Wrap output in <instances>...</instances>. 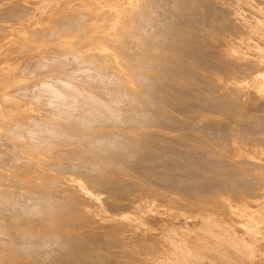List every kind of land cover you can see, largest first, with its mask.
Returning <instances> with one entry per match:
<instances>
[{
	"label": "rangeland",
	"instance_id": "obj_1",
	"mask_svg": "<svg viewBox=\"0 0 264 264\" xmlns=\"http://www.w3.org/2000/svg\"><path fill=\"white\" fill-rule=\"evenodd\" d=\"M88 1V2H87ZM108 2V4H107V6H106V8H102V2ZM166 1V2H165ZM174 1V2H173ZM176 1V2H175ZM178 1H180L179 3H178ZM136 0V6L133 8V9H131L130 11H128V12H122L121 14H120V20H121V24H120V26H121V28H122V31L121 32H117L116 31V29H114L113 27H111L107 32H108V34L110 35L109 36V38L110 39H112L113 41H111L110 42V45L108 46V52H109V54H110V56L107 58V59H105V60H101V61H97V60H95V59H93V58H91V54H92V52L93 51H96L97 52V54H102V47H100V45H99V42H100V38H99V35L97 34V33H93L94 31L93 30H91V28L94 26V23H98L99 24V26L100 27H103V25H105L106 23H107V20H105V18L107 19V15L108 14H110V13H112V14H115L116 13V7H117V5L119 4V3H121V4H123V1L122 0H86V3L84 4V3H82L80 0H64V4H65V7H66V12H59V13H57V14H55V13H48V14H39L37 17H36V20H38V21H40V22H42V23H39L38 25H37V27H36V29H34V31H31V32H29V31H22V35H24L25 37H30V38H32V39H34V40H38V41H40V42H43V43H49V44H52V46H45L44 48H45V51H44V48L43 49H41V50H37V48H35V47H33V45H31V46H27L26 47V45H23L24 43L19 39V38H17V37H15L14 38V40H15V42L11 45L12 47V51L11 52H14L12 55L13 56H15V55H17V54H22V55H24L25 56V59H23V61H21V65L23 64H25L24 65V67L23 66H18V67H16V68H14V67H12V68H10V67H7V66H3L2 64H1V62H0V76H8V78L9 79H12L13 80V82H14V84L12 85H6L4 88H3V94H2V96L0 97V118H5V116H8L9 118H10V124L8 125V126H3L2 128H3V131L1 132V134H0V156H1V158H0V161L1 160H5L4 161V163H3V161H1L0 163V197L2 198H4V201H5V203H2V206H1V201H0V206H1V208H0V214H2L1 215V217H0V264H51L53 261V263L54 264H64L65 263V260H66V258H65V260L63 261L62 259H60L61 258V256L62 255H64V256H66V257H68V261L66 260V264H75V263H72V261L74 262H76V264H91L93 261L95 262H93L92 264H105V263H108V264H260V263H263L264 264V134H263V131H264V0ZM184 3V2H186V3H182V2ZM194 2V4L192 5V7H194V6H196V8H194L195 9V11H194V9L192 8L191 9V5H190V3H188V2ZM199 1V2H198ZM201 1V2H200ZM205 1V2H204ZM206 1H207V3H209L210 4V7L211 6H216V7H211V8H213V9H211V8H209L208 7V9L209 10H207L206 8V6H209V4H207L206 5ZM215 2V4H214V2ZM221 3H220V2ZM93 2V3H92ZM172 4H171V3ZM216 2H218V3H216ZM262 2V3H261ZM0 12H2L3 13V15H5L6 14V9L9 7V6H11V7H9L10 9H8L9 11H11V8H16V9H12V11L11 12H9V13H7L6 15H5V17L2 15V13H0V19L3 17L4 19H2L0 22H1V24L3 23V24H9V23H16V22H20V21H22L23 19H24V13H25V9L27 8V6H28V3H27V0H0ZM16 3H18V4H16ZM79 3V4H78ZM212 3H213V5H212ZM220 3V4H219ZM223 3V4H222ZM13 4L14 5H17V6H13ZM19 4L22 6V7H24L23 8V12H22V8H21V6H19ZM87 4L90 6L89 8L87 7ZM139 4V5H138ZM163 4V5H162ZM168 4V5H167ZM170 4H171V6H172V9H170L171 7H170ZM182 4V5H181ZM203 4H205V5H203ZM24 5V6H23ZM145 5H146V7H148V8H146L145 7ZM154 7H153V6ZM156 5H158V6H156ZM161 5H162V8H160L161 7ZM188 5H190V6H188ZM204 7H206L205 9L203 8V6ZM221 5V8L219 7ZM223 5V6H222ZM25 6H26V8H25ZM94 8V10H92L93 8ZM138 6V7H137ZM149 6H151V9H150V7ZM167 8L168 7V10L165 8V7ZM176 6V7H175ZM217 6H218V8H217ZM226 6V7H225ZM7 7V8H6ZM6 8V9H5ZM139 8V9H138ZM163 8H165L166 10H163ZM175 8H177V9H175ZM224 8V9H223ZM20 9H21V12H20ZM141 9V10H140ZM147 9V10H146ZM151 10V12H150V10ZM154 9V10H153ZM163 10L162 11V17H160V19H158V18H156V17H153V18H151L154 14H152V12H156V10L157 11H159V10ZM179 9H181V11H183L184 12V10H185V12H184V14H183V12H181ZM199 9H200V11H199ZM216 10V12L214 13L213 12V10ZM218 9H219V11H220V9H222V10H224L223 12L222 11H220L221 13H222V15H220L219 14V12H217L218 11ZM229 9V10H228ZM18 10V11H17ZM87 10V11H86ZM144 10V11H143ZM179 10V11H178ZM193 10V11H192ZM207 10V11H206ZM210 10H212L211 12H212V14H211V12H210ZM4 11H5V13H4ZM83 11V12H82ZM85 11V12H84ZM91 11H93V12H91ZM107 11V12H106ZM149 11V12H148ZM170 14L171 13V11H172V13H171V15H169L167 12ZM176 13V11H178V13H176L175 14V16H174V19L176 20H174V19H171V18H173L172 16V14L174 13V12ZM196 11H198V13L200 12V14L198 15L197 14V12ZM206 11V12H205ZM96 12V13H95ZM163 12H164V14H168L169 15V17H165V16H168L167 14L166 15H164L163 14ZM166 12V13H165ZM187 12H189L188 14H187ZM191 12V13H190ZM194 12V13H193ZM228 12V13H227ZM13 13H14V15H13ZM20 13V14H19ZM80 13V14H79ZM83 13V14H82ZM88 13V14H87ZM136 13H138L137 15H136ZM147 13V14H146ZM150 13V14H149ZM181 13V14H180ZM214 13V14H213ZM10 14V15H9ZM17 14L19 15V17H17ZM77 14V15H76ZM82 14V15H81ZM146 14V15H145ZM182 16L183 15V17H181L180 15ZM196 14V15H195ZM217 14V15H216ZM219 14V15H218ZM228 14H229V16H228ZM254 14V15H253ZM1 15H2V17H1ZM7 15H9V17L7 16ZM12 15V17L14 18V20L13 19H11L10 18V16ZM80 17H79V16ZM106 15V16H105ZM134 15V16H133ZM144 15V16H143ZM150 15H152V16H150ZM194 15L195 16V18H194V16H193V18H192V16ZM202 16V18L201 17H199L200 19H203V21L201 20L200 21V19L198 18V16ZM206 15V16H205ZM78 16V17H77ZM92 16V17H91ZM136 16H137V18H136ZM139 16V17H138ZM140 16H142L141 18H140ZM176 16H177V18H176ZM180 16V18L178 19V17ZM197 16V17H196ZM222 16V17H221ZM15 17H17L18 19H15ZM40 17V18H39ZM77 17V18H76ZM83 19H82V18ZM99 17V18H98ZM206 19H205V18ZM208 17V18H207ZM216 17H218V19H224L223 21L221 20H218ZM220 17V18H219ZM230 17V18H229ZM8 18V19H7ZM78 18H79V20H78ZM86 18V19H85ZM89 18V19H88ZM96 18V19H95ZM131 18V19H130ZM146 20H144V19ZM167 18V19H166ZM187 18V19H186ZM192 18V19H191ZM196 18H198V20L200 21H198ZM233 18V19H232ZM6 19V20H5ZM148 19V20H147ZM165 19L167 20V22L165 23ZM181 19V20H180ZM207 19H208V21H210V20H212V21H210V22H207ZM228 19V20H227ZM64 23L65 21L64 20H67L66 21V23H64V25H63V23L61 22V21ZM69 20V21H68ZM78 20V21H77ZM81 20H83V21H81ZM129 20H131V21H129ZM138 20H143V21H139L138 22ZM158 20H160V21H158ZM162 20V21H161ZM172 20H174V22H171ZM190 22V20H191V22L190 23H188V21ZM193 20V21H192ZM197 20V21H196ZM206 20V21H205ZM217 22V23H215V21ZM226 20V21H225ZM232 20V21H231ZM70 21H72V23H70ZM76 21V22H75ZM149 21H151V22H148ZM155 23H159V25H157V24H155ZM170 21V22H169ZM180 21V22H179ZM184 21V22H183ZM207 22V25H211V24H213V23H215V24H221L222 25V23H220V22H223V25H222V27L225 29V31L223 32V30L224 29H221L222 27H221V25L218 27L217 25L216 26H214V24L213 25H211L212 27H214V29L211 27L210 28V26H209V28H207L208 26H203L204 25V23L203 22ZM220 21V22H219ZM61 22V23H60ZM67 22H69L68 23V25H67ZM77 22H80V23H77ZM145 22V23H144ZM199 22V23H198ZM230 22V23H229ZM58 23V24H57ZM133 23L135 24V25H137V26H135V25H133ZM138 23H140L139 25H141V26H139L138 25ZM202 23V24H201ZM208 23H210V24H208ZM233 25H232V24ZM60 24V25H59ZM79 24V25H78ZM148 24H150V25H148ZM153 24H155V25H153ZM186 24H188V27H187V25ZM195 24V25H194ZM206 24V23H205ZM235 24V25H234ZM78 25V26H77ZM119 25V24H118ZM129 25H132L131 27L129 26ZM143 25H144V27H143ZM151 25H153V28L151 27ZM158 26V28H159V30L157 29V26ZM160 25H162L163 27H161ZM164 25H168L169 27L171 26V31H169V33H166V31H165V35H164V33L163 34H160L161 32H163V28H164ZM192 25V28L190 27ZM228 25V27H224V26H227ZM146 26V27H145ZM156 26V27H155ZM175 26V27H174ZM177 26H179L180 28H182L183 30H179V29H176L175 30V28H179V27H177ZM235 26V27H234ZM133 27V28H132ZM140 27H141V29H145V30H142V31H140L141 29H140ZM161 27V28H160ZM173 27H174V29H173ZM189 28V29H187V28ZM221 27V28H220ZM231 27V28H230ZM69 28H70V30H69ZM136 28V29H135ZM147 28L149 29V28H152V30H147ZM216 28V29H215ZM218 28V29H217ZM227 28V29H226ZM235 28V29H234ZM186 29V30H185ZM212 29V30H211ZM229 29H231V30H229ZM138 30V31H137ZM157 30H158V32H157ZM160 30H161V32H160ZM178 30V31H177ZM189 30V31H188ZM214 30V31H213ZM216 30V31H215ZM217 30H218V32H217ZM226 30H228V31H226ZM236 32H235V31ZM145 31L147 32V33H145ZM155 31H156V34H155ZM191 31V32H190ZM220 31V32H219ZM232 31V32H231ZM237 31H238V33H237ZM84 32V33H83ZM149 32H151L150 34H149ZM154 32V33H153ZM160 32V33H159ZM171 32H174V33H171ZM176 32V33H175ZM215 32H217V33H215ZM235 32V33H234ZM42 33V34H41ZM47 35H46V34ZM101 33H103V31L101 32ZM100 33V34H101ZM138 33V34H137ZM159 35H161L160 36V38L162 39H159V37H156V36H159ZM188 33H190V34H192V35H190V34H188ZM195 33V34H194ZM235 35H234V34ZM6 33L5 32H2V31H0V35H1V37H0V39H2L3 37H4V35H5ZM128 35V36H125V35ZM132 34H134L135 35V37H134V39H133V36H131ZM141 34V35H140ZM149 34V35H148ZM155 34V35H154ZM180 34V35H179ZM38 35V36H37ZM39 35H41V36H39ZM81 35H83V36H81ZM136 35H137V38H136ZM166 36L165 38H164V36ZM197 37H196V36ZM199 35V36H198ZM35 36V37H34ZM140 36H143L142 38L140 37ZM174 36H176L177 38H175L176 39V41H175V39H174ZM189 36V37H188ZM190 36H193V37H190ZM128 37V38H127ZM145 37H148V38H145ZM153 37V38H152ZM170 39V40H167L168 38ZM46 38V39H45ZM91 38H93V40L96 42V46L95 47H92V45H90V44H88V40L89 39H91ZM130 38H131V41H130ZM139 38H141L140 40H139ZM164 38V39H163ZM178 38L180 39V40H178ZM182 38H184V39H182ZM201 38V39H200ZM236 38V39H235ZM152 39V40H151ZM196 40L195 42H198V43H194V41L192 42L191 40ZM208 39V40H207ZM133 40H135V41H133ZM137 40H138V42H137ZM149 40V43L151 44V42L153 41V44L154 45H158V46H160L161 45V48H163L162 50H163V52H166V54H167V59H170L171 61L172 60H174L173 62H174V64L172 63L171 65L173 66V67H175V70L174 71H176L177 72V70H176V68L178 67V66H181V70H183L185 67V70H183L181 73H184V75L183 74H181V77L179 76L180 75V72H178V73H176V72H172V73H176L177 74V76H178V78H177V76H176V74L174 75V77L173 78H175V76H176V78L175 79H177V80H179V78L181 79L182 77L183 78H185V79H181V80H179V82L178 83H180V82H182L184 85H186V84H188V83H192V82H189L190 80L192 81L193 79V84L194 83H196L197 82V80L195 81V79L197 78L198 79V81L199 82H197L196 84H194V85H197V86H199V85H201L202 86V84H203V86L207 83V85L208 86H210V88L213 90V89H215V93L214 92H211V91H209V88L207 89L208 90V92H210V93H208V95L210 96L212 93V95H211V97L213 96L214 97V94H215V97H216V95H217V98L220 100V98H219V93H221L222 95V97H221V100L223 99V102H224V104L226 105V106H224L225 107V109H224V107L223 108H221L220 110H218V111H205V112H201V114H200V111L198 112V110L196 111V109L194 108V110H192V109H190L189 108V110L187 109V106H186V104L190 101V97L189 98H186L187 97V94H186V92L184 93V92H181L180 90V92H181V94H180V92L178 91V89L177 90H175V89H173V90H175L176 92H174V93H176V94H174L173 92H171V90H169L170 91V93L171 94H173V96L174 95H181V96H183L182 98H180V99H177L176 98V96H174V98H175V100L177 99L178 100V102H176V101H174V103H176V104H172L171 103V107L170 106H168L167 105V103H165V106H162L163 104L162 103H164L163 101L162 102H160V101H158L157 99L156 100H154L153 99V101L155 102V103H157V101H158V103L160 102L161 103V106H162V108L161 109H164L165 107L166 108H168V109H170L171 108V110L174 108V109H177L178 108V110L177 111H179V112H176V113H174L177 117H179V119L180 120H183V118H185V121H187V123H185L186 124V126H185V124H183L185 121H183V123H181V124H183V125H180L179 123L177 124V123H173V125L175 124H177V126H181V127H175V126H172V127H174V128H172V129H163V128H160L159 130L161 131H158V133L160 132L161 133V135H160V133H159V135H160V137L161 138H165L166 136H174L176 139H167L168 141H164V140H166V139H160L159 138V135L156 137L155 135H153V134H158V133H153V134H151L152 136H154V137H156L157 138V140L158 139H160L159 141H157L156 140V138H154L153 137V140L152 141H149V140H144V142H143V139H139L138 141H140L139 143H141V142H143V143H141V144H139V143H137L136 145H137V147H138V145H140V147H136V145H134L133 146V143H135V141L133 142V141H131V142H128V141H126V140H123V138L121 139V140H123V141H125V144H124V142H120L119 140V138H115V139H113V140H111V139H109V140H106V141H108L109 142V144L112 146L113 144V148L114 149H112V151H114L113 153H115V152H124V149L123 148H119V147H131V145H132V147L134 148V151H133V148H129V150H131V152L130 153H134V152H136L135 150H138L139 148V150L141 151H143V152H145L146 153V151H144V150H148L147 152L148 153H155V152H157V153H161L162 154V152H163V154L161 155V156H159V154L157 155L158 157L156 158V156H155V158L158 160V158H160V157H162V158H160V159H165L164 157H168V155H169V157L171 158L172 156H174V155H176V156H174V157H176V158H174L177 162H169V161H174V159H171V160H169L168 162V164H170V163H174V166H173V164H171V165H168L167 166V168L169 169V167L170 166H172L173 168H176V170L175 169H173V170H175L176 171V174L175 175H178V176H175V177H177V179H178V181H181V182H178L180 185H178V183L177 184H175V185H170V186H165V185H163V182H165L164 180H165V175H168V169H166L165 167V169L163 168V166H162V168L160 167V169L159 168H157L156 166H152V168L153 167H156V168H154V171H152L153 169L152 168H148V169H143V170H145L144 172H142V171H140L139 172V170L140 169H142L141 167V160L138 162H135V163H133L134 161H130V158L129 159H127V156H126V152H129V151H126V152H124L123 154L122 153H120L121 155H122V157H121V155H119V153L117 154V153H115L114 155L116 156V158H118V157H120V161H121V159H124L125 161L126 160H128V162L127 163H125L124 162V160H122L123 162H120V161H118L119 160V158H118V160L117 161H115V163L114 162H111L110 163V161L104 156V154H102V149L104 150V151H106L105 149H107L108 150V148L110 147V148H112L109 144H107L108 142H104L103 140L101 141H99V139L102 137L101 135L103 134V132L105 131V132H107V134L108 133H110V132H113V131H116V132H120V133H124V132H127V131H129L130 129L129 128H121V127H113L112 125L113 124H115V121H118L117 123H119V122H121V119H122V121L125 119V117H123V116H125V114L124 113H126V115H129L130 113H134V112H136V111H140V112H143L144 111V113H145V110H146V112L147 113H151V114H153L154 113V111H155V109H156V105H153L152 106V104L151 105H149L150 106V108L149 109H151L152 110V112H151V110L149 111V109H148V107H143V103H142V106L141 107H139V101H136V100H140V99H142V94L144 93V94H146L147 95V93H149V92H151L152 90H154V92L152 91L151 93H156L157 94V92L159 93V94H157V96L155 95V98L156 97H158L159 96V98L158 99H160V92L159 91H161L160 90V87L161 86H159V87H157L156 85L154 86V85H148V87H147V84L145 85L144 83H142L141 84V82H139V80H138V76H140L141 75V73H143V74H146V75H148V74H150V77L151 78H153L157 83H155V84H158V85H160V83L159 82H164V81H166V79L163 81H158L157 79H156V76H155V74H153V73H163V72H165L162 68L160 69V67L158 66V65H151V61H153V60H155V58H157V56L158 55H156V54H154L153 53V50L155 51V50H158V51H162L161 49H159L160 47H158L157 48V46L155 47L154 46V49H151V48H148L147 46H149L150 44L147 42ZM178 40V41H177ZM187 40V41H186ZM205 40L207 41V42H205ZM168 41V42H167ZM214 41V42H213ZM1 42V41H0ZM134 42V43H133ZM144 43L143 45H142V43ZM145 42H147V43H145ZM156 42V43H155ZM161 44H160V43ZM212 42V44L211 45H209V43H211ZM220 42H222V43H220ZM15 43H17V44H15ZM160 45H159V44ZM163 43H165V44H167V46L168 45H170L171 46V44H172V46L174 45V46H178V47H182V46H187L188 45V43H190L188 46L191 48L192 47V45H193V49H194V51H191V53L192 52H195L196 51V53L199 51V53L200 52H202V53H204L205 51V53L202 55V53H200V55L202 56V57H200V58H202V59H196V61H195V58H198L197 56H196V54L194 53H192V56L193 55H195V56H193L194 57V61H193V58H191L192 56H190V57H184V56H178L177 54H176V56L172 53V51L170 52V46H166V48L165 47H162V44ZM175 43V44H174ZM177 43H178V45H177ZM204 43H205V46H203L204 45ZM20 44V45H19ZM140 44V45H139ZM149 44V45H148ZM165 44H164V46H165ZM180 44V45H179ZM218 44V45H217ZM14 45V46H13ZM58 45H61V46H63V47H59ZM197 47H196V46ZM216 45V46H215ZM15 46H17V47H15ZM22 46V47H21ZM120 46V47H119ZM16 49H15V48ZM48 47V48H47ZM136 47V48H135ZM201 47V48H200ZM22 48V49H21ZM132 48V49H131ZM138 48H140V49H138ZM145 48V49H144ZM166 50H165V49ZM206 48H207V50H209V52L210 51H212V52H207V50H206ZM244 48H245V50H244ZM28 49V50H27ZM51 49H54V50H51ZM56 49V50H55ZM125 49H127V52H124L125 51ZM134 49V50H133ZM168 49H169V51H168ZM50 50V51H49ZM60 50V51H59ZM129 50V51H128ZM137 50V51H136ZM149 50V51H148ZM165 50V51H164ZM203 50H205V51H203ZM213 50H218V54L215 52V51H213ZM50 52V54L48 53V55H46V53L47 52ZM118 51L119 52H121V53H119L118 54ZM134 51L135 52H140L139 54H137V53H134ZM247 51V52H246ZM46 52V53H45ZM126 54V56L124 55V53ZM129 52V53H128ZM130 52L132 53V56H129V54H130ZM38 53H40L41 55H42V53H44L42 56H44V57H42L40 54H38ZM53 53H54V55H53ZM66 53V54H65ZM118 55H117V54ZM128 53V54H127ZM208 53L211 55H208ZM213 53V54H212ZM216 55H215V54ZM60 55V56H58V55ZM68 54H69V56H68ZM71 54V55H70ZM124 56H123V55ZM133 54H134V58H133ZM154 54V55H153ZM11 55V56H12ZM40 56V59H45L44 61H43V63H47L46 61H49V60H51V56L52 57H54V59L53 60H59L60 58V60L59 61H63V63H64V61H65V59H69V62L67 61V62H65L63 65H65V64H67V65H70L69 67V69H67L68 68V66L67 65H65V66H67V70L65 69V68H63V67H65V66H63L62 64H60L59 66H61V69L63 68V70H61L60 69V67H58L57 68V70L55 69L56 68V66H55V70L54 71H52V70H50V72H54L55 73V71H56V73H55V76H61V71L64 73L65 72V70H66V73L68 74H65V75H67L68 77L67 78H65L66 76H61L62 78H59V79H63V82H65V81H67L68 82V80H73L72 78L73 77H75L76 79H74V81L75 80H77V81H75V83H79V80H80V83L82 82V84H83V81H84V84L86 83V85H84V87H88V86H90V87H88L87 89L86 88H83L82 86V84H80L81 85V87H82V89L84 90L85 89V91L87 92V90H89V91H92V92H89V94L86 96L85 95V93H83V97H88L89 95H90V99H92L91 98V96L93 97V95H94V98L92 99V101L91 102H88V99L85 97L84 99H87V101L86 100H83L82 99V97L80 96V93H82V91L80 92V85H79V89H78V91H77V86L78 85H76L75 83H74V81H73V83H72V85L70 86H68V83L66 84V83H64V87H65V89L68 91V89H69V87L71 88L72 87V89H69V93H70V90L72 91L71 93L72 94H69V96H70V98H67V96L66 97H62L63 98V100L62 99H59V94H61L62 93V91H64V93H68V92H65V89L63 90L62 89V85H60L59 87H58V95H57V89H56V87H54V89L56 90V92L54 93V95L53 96H55V94L58 96H56L57 98H56V100L58 99V101L57 102H59V101H61L60 103H57L56 101H55V97H54V99H51V100H54V101H52V103L54 102L55 104H56V106H54L53 107V109H54V111H55V109L57 110V109H59V107L58 106H61L62 105V103H64V99L65 98H67L66 99V101H68V103L69 102H74V100H75V102L79 99L78 98V96L80 97V101L81 102H79V100L76 102V103H78V104H76V103H70V106L72 105V107L71 108H73V106L76 104L77 106L76 107H78V108H76V107H74V108H76V110L78 109V111L77 112H82L83 110L85 111V109L86 108H89V109H86V111L85 112H82V113H80V115L81 116H79L78 115V113H76L79 117H80V121H78V122H81L82 120V122L81 123H84V118H81L82 117V115L86 118V120L87 119H89V118H87V117H89L90 116V113H91V111H92V115L90 116V118L91 117H95V116H99L100 115V117H101V115L104 117V119L102 118L101 120H102V123H104V124H98L96 127H93L94 129H96L95 131H94V129L93 128H90V127H88V125L87 126H85V125H83V127L81 128L80 127V125L79 124H77V123H74L73 125L71 124V123H73L75 120L72 118V116H74V114H72V116H71V118L70 117H68L69 115H71L70 113H71V110L72 111H74L73 109H69V107L70 106H68L69 104L65 101V103L64 104H66L68 107L66 108L65 107V105L63 106H61L60 107V111L58 110L57 112L55 111V113H57L58 115L60 114L61 116L63 115V114H61V113H64V112H66V110L67 109H69V110H67V112H70L69 113V115L68 114H66V116L65 115H63V116H65V118L66 117H68V119L69 120H74V121H69V120H67L66 121V119L65 118H61L60 116H58L57 114V120H58V122H56L55 121V117H56V115L53 117L52 116V114L54 113L53 111H51V112H49L48 111V114H49V116H47L48 114L46 113V111L47 110H49V109H52V108H50L51 107V101H49V97H53L52 95L50 96L49 94H47V93H45L46 95H45V97H47L48 96V99L47 98H44V99H46L45 101L42 99V101L41 102H45L46 104L45 105H43V109L41 110V106L42 105H40V103H39V98H38V96H35V98H34V94H33V92H35L36 91V89H34L33 87V85H36V83H34L36 80H32V79H30V80H32V81H30V82H28L29 80H26L25 78H27V77H29V78H35V74H31L30 76H29V73L30 72H32V73H34V72H36V71H38V68H39V66L37 67V65L39 64V61H40V59H39V61H37L36 59V56ZM86 55H88V56H86ZM128 55V56H127ZM131 55V54H130ZM139 56V55H141V56H139V57H137V56ZM197 55H198V53H197ZM217 55H219V57L217 58ZM223 57H222V56ZM37 56V57H38ZM46 56H48V57H46ZM61 56H63V57H61ZM65 56V57H64ZM73 56V57H72ZM77 56V57H76ZM147 58H146V57ZM150 56H152V57H150ZM154 56V57H153ZM206 56V57H205ZM1 57H3V56H0V60H1ZM36 59H35V58ZM49 57H50V59H49ZM67 57V58H66ZM90 57V58H89ZM123 59V61H120V60H122L121 58ZM137 57V58H136ZM141 57V58H140ZM144 59H143V58ZM178 59H177V58ZM207 57H209V58H207ZM210 57H211V59H210ZM214 57H216V59L214 58ZM221 57V58H220ZM230 59H229V58ZM33 58V59H32ZM64 58V59H63ZM73 58H78V59H76L77 61H78V63L80 62L79 60H81V62L82 63H84V61H85V65L88 67L89 65L91 66V64H92V67L91 68H93V69H87L85 66H83V64L80 66V64L81 63H79V66L77 65V61H76V64H74L75 62H73V64L78 68V69H76V67L74 68L73 67V65L72 64H70V63H72V61H70L71 59L72 60H74ZM135 60H137V61H139V64H142V63H144V64H142L141 65V68L139 67V64L136 62V61H134L133 59ZM154 58V59H153ZM165 58V57H164ZM191 58V59H190ZM205 58V59H204ZM32 59V60H31ZM89 59H91V60H89ZM129 59V60H128ZM130 59H131V61H130ZM141 61H140V60ZM146 59V60H145ZM182 59V60H181ZM204 59V60H203ZM207 59H208V62H207V65H209V63H210V61L212 62V67H211V63H210V65L208 66V67H205L204 69H203V65L205 64L206 65V61H207ZM209 59H210V61H209ZM213 59H215V60H217L219 63L217 64L216 62L217 61H215V60H213ZM220 59V60H219ZM221 59H222V61H221ZM25 60H26V63H25ZM36 60V61H35ZM83 60V61H82ZM143 60H145L144 62H143ZM151 60V61H150ZM201 61V62H203L204 63V61H205V63L202 65V67L201 66H198V65H201V62H198V61ZM203 60V61H202ZM231 60V61H230ZM237 60V61H236ZM239 60V61H238ZM27 61H30V62H27ZM75 61V60H74ZM91 63H89V62ZM126 63H125V62ZM150 63H149V62ZM178 61V62H177ZM187 61H189V62H187ZM215 61V62H214ZM226 62V63H223V62ZM243 63H241V62ZM247 63H246V62ZM248 61H249V63L251 64V66H250V64L248 63ZM252 61V62H251ZM35 62H37V63H35ZM42 62V61H41ZM122 62V63H121ZM132 63V64H129V66H128V63ZM29 63V64H28ZM62 63V62H61ZM69 63V64H68ZM89 63V64H88ZM121 63V64H120ZM146 63V64H145ZM175 63H177V64H175ZM182 63V64H181ZM198 63V64H197ZM221 63V64H220ZM228 63H231V64H228ZM32 64V65H31ZM93 64H94V66H93ZM148 64H150V66L151 67H153V71L152 70H150L151 69V67L150 66H148ZM223 64V65H222ZM241 66H240V65ZM246 66H245V65ZM7 65V64H6ZM40 65V64H39ZM72 65V66H71ZM111 65H113V66H111ZM128 66V67H130V68H126L125 66ZM134 66V67H132V66ZM138 65V66H137ZM176 65V66H175ZM193 65H196L195 66V68L197 69H195L194 68V66ZM204 65V66H205ZM206 65V66H207ZM225 65V66H224ZM250 66V70L248 69L249 67L248 66ZM254 65H256V66H254ZM26 66H29V67H27V68H25ZM85 67V69L87 70V72L88 71H94L95 72V74H94V72L92 73V75H91V73H88L90 76L88 77V76H84V74L86 73L87 74V72H86V70L83 68V67ZM89 66V67H90ZM108 66H110V67H113V68H108ZM147 66V67H146ZM172 66H170L171 68H170V72L172 71L171 69L173 68ZM187 66L189 67V68H191L192 70H193V72H197L196 73V75H195V73L193 74L192 73V70L190 69V71H188V68H187ZM198 66V67H197ZM213 66H214V68H213ZM236 66L239 68H236ZM244 66V67H243ZM252 66H254V67H252ZM32 67V68H31ZM54 67V66H53ZM52 66H51V68H49V69H52L53 68ZM75 69V71L76 72H74V73H72L73 71H74V69ZM82 67V68H81ZM88 67V68H89ZM142 67L144 68V69H142ZM155 67H158L159 69H160V71H159V69H156ZM223 67H225V72L227 73H225L223 70H224V68ZM246 70H244L243 68ZM257 67V68H256ZM260 67V68H259ZM31 68V69H30ZM81 68V70H79ZM96 68L98 69L99 68V72L97 71L96 72ZM102 68V71L100 70ZM104 68V69H103ZM117 68V69H116ZM139 68V69H138ZM145 68H148V71L147 70H145ZM183 68V69H182ZM198 68H200V69H198ZM220 68H222L221 70L222 71H220ZM257 70H256V69ZM27 69H30V70H27ZM49 69L47 70V72L48 73H50L49 72ZM65 69V70H64ZM73 69V70H72ZM85 70L84 72L82 71V70ZM158 71H156V70ZM174 69V68H173ZM177 69H179V67L177 68ZM187 69V70H186ZM208 69V70H207ZM218 69H219V71H218ZM229 69V70H228ZM232 69H233V71H232ZM17 70H19V71H17ZM21 70V71H20ZM58 70H60L58 73L60 74H58L57 73V71ZM69 70H70V72H69ZM129 70H131V72L129 71ZM135 70V71H134ZM139 71L140 70V72H136V71ZM151 72H150V71ZM162 70V71H161ZM195 70V71H194ZM145 71L147 72V73H145ZM156 71V72H155ZM168 71V70H167ZM167 71H166V74H167V76H168V73H167ZM178 71H180V69L178 70ZM186 71V72H185ZM200 71V72H199ZM239 71V72H238ZM243 71H244V73H243ZM19 72H23L24 73V75H23V73H19ZM82 72V73H81ZM106 72V73H105ZM112 72H117V73H119L120 74V80H118L119 78L117 77V75H114V77L115 78H117V79H115V80H117V81H120V83L118 82V84L116 83L117 81H114V78H111L112 76L111 75H113V73ZM217 72V73H216ZM223 72H224V74H223ZM249 72V73H248ZM28 73V75L26 76V74ZM70 73L71 74H73L72 76L70 75ZM84 73V74H83ZM96 73H97V75L99 74V75H101L102 74V76H100V79H99V76H98V79H94V77H96ZM101 73V74H100ZM111 73V74H110ZM134 73V74H133ZM139 73H140V75H139ZM152 73V74H151ZM171 73V74H172ZM189 73H190V75H189ZM199 73H201V74H199ZM15 74H16V76H15ZM51 74V73H50ZM75 74V75H74ZM77 74H80V75H82V77H85V79L84 78H82L81 76H79L78 75V78H77ZM87 74V75H88ZM93 74H94V77H93ZM105 74V79H104V77H103V75ZM133 74V75H132ZM136 74H137V76H136ZM165 74V75H166ZM179 74V75H178ZM185 74H188V75H186V77L188 78H186V77H184L185 76ZM199 74V75H198ZM226 74V75H225ZM235 74L236 75H238V76H235ZM240 74H241V76H240ZM63 75V74H62ZM69 75H70V77H69ZM106 75L107 76H111V77H107L106 78ZM131 75V76H130ZM154 75V76H153ZM202 75H203V77H202ZM206 76V78L208 77V78H210V80H209V82L211 83L212 82V80H213V82L211 83L212 85H214L213 87L211 86V84L208 82V78H207V82H206V78L204 79V77ZM223 75V76H222ZM228 75V76H227ZM231 77H230V76ZM243 75H246V76H243ZM93 78H92V77ZM134 76H136L137 77V79L134 77ZM173 76V75H172ZM195 76H197V77H194ZM200 76V77H199ZM224 76H226V77H224ZM66 79H64V78ZM79 77H80V79H79ZM133 77V78H132ZM202 77V78H201ZM239 77V78H238ZM57 78V77H56ZM71 78V79H70ZM89 78H90V80H89ZM92 78V79H91ZM97 78V77H96ZM101 78H102V80H101ZM108 78H109V80H110V78L116 83H114L113 81V83L115 84V85H117V86H114L113 85V83L111 82V84L107 81L108 80ZM124 78H125V80H124ZM136 80H135V79ZM190 78H193V79H190ZM223 78V79H222ZM227 78V79H226ZM79 79V80H78ZM81 79H83V80H81ZM89 81H88V80ZM107 79V80H106ZM174 79V80H175ZM205 80V82L204 83H202L203 81L202 80ZM217 79V80H216ZM24 80H26V81H24ZM92 80H93V83H92ZM98 80V81H97ZM105 80V81H104ZM135 80V81H134ZM138 80V81H137ZM186 80V81H185ZM189 80V81H188ZM237 80V81H236ZM91 81V82H90ZM109 83V85L107 84V82ZM195 81V82H194ZM201 81V82H200ZM62 82V83H63ZM104 84L105 83V86H106V89H108L107 87H110L109 88V90H114V91H117L116 89H118V87L120 86H122L121 84L123 83H126L127 84V86L125 87V85H123L122 87L124 88V89H122V87H121V89H118V94H119V92H120V94H119V96L118 97H120V98H124V95L125 94H127L128 92H127V90L129 91V95H131V94H133V95H135V93L137 94V95H135V96H130L131 97V99L134 101L135 99H134V97H136V100H135V102H137V103H135L134 105H135V107L133 108V110L135 109L136 111H131L130 109L129 110H126V109H122V108H120L121 110H125V112H120V110H118L119 111V113H115L114 115H113V113L114 112H118L117 111V109L116 110H114L113 108L112 109H110L109 107V104H108V106H107V103L105 102V100L106 99H104V98H106V97H100L99 96V92H102V91H100L101 89L103 90V91H109V90H106V89H104V85L102 86V84ZM122 82V83H121ZM140 84H139V83ZM175 82H176V80H175ZM184 82H186V84L184 83ZM34 83V84H33ZM70 83V82H69ZM137 83V84H136ZM168 83V82H167ZM166 82H165V84H167ZM200 83V84H199ZM202 83V84H201ZM210 85H209V84ZM217 84L218 83V85H217V87H216V85L215 84ZM101 84V85H100ZM107 84V85H106ZM164 84V83H163ZM162 83H161V85H163ZM199 84V85H198ZM221 84V85H220ZM31 85V87L33 88H31V90L29 89V86ZM68 86V89H67V87L66 86ZM74 85H76L75 87H74ZM141 86V88H136V87H140ZM180 85H182L181 83H180ZM184 85H182V86H184ZM18 86H19V88H18ZM25 86H27V87H25ZM145 86V87H144ZM208 86H204V87H208ZM223 86H225V87H223ZM61 87V90L59 89ZM73 87H74V89H73ZM91 87H93V89H91ZM101 87V88H100ZM128 87V88H127ZM143 87V88H142ZM196 87V86H195ZM219 87H221V88H219ZM223 87V88H222ZM232 87V88H231ZM25 88V89H24ZM26 88L27 89H29L28 90V94L27 95H29L30 96V93H31V96L33 95V97H31L30 96V100H29V98L28 99H26V100H24L23 99V97L24 98H27V95L24 93V96L23 97H21V95L23 94L22 92L20 93V97H19V92L22 90H26ZM99 88V89H98ZM111 88H113V89H111ZM147 88V89H146ZM233 89V90H230V89ZM18 89V90H17ZM53 89V90H54ZM81 89V90H82ZM91 89V90H90ZM130 89H131V92H134L135 91V93H131L130 92ZM140 89V90H139ZM221 89V90H220ZM32 90H34V91H32ZM75 90V91H74ZM99 90V91H98ZM126 90V92H124ZM137 90V91H136ZM142 90L144 91V92H142ZM172 90V91H173ZM217 90V91H216ZM220 90V91H219ZM227 90H228V92H227ZM235 90V91H234ZM18 91V92H17ZM23 91V92H24ZM32 91V92H31ZM60 91H61V93H60ZM94 91V92H93ZM121 91H123L124 92V94H123V92H121ZM147 91H149V92H147ZM157 91V92H156ZM177 91H178V94H177ZM219 91V92H218ZM224 91V92H223ZM226 91V92H225ZM238 91V92H237ZM15 92H16V94H15ZM26 93H27V91H25ZM30 92V93H29ZM75 92V93H74ZM77 92H79V93H77ZM74 93V94H73ZM76 93L78 94L77 96H76ZM92 93V94H91ZM96 94V98H95V94ZM140 93H142V94H140ZM184 93V94H183ZM226 93V94H225ZM239 93V94H238ZM43 94V93H42ZM123 94V97L122 96H120V95H122ZM127 94V96L125 95V98L124 99H126V98H128V95ZM162 94V93H161ZM186 94V95H185ZM219 94V95H218ZM224 94V95H223ZM231 94V95H230ZM234 94H236V95H234ZM247 95V97H246V95ZM253 94V95H252ZM255 94H257V95H255ZM36 95V94H35ZM71 95H73V97H74V95H75V97H77V98H74V100H72L73 98L71 97ZM85 95V96H84ZM140 95V96H139ZM227 95H229V96H227ZM240 95V96H239ZM242 95V96H241ZM250 95H251V97H250ZM261 95V96H260ZM28 96V97H29ZM68 96V97H69ZM138 96V97H137ZM179 96H177L178 98H179ZM225 96V97H224ZM254 96H255V98L256 97H258V98H254ZM260 96V97H259ZM40 97H42V96H40ZM144 97H146V96H144ZM185 97V98H184ZM224 97V98H223ZM236 97V98H235ZM34 99V101H35V99L36 98H38L37 100H38V104H37V100L34 102L32 99ZM61 98V97H60ZM72 98V99H71ZM183 98L185 99L184 100V102L185 103H183ZM217 98H215V99H217ZM235 98V99H234ZM69 99H71L70 101H69ZM82 99V100H81ZM217 99V100H218ZM225 99V100H224ZM230 99V101H228ZM238 99V100H237ZM247 99V100H246ZM250 99V100H249ZM27 100H29V102L27 101ZM31 100H32V104L30 103L31 102ZM49 102H48V101ZM101 100H103L104 101V103H106V104H104L103 103V101H101ZM189 100V101H188ZM192 100V99H191ZM231 100H233V101H236V103L235 102H231ZM241 100V101H240ZM253 100V101H252ZM259 100V101H258ZM47 101V102H46ZM82 101H86V103H94V104H91V106L92 105H94V108H93V110H92V107L89 105V104H86V105H82L84 102H82ZM94 101V102H93ZM127 101V100H126ZM182 101V102H181ZM188 101V102H187ZM237 101H238V103H237ZM243 101V102H242ZM246 101H247V103H246ZM252 101V102H251ZM256 101H258L257 102V104H256ZM44 102H43V104H44ZM128 102V101H127ZM187 102V103H186ZM222 102V103H223ZM230 104H229V103ZM241 102V103H240ZM250 102H251V104H250ZM253 102H255V103H253ZM34 103V104H33ZM36 103V104H35ZM47 103H51L50 104V106H49V109H45V111H43L44 110V108H48L47 107ZM81 103V104H80ZM97 103V104H96ZM102 103H103V105H104V107H103V105H102ZM181 103H182V105H185L184 106V108L183 107H181ZM232 103H234V105L232 104ZM239 103L241 104V105H239ZM58 104H61V105H58ZM137 104V105H136ZM141 104V103H140ZM245 104V105H244ZM250 106H249V105ZM253 104V105H252ZM37 105V106H36ZM39 105V106H38ZM82 105V106H81ZM89 105V106H88ZM167 105V106H166ZM173 105L174 106H176L177 108H175V107H173ZM178 105H179V107H180V110H179V107H178ZM242 105H244L245 107H246V109H244L245 107L243 106V107H241ZM255 105V106H254ZM27 106V107H26ZM46 106V107H45ZM103 107V108H100V107ZM105 106H107V107H105ZM229 106V107H228ZM231 106V107H230ZM233 106V107H232ZM237 106H238V108H237ZM251 106H254V109L255 110H253V108L251 107ZM41 110V111H43L42 112V114H41V112H39V110H38V108ZM65 108L66 110H61V109H63V108ZM81 107V110L82 111H79V108ZM85 107V109H82V108H84ZM155 107V108H154ZM164 107V108H163ZM186 107V108H185ZM227 107V108H226ZM248 107H249V109H248ZM257 107V108H256ZM23 108H31V109H35V108H37L36 110H34V111H32L29 115H23V113H22V109ZM105 108H108V109H105ZM140 108V109H139ZM143 110H142V109ZM145 108V109H144ZM153 108V109H152ZM158 108V107H157ZM160 108V107H159ZM181 108H183V110L184 109H186L185 111H183V110H181ZM234 108V109H233ZM241 108V109H240ZM261 108V109H260ZM52 109V110H53ZM91 109V111H88V110H90ZM94 109H96L97 111V113L96 112H94L95 110ZM232 109V110H231ZM236 109V110H235ZM240 110L239 112H241V113H238V110ZM242 109H243V111H242ZM263 109V110H262ZM76 110L74 111V112H76ZM104 110V112H103V114H102V111ZM106 110H108L110 113H108ZM113 110V111H112ZM154 110V111H153ZM192 110V111H191ZM61 111H64V112H61ZM129 111V112H128ZM131 111V112H130ZM173 111V110H172ZM171 111V112H172ZM184 113H183V112ZM188 111H190V112H188ZM255 111V112H254ZM39 112V113H38ZM66 112V113H67ZM89 112V113H88ZM105 112H107V113H105ZM113 112V113H112ZM183 114H182V113ZM192 112V113H191ZM196 112V113H195ZM227 112H228V114H227ZM249 112V113H248ZM54 113V114H55ZM73 113V112H72ZM85 113H87V114H89V116L87 115V116H85ZM97 115H96V114ZM100 113V114H99ZM146 113V114H147ZM219 113H221V114H219ZM231 113V114H230ZM234 113H238V115H235ZM242 113H244L243 115H242ZM249 115H248V114ZM263 113V114H262ZM44 114V115H43ZM45 114H47V115H45ZM111 115V117L113 118V117H115L116 119H117V114L118 115H120L121 114V118H119L120 116H118V119L117 120H115V118L114 119H109V117H110V115ZM233 114V115H232ZM241 114V115H240ZM260 114V115H259ZM31 115H33V117L31 116ZM35 115V116H34ZM76 115V116H77ZM108 115V116H107ZM147 115H149V114H147ZM235 115V116H234ZM46 116V117H45ZM52 116V117H51ZM77 116V117H78ZM25 118L26 119V121L28 120H33V119H35L36 121H38L39 119H42V120H40V121H42V122H40V121H38V122H40L41 124V128L39 127L40 125H39V123H37L35 120H31L32 121V123H35L36 122V124L38 125V127H36V126H31V125H33L32 123H31V121H29L28 123H25L26 121H25V119H22V118ZM27 117V118H26ZM28 117H30L29 119H28ZM44 117V118H43ZM58 117L59 118H61V119H58ZM106 117H108L107 119H106ZM110 117V118H111ZM123 117V118H122ZM127 117V116H126ZM182 117V118H181ZM195 117V119H193V118ZM262 117V118H261ZM37 118H39L38 120H37ZM96 118V117H95ZM94 118V119H95ZM63 119V120H62ZM64 119H65V122H67V123H69L68 125H66L67 123H63L64 122ZM76 119V118H75ZM193 119V120H192ZM214 121L215 122V126H217V125H219V126H217V127H214L213 125H211L212 124V121ZM214 119V120H213ZM233 119V120H232ZM238 119V120H237ZM5 120V119H4ZM46 120H48V121H46ZM60 120H61V122H60ZM77 120V119H76ZM90 120V119H89ZM106 120H109V122L108 121H106ZM112 120H115V121H112ZM196 120V121H195ZM204 120V121H203ZM257 120V123L255 122V121ZM49 121H52L51 122V124H50V122ZM69 121V122H68ZM88 121V120H87ZM87 121H85V123H87ZM194 121V122H193ZM199 121V122H198ZM206 121V122H205ZM207 121H210V122H208L209 124L207 125L206 123H207ZM216 121L218 122V124L216 123ZM219 121H220V123H219ZM222 121V122H221ZM47 122V124L49 123V125H47V126H51L52 124H54L55 122H56V124L57 123H59L60 125H62V126H60V125H54V126H56V127H54L55 129L57 128V127H61L62 129V131L63 132H65V131H67V132H65L66 134L64 135V136H62V137H64V138H62V137H60V139H62L61 141H62V143H61V141L58 143H56V144H54V143H52V144H48V146H47V150H46V148H42V149H40V151H38L39 149H34L31 145H32V143H30V142H28V141H26V142H24V141H22L21 140V138H20V140L21 141H19V134L18 135H15V136H17V137H15L14 136V134L15 133H18V131H19V133H22L21 135H24V133L26 132V131H24V129L25 130H27V128H28V126H29V124H30V126H29V128H35V129H44V128H46V126H42V125H44L45 123ZM54 122V123H53ZM76 122V121H75ZM97 122V121H96ZM114 122V123H113ZM192 122V123H191ZM201 122V123H200ZM202 122H204L205 124H206V126H208L207 128H204V130H203V127H206L205 126V124H202ZM213 122V123H214ZM225 122V123H224ZM262 123V124H260V123ZM20 125H19V124ZM26 125H25V124ZM44 123V124H43ZM61 123H63V124H61ZM105 123H110L111 124V126H108V124H107V128L104 126V125H106ZM197 123V124H196ZM223 123V124H222ZM238 123V124H237ZM242 123V124H241ZM15 124V125H14ZM16 124H17V126H18V128H17V126H16ZM25 125V126H22V125ZM27 124H28V126H27ZM75 124H77V128H76V125ZM172 124V123H171ZM204 125V126H199L198 127V125ZM221 124V125H220ZM232 126V128L229 126ZM232 124V125H231ZM256 124H258V126L256 125ZM260 124V125H259ZM46 125V124H45ZM63 125H64V127H63ZM74 125H75V127H74ZM210 125V126H209ZM227 125V126H226ZM254 125V126H253ZM255 125H256V127H255ZM10 126V127H9ZM15 126V127H14ZM23 128H22V127ZM70 126H71V128H70ZM85 126V127H84ZM102 126V127H101ZM161 126V125H160ZM163 126V125H162ZM161 126V127H162ZM186 128H184V127ZM193 128H192V127ZM224 126V128H222ZM225 126H226V129H225ZM243 126V127H242ZM261 126H262V128H261ZM24 127H27V128H24ZM43 127V128H42ZM60 127L58 128V129H60ZM67 127V130L66 129H63V128H66ZM72 127L74 128V129H72ZM90 128L89 130L91 131H89V130H86L85 128ZM194 127H196V128H194ZM202 127V128H201ZM215 130H217V131H214V129ZM227 127H229V128H227ZM245 127V128H244ZM12 128H13V130L14 131H16L15 129H17L18 131H16L15 133H14V131L12 130ZM84 128V129H83ZM102 128V129H101ZM106 128V129H105ZM110 128H111V130H110ZM176 128V129H175ZM231 128V129H230ZM236 128V129H235ZM244 128V129H243ZM252 128V129H251ZM22 129H23V131H22ZM100 129H101V131H100ZM109 130V132H108V130ZM129 129V130H128ZM147 129L148 128H143V130H145V131H147ZM188 129H190V130H188ZM196 130V131H194V130ZM205 129H207V130H205ZM219 129V130H218ZM220 129H222V130H220ZM255 130V131H249V132H251V134H249V133H247L246 131L247 130ZM258 129H260V130H258ZM21 130V131H20ZM75 130L76 131H84L85 130V133L82 131V132H75ZM100 131L99 133L101 134H98L100 137H98L97 136V132L98 131ZM136 131H139V130H142V128H137V129H135ZM134 130V131H135ZM209 130H211V131H209ZM225 130V131H224ZM231 130H233V131H231ZM239 132H238V131ZM69 131H71V133L69 132ZM131 131H133V130H131ZM200 131H202L203 133L205 132V134H203L202 132H200ZM207 131V132H206ZM220 131V132H219ZM222 131V132H221ZM231 131V132H230ZM257 131V132H256ZM13 132V133H12ZM87 132V133H86ZM104 132V133H105ZM162 132H164V133H162ZM188 134H191V136L190 135H188ZM197 132V133H196ZM214 132H216V133H214ZM224 132V133H223ZM235 132V133H234ZM240 132H243V133H240ZM255 132V133H254ZM11 133L13 134V136L11 135ZM69 133V134H68ZM78 133V134H77ZM83 133V134H82ZM209 133V135H207ZM211 133H212V135H211ZM219 133V134H218ZM226 133V134H225ZM237 133V134H236ZM245 133H246V135H248L249 134V136H245ZM253 133H254V135H253ZM257 133V134H256ZM73 134V135H72ZM194 134V135H193ZM196 134V135H195ZM198 134H199V136H198ZM216 134V135H215ZM229 134V135H228ZM234 136H233V135ZM241 134V135H240ZM67 135H69V137L71 138V140L69 141V139H66V138H69V137H67ZM77 135V136H76ZM83 135V137L82 138H80L81 136ZM105 135H106V133H105ZM105 135H103V136H105ZM162 135H166V136H162ZM204 135V136H203ZM206 135H207V137H206ZM215 135V136H214ZM222 135H224V136H222ZM236 135V136H235ZM244 135V137H242ZM257 135H258V137H257ZM80 136V137H79ZM98 137V138H96V137ZM217 136V137H216ZM229 136V137H228ZM233 136V137H232ZM240 136V137H239ZM262 136V137H261ZM15 137V138H14ZM72 137H74V138H72ZM75 137H77V138H75ZM89 137V138H88ZM195 137H196V139H195ZM200 137H203V138H200ZM210 137V138H209ZM240 138V140H239V138ZM246 137H247V139H246ZM85 138V139H84ZM91 138H93L92 140H90ZM104 138V137H103ZM191 138H192V140H191ZM226 138H228V139H226ZM242 138V139H241ZM247 140V141H249V142H247L245 139ZM251 138V139H250ZM2 139H4V140H2ZM14 139V140H13ZM73 139V140H72ZM96 139V140H95ZM118 139V140H117ZM125 139V138H124ZM202 139V140H201ZM211 139V141H209ZM236 139V140H235ZM246 141V143H243L244 142V140ZM83 140V141H82ZM89 140L90 141H92V143L93 142H95V144H92V145H94L93 147L91 146H87V145H89ZM127 140H129V139H127ZM130 140H131V138H130ZM132 140H136L137 141V139H132ZM142 140V141H141ZM154 140H156L157 141V143H156V141H154ZM169 140H173V141H169ZM178 140H182L183 142L181 143L180 141H177ZM238 140V141H237ZM251 140V141H250ZM253 140V141H252ZM259 140V141H258ZM3 141V142H2ZM14 141V143L12 144V142ZM88 141V142H87ZM113 141V143H111ZM117 141H119L120 143H123V144H120L119 142L117 143ZM147 141V142H146ZM163 143H162V142ZM201 141H203V142H201ZM256 141H258V142H256ZM10 142V143H9ZM16 142L17 143H20V145L21 144H23V147H20V146H18L17 144H16ZM98 142H99V144H98ZM103 142H104V144H103ZM128 142V143H127ZM156 144H155V143ZM174 142V143H173ZM185 142V143H184ZM187 142H189V143H187ZM228 142H231V143H228ZM250 142H251V144H250ZM260 142V143H259ZM29 145H28V144ZM79 143V144H78ZM86 143V144H85ZM101 143V144H100ZM115 143H117V145L115 144ZM129 144V145H127V144ZM132 143V144H131ZM178 143V144H177ZM181 143V144H180ZM189 144L188 146H187V144ZM193 143V144H192ZM209 143V144H208ZM217 143V144H216ZM58 144V145H57ZM62 144V145H61ZM97 144V145H96ZM107 144V145H106ZM148 144V145H147ZM161 144V145H160ZM168 144H171V145H168ZM186 144V145H185ZM247 144V145H246ZM254 144H256V145H254ZM259 144V145H258ZM17 145V147H15V146ZM51 145V146H50ZM80 145H81V148H80ZM83 145V146H82ZM86 145V148L84 147ZM96 145V146H95ZM101 145V147H99ZM141 145L143 146V147H141ZM145 145V146H144ZM166 145V146H165ZM176 145H177V147H176ZM181 145V146H180ZM190 145H192V146H190ZM219 145V146H218ZM223 145V146H222ZM238 145V146H237ZM22 146V145H21ZM24 146H26L27 148L25 149L24 148ZM107 146H109V147H107ZM117 147V149L115 148V147ZM147 146V147H146ZM164 146V147H163ZM170 148H169V147ZM186 148H185V147ZM195 146V147H194ZM77 149H79V150H77ZM106 147V148H105ZM124 147V148H125ZM160 147H161V149H160ZM168 149H167V148ZM184 147V148H183ZM187 147H188V149L190 148L191 150H188L187 151ZM191 147H193V149L194 150H192V148ZM196 147H198L197 149H196ZM234 147V148H233ZM19 148H21V149H23V150H21V149H19ZM31 148V149H30ZM49 148V149H48ZM70 149V151L68 150V149ZM71 148H72V151H71ZM74 148V149H73ZM105 148V149H104ZM109 148V149H110ZM118 148L119 149H121V151H119L118 150ZM137 148V149H136ZM151 148H152V151L150 152L149 151V149L151 150ZM164 148V149H163ZM166 148V149H165ZM175 148V149H174ZM233 148V149H232ZM236 148V149H235ZM3 149V150H2ZM9 149H11L12 151H13V153L11 152V151H9ZM63 149V150H62ZM65 149V150H64ZM81 149V150H80ZM83 149H85L84 151H83ZM123 149V150H122ZM153 149H154V151H153ZM155 149L157 150H163L162 152H159L158 150L157 151H155ZM179 149V150H178ZM246 149V150H245ZM248 149V150H247ZM26 150H29V151H26ZM46 150V151H45ZM68 152H67V151ZM77 152H76V151ZM91 150H92V152H91ZM115 150H117V151H115ZM165 150V151H164ZM166 150H168V151H166ZM170 150V151H169ZM172 150H174V151H172ZM178 150V151H177ZM211 150V151H210ZM212 150H214V152H212ZM217 150V151H216ZM26 151V152H25ZM54 151H56V153L54 152ZM57 151H60V152H57ZM82 151V152H81ZM98 151V152H97ZM100 151V152H99ZM112 151H111V149H110V152H111V154L110 153H108V154H110V155H113V153H112ZM191 151V152H190ZM193 151V152H192ZM200 151H204V152H200ZM219 151V152H218ZM234 151V152H233ZM251 153H250V152ZM70 152V153H69ZM74 152H76V153H74ZM86 152V153H85ZM93 152L95 153V154H93ZM97 152V153H96ZM174 152H176V153H174ZM180 152V153H179ZM186 152V153H185ZM189 152V153H188ZM207 152V153H206ZM230 152V153H229ZM261 152V153H260ZM19 155H18V154ZM23 153V154H22ZM91 153V154H90ZM104 153V152H103ZM147 153V154H148ZM177 153H178V155H177ZM183 153V154H182ZM200 153H202V154H200ZM256 153H259V154H256ZM2 154V155H1ZM36 154V155H35ZM48 155V158H46L47 157V155ZM74 154H76V155H74ZM187 155V156H185V155ZM189 154V155H188ZM191 154V155H190ZM196 154V155H195ZM207 156H206V155ZM7 156V157H3V156ZM11 155H13L14 157L16 156H22V157H18V158H15V159H13V157H8V156H11ZM60 155V156H59ZM61 155H63V156H61ZM65 155V156H64ZM96 155H98L97 157H99V158H97L96 157ZM128 155V154H127ZM130 155V154H129ZM166 155V156H165ZM171 155V156H170ZM183 155H184V157H183ZM197 155H200V157L198 156L197 157ZM203 155V156H202ZM209 155V156H208ZM232 157H231V156ZM57 156H59V157H57ZM67 156H69V157H67ZM71 156H73V157H71ZM106 156H108L107 154H106ZM123 156H126L125 158L123 157ZM182 158H181V157ZM194 156H195V158L197 157V160L199 159V160H203L204 159V161L206 162V159L208 158H211V157H213V158H211V159H209V161H208V159H207V162H206V164H204V161H202V164H201V168H203L204 169V167H205V169L203 170V171H201L202 172V175L200 174L201 172L199 171V170H201L200 169V167H199V163H201V161L198 163V164H195L194 165V163H197V161L196 162H193V164H190V162L188 161V164H187V161L186 160H192V159H189V157L190 158H193V160L195 159L194 158ZM204 156H205V158H204ZM220 156H221V158H220ZM229 156V157H228ZM235 156V158H233ZM4 159H3V158ZM25 157V158H24ZM61 157V158H60ZM83 157V158H82ZM85 157V158H84ZM87 157V158H86ZM101 157H104L103 159L101 158ZM168 157V158H169ZM187 157H188V159H187ZM225 159H224V158ZM231 157V158H230ZM6 158V159H5ZM11 159V161H10V159ZM21 158H23V159H21ZM26 158H28L30 161H32L31 163H29L28 161V159H26ZM79 158V159H78ZM81 158V159H80ZM89 158V159H88ZM91 158V159H90ZM151 158V156L149 157V159ZM178 158V159H177ZM201 158V159H200ZM216 159V160H213V159ZM237 158V159H236ZM13 159V160H12ZM17 159V160H16ZM26 159V160H25ZM45 159H47V161L45 160ZM98 159H101V160H98ZM142 159V161H143V157L141 158ZM146 159H147V157H146ZM153 159H154V156H153V158H152V161H153ZM180 159V161H178ZM182 159V160H181ZM186 159V160H185ZM218 159H220V161L218 160ZM248 160V163L246 162L247 160ZM18 160H20V161H18ZM22 160H23V162H22ZM27 161L25 164H24V162L25 161ZM77 162H76V161ZM148 160V159H147ZM146 160V161H147ZM166 160H168L167 158H166ZM165 160V161H166ZM196 160V159H195ZM194 160V161H195ZM211 160V161H210ZM218 160V161H217ZM225 160V161H224ZM231 161V162H229V161ZM239 160V161H238ZM242 160V161H241ZM246 160V161H245ZM33 161H34V163H33ZM69 161H71V162H69ZM75 161V162H74ZM86 161V162H85ZM131 162V165H130V162ZM144 161H145V159H144ZM151 161V160H150ZM150 161H147L148 163H150ZM152 161H151V163H152ZM159 161V160H158ZM215 161V162H214ZM249 161H250V163H249ZM251 161H254V163L251 165ZM70 164H69V163ZM80 162V163H79ZM85 162V163H84ZM106 162V163H105ZM116 162H119L118 164H116ZM212 162H214V164L212 163ZM218 162H219V164H218ZM229 162V163H228ZM233 162V163H232ZM247 164H246V163ZM263 162V163H262ZM12 163V165H10ZM16 163V164H15ZM71 163H72V165H71ZM77 163H79L78 164V166H77ZM85 165H84V164ZM89 163H90V165H89ZM109 163V164H108ZM121 163V164H120ZM123 163V164H122ZM141 163V164H140ZM148 163H146L145 162V164H148ZM151 163H150V165H151ZM153 163H155V159H154V161H153ZM177 163V164H176ZM183 163V164H182ZM211 164L212 163V165H209V164ZM224 163H225V165H224ZM258 163V164H257ZM55 164V165H54ZM61 164V166L62 167H64V165H67V166H65V168H62L61 166H59V165ZM96 164V165H95ZM98 164V165H97ZM127 165V167L125 168V166ZM128 164H129V166L130 167H128ZM136 164V165H135ZM138 164H140V166L138 165ZM143 164H144V162H143ZM233 164H235V165H233ZM255 164H257V165H255ZM260 164V165H259ZM10 165V166H9ZM13 165H15V166H13ZM22 165V166H21ZM70 165V166H69ZM76 166V169H77V171L78 172H76L75 173V171H76V169H75V166ZM93 165V166H92ZM136 167L135 169L134 168H131V167ZM180 165V166H179ZM209 166V168H208V166ZM224 165V166H223ZM226 165H228V166H226ZM250 165V166H249ZM259 165V166H258ZM3 166V167H2ZM11 166H13V167H11ZM20 166V167H19ZM24 166L26 167V168H24ZM55 166V167H54ZM68 166H69V168H68ZM79 166H81V167H79ZM102 166V167H101ZM103 166H104V168H103ZM119 166V167H118ZM199 168H198V167ZM206 166H207V168H206ZM220 166V167H219ZM222 166V167H221ZM228 168V172H227V168ZM229 166L231 167V168H229ZM248 166V167H247ZM260 166H261V168H260ZM31 167V168H30ZM34 167H35V169H34ZM52 167V168H51ZM53 167H54V169H53ZM61 169H63L65 172H61L62 170H59V168ZM67 167V168H66ZM94 167V168H93ZM96 167H98V168H96ZM101 167V170L99 169ZM123 169H122V168ZM137 167H139V168H137ZM172 167H170L171 169H172ZM178 167H179V169H178ZM186 167V168H185ZM212 167L214 168V171L212 170ZM221 169H219V168ZM225 167V168H224ZM250 167V168H249ZM252 167V168H251ZM255 167H257V168H255ZM7 168V169H6ZM37 168V169H36ZM82 168V169H81ZM90 170V173H91V175H90V177H89V175H87L86 174V172L85 171H88L89 172V170ZM105 168L106 169H108V170H106L105 171ZM110 168V169H109ZM112 168V169H111ZM130 168V169H129ZM185 168V169H184ZM192 168V169H191ZM196 168H198V171H196L197 169ZM255 170H254V169ZM20 169V170H19ZM56 169V170H55ZM65 169H67L68 170V172H66L67 170H65ZM70 169H71V171H72V169H74L73 170V173L70 171ZM85 169H87V170H85ZM100 171H99V170ZM139 169V170H138ZM151 169V170H150ZM161 169H163V170H161ZM183 169V170H182ZM188 169V170H187ZM223 169V170H222ZM225 169H226V171H225ZM231 171H230V170ZM235 169V170H234ZM251 169V170H250ZM12 170V171H11ZM81 170V171H80ZM82 170H84V171H82ZM92 170H94V171H92ZM104 170V171H103ZM114 172H113V171ZM116 170V171H115ZM136 170V171H135ZM138 170V171H137ZM150 170L151 172L149 173L148 171ZM179 170V171H178ZM245 170V171H244ZM254 170V171H253ZM261 170V171H260ZM80 171V172H79ZM166 171V172H165ZM242 171H244V173L242 172ZM85 172V173H84ZM101 172V173H100ZM136 172H138V173H136ZM146 172L148 173V174H146ZM152 172H153V174L155 173V175H153L152 174ZM159 172V173H158ZM165 172V173H164ZM191 172V173H190ZM200 172V173H199ZM207 172V173H206ZM213 172V173H212ZM219 172V173H218ZM224 173L223 175H222V173ZM227 172V173H226ZM230 172V173H229ZM234 172V173H233ZM253 172V173H252ZM260 172V173H259ZM263 172V173H262ZM46 175H45V174ZM75 173V174H74ZM78 173V174H77ZM86 174V175H84V174ZM97 173H99V174H97ZM104 173V174H103ZM156 173H157V175H156ZM167 173V174H166ZM170 173H172V172H169V174ZM172 173V174H173ZM192 173H193V175H192ZM204 173V174H203ZM247 175H246V174ZM262 173V174H261ZM44 174V175H43ZM48 174V175H47ZM80 174V175H79ZM94 174H95V177H94ZM101 174H102V176H101ZM111 174H113V176L111 175ZM139 174V175H138ZM160 174V175H159ZM162 174H163V177H161L162 176ZM165 174V175H164ZM188 174V175H187ZM190 174V175H189ZM197 174H198V176H197ZM219 174V175H218ZM241 176H240V175ZM245 174V175H244ZM260 174V175H259ZM93 175V176H92ZM96 175L98 176V177H96ZM106 175H108V176H106ZM144 175V176H143ZM153 175V176H152ZM199 175H201V176H199ZM231 175V176H230ZM235 175H239V177H235ZM250 175V176H249ZM39 176H40V178H39ZM79 176V177H78ZM83 176H85V177H83ZM105 176V177H104ZM147 176H148V179H147ZM160 176V177H159ZM181 176H182V179H181ZM189 176V177H188ZM220 176H222V177H220ZM224 176H225V178H224ZM229 176V177H228ZM246 176V177H245ZM262 176V177H261ZM22 177V178H21ZM51 177L53 178V180L52 181H50V179H51ZM66 177V178H65ZM150 177H152V178H150ZM184 177V178H183ZM209 177V178H208ZM217 177V178H216ZM235 177V178H234ZM256 177V178H255ZM3 178H4V180H3ZM10 178V179H9ZM59 178V179H58ZM108 178V179H107ZM114 181L115 180V178H116V182L114 181H112L111 179ZM119 178H120V180H119ZM145 178V179H144ZM150 178V179H149ZM157 178V179H156ZM160 178H161V180H160ZM188 178V179H187ZM194 178H195V180H194ZM202 178V179H201ZM207 179L206 181L204 180V179ZM216 178V179H215ZM223 178V179H222ZM244 178H245V180H247V181H245L244 180ZM2 179V180H1ZM6 179V180H5ZM7 179H8V181H7ZM17 179H19V180H16ZM56 179V180H55ZM61 179V180H60ZM63 179V180H62ZM75 179H76V181H79V180H81V182L79 181V183L81 184V186H83L84 187V189H86V191L88 192V194L92 197V199H91V201H87V200H85L83 197H81V196H79L78 197V202H80V203H72V202H67V200H69V198L70 199H72V197H75V196H72L73 194L70 192V193H68V192H66L64 189H62V185H64V184H70V183H68V182H73V181H75ZM102 179H104V180H102ZM164 179V180H163ZM192 179H193V181H192ZM197 179V180H196ZM209 179V180H208ZM231 179V180H230ZM233 179V180H232ZM256 179V180H255ZM262 179V180H261ZM12 180H14V181H16V182H19V184L18 183H16V182H14V184H12L13 182H11ZM28 180V182H26ZM46 180H49V181H46ZM55 180V181H54ZM69 180V181H68ZM72 180V181H71ZM97 180L100 182V181H104V183L107 185V181H108V183L109 184H112V182H113V184H112V186L111 185H109L108 184V186L110 187L109 189H108V186H106L105 184H103L104 185V188H105V186L107 187V189H103V187H101V186H97V184H94V182L96 183L97 182ZM106 180V181H105ZM121 182H119V181ZM128 181L127 183L128 184H126L124 181ZM149 180V181H148ZM155 180V181H154ZM156 180H157V182H156ZM163 180V182H161ZM211 180V181H210ZM218 180V181H217ZM221 180H223V181H221ZM229 180V181H228ZM5 183H8V182H11L10 184H12V185H8V187H6V186H4V182ZM54 181V182H53ZM150 181H152L151 183H150ZM177 181V180H176ZM220 181V182H219ZM235 181V182H234ZM22 182H24V185H23V187L24 186H26V189H24L23 187H22V185L20 184V183H22ZM132 184H131V183ZM136 182H137V184H138V186H137V184H136ZM158 182L161 184V185H163V186H161L160 184H158ZM182 182H183V184H182ZM189 182V183H188ZM194 182V183H193ZM209 182H210V184H211V182L213 183V184H211V186H210V184H209ZM219 182V183H218ZM245 182V183H244ZM247 182V183H246ZM258 182V183H257ZM263 182V183H262ZM44 183V184H43ZM53 183L55 184V185H53ZM87 183V184H86ZM114 183H116V184H114ZM117 183H118V185H117ZM120 183V184H119ZM123 183H125L124 185H121V184H123ZM140 183V184H139ZM156 183V184H155ZM196 183V184H195ZM208 183V184H207ZM221 183V184H220ZM223 183H225V184H223ZM237 183V184H236ZM3 184V185H2ZM27 184H29L30 185V187L27 185ZM43 184V185H42ZM56 184H57V186H56ZM143 184H144V186H143ZM158 184V185H157ZM165 184V183H164ZM185 184H186V186H185ZM192 184H194V185H192ZM227 184L228 185H230L231 186V188H230V186H227ZM250 184V185H249ZM254 184V185H253ZM259 184V185H258ZM6 185V184H5ZM14 185V187H13V189L16 187V189H17V191L20 189V187H21V191L19 190V192H16V190H12V191H14V193H10V189H12V188H10V187H12ZM33 185H35V187L32 186ZM40 185V186H39ZM53 187H52V186ZM102 185V186H103ZM134 185H135V187H134ZM160 185V187H158ZM213 185V186H212ZM219 185V186H218ZM225 185V186H224ZM235 185V186H234ZM241 185V186H240ZM2 186H3V188H2ZM29 188H28V187ZM87 186V187H86ZM94 186V187H93ZM132 186V187H131ZM171 186H172V188H171ZM183 186V187H182ZM199 186V187H198ZM216 186V187H215ZM224 186V187H223ZM4 187H6V189L8 190V188H10L9 189V191H7L6 189V191L7 192H9L10 193V195H9V193H7L5 190L3 191L2 189H4ZM37 187V188H36ZM61 187V188H60ZM95 187H98V188H95ZM100 187V188H99ZM112 187V188H111ZM117 189H116V188ZM123 187V188H122ZM126 187H128L127 189L129 190H127L126 189ZM131 187V188H130ZM134 187V188H133ZM140 187V188H139ZM162 187V188H161ZM166 187V188H165ZM184 187H186V188H184ZM190 187V188H189ZM195 187V188H194ZM201 187H202V189H201ZM205 187V188H204ZM210 187V188H209ZM215 187V188H214ZM227 187V188H226ZM229 187V188H228ZM235 187H238L237 189L235 188ZM242 187V188H241ZM244 187V188H243ZM249 187V188H248ZM27 188H28V190L29 191H27ZM30 188L32 189V191H30ZM34 188L36 189V190H34ZM38 188H42V189H44L43 191L42 190H40V189H38ZM125 188V189H124ZM130 188V189H129ZM133 188V189H132ZM147 188V189H146ZM170 188V189H169ZM194 188V189H193ZM214 188V189H213ZM217 188V189H216ZM225 188V189H224ZM247 188V189H246ZM37 189L39 190L38 192H37ZM56 189V190H55ZM58 189V190H57ZM113 189V190H112ZM114 189H116L115 191H114ZM134 189L137 191H134ZM137 189H139V190H137ZM171 189H173V190H171ZM174 189H175V191H174ZM178 189V190H177ZM188 189V190H187ZM189 189H190V191H191V193H190V191H189ZM230 189V190H229ZM245 189V190H244ZM52 190V192H45V191H51ZM61 190H63V193H60V192H62ZM107 190V191H106ZM111 190V191H110ZM130 190H133V191H130ZM143 190V191H142ZM146 190V191H145ZM206 190V191H205ZM208 190V191H207ZM215 190V191H214ZM244 190V191H243ZM22 191L24 192L23 194L24 195H27V196H24V195H21L20 193H22ZM34 191H36V192H34ZM43 192V193H41V192ZM54 191V192H53ZM60 191V192H59ZM105 191V192H104ZM174 191V192H173ZM185 191H187V192H185ZM199 191V193H197ZM224 191V192H223ZM3 192V193H2ZM28 192V193H27ZM29 192H30V194H29ZM32 192V193H31ZM110 192H112V193H110ZM119 192V193H118ZM122 192V193H121ZM124 192L126 193V192H128V193H126V195L124 194ZM130 192V193H129ZM133 194H132V193ZM146 192V193H145ZM148 192H150V193H148ZM196 192V193H195ZM204 192V193H203ZM205 192H208V193H205ZM214 194H213V193ZM255 192V193H254ZM4 193H5V195H4ZM25 193H27V194H25ZM34 193L35 194H37V193H39L38 195H40L38 198V200H39V202L38 201H36L37 200V198L35 197V195H34ZM52 193V194H51ZM120 193L121 194H124V195H120ZM137 193V194H136ZM144 193V194H143ZM194 193V194H193ZM246 193V194H245ZM32 194V195H31ZM41 194H43L42 196L44 197H42L41 198ZM56 194V195H55ZM117 194H118V196H117ZM128 194H130V196H128ZM190 194V195H189ZM191 194H193V195H191ZM197 194V195H196ZM207 194V195H206ZM211 194V195H210ZM257 194V195H256ZM29 195V196H28ZM31 195V196H30ZM34 195V196H33ZM45 195V196H44ZM52 195H54V196H52ZM58 195H59V198H58ZM149 195H151V196H149ZM156 195V196H155ZM198 195H200L199 196V198H201L200 200H199V198H198ZM248 195V196H247ZM251 195V196H250ZM37 196V195H36ZM55 196H57V198L55 197ZM65 196V197H64ZM71 196V197H70ZM116 196V197H115ZM146 196V197H145ZM158 196V197H157ZM197 196V197H196ZM257 196V197H256ZM11 197H13V201H11L12 202V204H13V202H16V203H14L13 204V206H12V208H11V210L12 211H10L9 210V207H11V205L10 204H7L6 205V203L8 202H10V201H8ZM26 197H30L29 199L31 200H26L27 198ZM34 199H32V198ZM50 197H51V199H50ZM60 197H61V199H60ZM102 197V198H101ZM121 197H122V199H121ZM243 197V198H242ZM0 198V200H3V199H1ZM8 198V199H7ZM26 200L27 202H28V204H30L29 206H28V204H26L27 206H25V207H28L27 209L25 208V209H23L21 206H22V204L20 203V201H22L23 202V200ZM46 198V199H45ZM47 198H49L50 199V201L52 200V198H53V200H54V204H52V203H50V201L48 202V200H47ZM63 198H65L66 199V201H65V199H63ZM104 198V199H103ZM167 198V199H166ZM206 198V199H205ZM7 199V200H6ZM15 199V200H14ZM16 199H18V202L21 204V205H19V207H18V205L17 204H19V203H17V200ZM21 199V200H20ZM41 199V200H40ZM82 199H84V200H82ZM95 199V200H94ZM131 199V200H130ZM11 200V199H10ZM20 200V201H19ZM24 200V202L26 203V201ZM34 202H33V201ZM53 200L51 201V202H53ZM107 200V201H106ZM173 200V201H172ZM175 200V201H174ZM42 201V202H41ZM61 203H60V202ZM72 201V200H71ZM94 201V202H93ZM106 201V202H105ZM3 202V201H2ZM10 202V203H11ZM30 202V203H29ZM32 202H33V204L36 202L37 204L38 203H40V206H39V204L37 205V204H32ZM44 202V203H43ZM47 204H46V203ZM63 202L65 203V204H63ZM105 202V203H104ZM45 204V205H43V204ZM60 203V204H59ZM67 203H68V205H67ZM72 203V204H71ZM111 203V204H110ZM116 203V204H115ZM50 204V205H49ZM58 204V205H57ZM62 204V205H61ZM73 205L74 207H72L71 205ZM104 204V205H103ZM110 204V205H109ZM114 204V205H113ZM119 204H120V206H119ZM121 204H122V206H121ZM249 204V205H248ZM6 205V207H8L7 208V210L5 209H3V208H6V207H3V206H5ZM9 205V206H8ZM36 205V206H35ZM42 205V206H41ZM49 205V206H48ZM57 205V206H56ZM69 207V209L68 208H66L67 206ZM116 205V206H115ZM14 206H15V208L18 210V212H17V210L14 208ZM23 206H24V204H23ZM33 206V207H32ZM48 206V207H47ZM58 206H62L61 208L59 207L58 208ZM81 206V207H80ZM108 206V207H107ZM112 206V207H111ZM117 206L119 207V208H117ZM123 206H124V208H123ZM30 207V208H29ZM31 207H32V209L34 210V212H35V214H34V212H33V210L31 209ZM36 207V208H35ZM42 209H40V208ZM43 207H45L44 209H43ZM57 207V208H56ZM72 207V208H71ZM75 207H76V209H75ZM77 207H79V208H81V209H79L78 208V210H77ZM84 207V208H83ZM126 207V208H125ZM23 210H25V211H23ZM62 208H64V209H62ZM115 208V209H114ZM15 209V212L17 213V214H15L14 213V210ZM19 209H20V212L22 213V214H24V215H20V213H19ZM31 209V210H30ZM39 209V210H38ZM52 209H55V210H52ZM60 209V210H59ZM66 209H68V211L66 210ZM83 209H85V210H83ZM28 210V211H27ZM53 212H51V211ZM63 210V211H62ZM111 210H113V211H111ZM194 210V211H193ZM8 211H10V212H8ZM47 211H48V213H47ZM51 213H50V212ZM60 211V212H59ZM67 211V212H66ZM71 211V212H70ZM76 211V212H75ZM78 211V212H77ZM85 211V212H84ZM3 212V213H2ZM6 212V214L7 215H5L4 213ZM13 212V213H12ZM33 213V215L31 214V213ZM44 212V213H43ZM55 212V213H54ZM58 212V213H57ZM68 212H70V213H68ZM11 214L10 216H8L9 214ZM18 213H19V215H18ZM26 213V214H25ZM30 213V214H29ZM38 213H39V215H38ZM48 214V215H46V214ZM60 213V214H59ZM28 214V215H27ZM38 216H37V215ZM42 216H41V215ZM58 214V215H57ZM120 214V215H119ZM18 215V216H17ZM26 215V216H25ZM29 215H32V216H29ZM55 215V216H54ZM60 215V216H59ZM3 216V217H2ZM31 217V218H30ZM33 217V218H32ZM72 217V218H71ZM45 218H47V219H45ZM49 218V219H48ZM12 219V220H11ZM58 219H60L61 221H62V223H64V224H62V225H60V226H58V225H56L55 223H54V221H56V220H58ZM72 219V222L70 221ZM78 220V222H77V220ZM84 219V220H83ZM46 220H48V222H46ZM66 220V222H63V221H65ZM83 220V221H82ZM87 220V221H86ZM14 221H16L15 223H14ZM39 221H45L46 223L45 224H43V225H40L39 224ZM49 221H52L50 224H49ZM67 221L68 222H70V224L69 223H67ZM82 221V222H81ZM15 224H13V223ZM77 222V223H76ZM11 224V225H10ZM22 225V226H21ZM70 225V226H69ZM14 226H15V228H14ZM106 226V227H105ZM112 226V227H111ZM3 229H2V228ZM4 227H5V229H4ZM10 227V228H9ZM24 227H25V229H24ZM28 227V228H27ZM69 227H70V229H69ZM80 227V228H79ZM7 228V229H6ZM98 229H99V231H98ZM117 229V230H116ZM39 230V231H38ZM32 231V232H31ZM83 231V232H82ZM84 231H85V233H84ZM86 231H87V233H86ZM93 231V232H92ZM95 231V232H94ZM31 232V233H30ZM71 232H73V234L74 235H72V233ZM79 232L81 233V234H79ZM91 234H90V233ZM104 232V233H103ZM20 234V235H17V234ZM24 233H29V234H31V237L32 238H30V239H27L28 237H26V239L24 240V238H21V236L22 237H24L25 235H24ZM41 233H43L44 235H42ZM62 233V234H61ZM71 233V234H70ZM83 233V234H82ZM96 233V234H95ZM99 233H101V234H99ZM2 234V235H1ZM22 234V235H21ZM35 234V235H34ZM37 234V235H36ZM64 234V235H63ZM85 234V235H84ZM87 234V235H86ZM97 235L96 237L94 236V235ZM106 234V235H105ZM6 235V236H5ZM13 235V236H12ZM34 235V236H33ZM58 235V236H57ZM65 235H66V237H65ZM70 235H72V236H70ZM78 237H77V236ZM81 235V236H80ZM89 235V236H88ZM104 237V238H102L101 239V237ZM118 235V236H117ZM18 236H20V237H18ZM40 236H43V237H40ZM54 236V237H53ZM60 236V237H59ZM69 236L72 238H69ZM78 239H76L75 237ZM85 236V237H84ZM95 238H94V237ZM106 236V237H105ZM110 236H117L116 238L115 237H113L114 239H117V240H113V238L112 237H110ZM7 237H8V241H11L12 240V242L10 243V242H8L7 241ZM14 239H13V238ZM16 237V238H15ZM34 237V238H33ZM56 237H57V240H56ZM88 237V238H87ZM89 237H90V239L91 240H89ZM109 237V238H108ZM134 237V238H133ZM10 238H12V239H10ZM17 238H19V239H17ZM38 238H40V239H38ZM47 238H48V240H47ZM58 238L59 239H64L63 240V245H61V244H56L57 245V247L60 245V246H64V248H66L67 249V247H68V249L69 248H71L72 249V247H73V249L71 250V249H69V250H71V251H73V250H75V253L77 254L78 252L80 253H82L81 255H79V253H78V255H76V254H73L72 255V253H74V252H72V253H68V252H70L68 249V252H65V251H63V252H65L64 254H62L63 252H60L61 254H59V249H60V251H61V248L59 247V248H56V247H54V246H56L55 245V243L58 241ZM66 238H67V240H68V243L70 244V245H66V243L64 244V242L65 241H67L66 240ZM69 238V239H68ZM73 238H74V240H73ZM84 238V239H83ZM86 238V239H85ZM96 239V240H94V241H92V239ZM99 238V239H98ZM146 238V239H145ZM1 239H2V241H1ZM23 239V240H22ZM45 239H46V241L47 242H45ZM53 239H55V241L53 240ZM71 239V240H70ZM75 239L77 240V242H78V244H77V242L75 243H73V241H75ZM84 241H87V242H84ZM104 239V240H103ZM108 239V240H107ZM120 239V240H119ZM148 239V240H147ZM14 240V241H13ZM15 240H17L16 242H15ZM19 240H21V241H19ZM42 242H41V241ZM49 240H51V241H49ZM70 240V241H69ZM102 240H103V242H102ZM119 240V241H118ZM23 241V242H22ZM28 241H29V243H28ZM47 243L48 245L46 246V245H44L45 243ZM99 241H101V242H99ZM107 241V242H106ZM112 241V243H110ZM116 242V243H114V242ZM132 241H134V242H132ZM7 242V243H6ZM22 242V243H21ZM24 242H25V244H24ZM52 242V243H51ZM55 242V243H54ZM81 242V243H80ZM82 242H84V243H82ZM91 242H94V243H92L91 244ZM97 242V243H96ZM120 242H122V243H120ZM40 243H41V245H40ZM44 243V244H43ZM54 243V244H53ZM67 243V244H68ZM99 243V244H98ZM39 244V245H38ZM73 244V245H72ZM77 244V245H76ZM85 244H87L86 246H84ZM93 244H94V246H93ZM101 244V245H100ZM113 244V245H112ZM115 244V245H114ZM120 244V245H119ZM122 244V245H121ZM128 244V245H127ZM131 246H130V245ZM16 245V247H14ZM38 245V246H37ZM43 245V246H42ZM49 245L51 246V248H48L49 247ZM54 245V246H53ZM89 245V246H88ZM96 245H98V246H96ZM109 245H111V246H109ZM125 245V246H124ZM34 246H37L36 248H34ZM46 246V247H45ZM52 246H53V248H55V249H58V250H55V249H53L52 248ZM70 246V247H69ZM77 247L76 249L74 248V247ZM79 246H81V247H79ZM90 246H92V247H90ZM103 246V247H102ZM106 247V249H105V247ZM113 246V247H112ZM17 247H18V249L19 250H17ZM40 247V248H39ZM85 249H84V248ZM88 247H89V249H88ZM132 247V248H131ZM5 248V249H4ZM10 248V249H9ZM39 248V250H37ZM42 248V249H41ZM45 248V250H43ZM64 248H63V250H64ZM80 248V249H79ZM81 248H82V250H83V252L82 251H80L81 250ZM87 248V249H86ZM15 249V250H14ZM22 249V250H21ZM26 249V250H25ZM27 249H29V251L27 250ZM31 249H32V251H31ZM41 249V250H40ZM46 249H48V250H46ZM91 249V250H90ZM125 249V250H124ZM21 250V251H20ZM25 252H24V251ZM37 250V252H35ZM43 250V251H42ZM51 250V251H50ZM56 251V253H55V251ZM76 250H79L78 252L76 251ZM84 250H86V251H84ZM89 250V251H88ZM18 251V252H17ZM46 251V252H45ZM51 253H50V252ZM52 251H54V253H52ZM93 251V252H92ZM98 254H96L95 252ZM108 251V252H107ZM125 251H126V253H125ZM43 253L44 255H40V254H38V253ZM45 252V253H44ZM48 252V253H47ZM87 252V253H86ZM88 252H90V253H88ZM100 252V253H99ZM110 252V253H109ZM114 252V253H113ZM118 252V253H117ZM123 254H122V253ZM22 253V254H21ZM24 253V254H23ZM36 253V254H35ZM50 253V254H49ZM67 253V255H65ZM94 253H95V255H94ZM116 253V254H115ZM129 253V254H128ZM14 254V255H13ZM35 256H34V255ZM49 254V255H48ZM54 254H56V255H54ZM58 254V255H57ZM87 254H89V255H87ZM90 254H92V255H90ZM101 254H102V257H101ZM112 254H113V256H112ZM123 255V257H122V255ZM21 255V256H20ZM52 255H54V257L56 258H54ZM61 255V256H60ZM84 255V256H83ZM85 255H87V256H85ZM106 255V256H105ZM109 255V256H108ZM116 255V256H115ZM119 255V256H118ZM37 256V257H36ZM39 256V257H38ZM58 256V257H57ZM60 256V257H59ZM76 256V257H75ZM82 258H81V257ZM95 256V257H94ZM100 256V257H99ZM108 256V257H107ZM121 256V257H120ZM125 256V257H124ZM36 257V258H35ZM46 257H48V259L46 258ZM50 257H52V258H50ZM74 258V260H73V258ZM87 257L89 258V257H91V259L89 258V259H87ZM99 257V258H98ZM105 257V258H104ZM115 257H117V258H115ZM128 258V260H127V258ZM62 258H64V257H62ZM70 258H72V259H70ZM78 258V259H77ZM85 258H86V260H85ZM94 258H98L99 260L97 261V259H95L94 260ZM100 258H103V259H100ZM107 258V259H106ZM115 258V259H114ZM120 258L122 259V260H120ZM135 258V259H134ZM6 259V260H5ZM45 259V260H44ZM53 259H55V260H53ZM80 259H82V261L80 260ZM124 259V260H123ZM137 259V260H136ZM35 260V261H34ZM43 260V261H42ZM71 260V261H70ZM77 260V261H76ZM79 260V261H78ZM106 260H108L107 262H106ZM112 260V261H111ZM134 262H133V261ZM32 261V262H31ZM85 261H86V263H85ZM97 261V262H96ZM100 261H104V263H102V262H100ZM123 261V262H122ZM14 262V263H13ZM34 262V263H33ZM37 262V263H36ZM49 262H51V263H49ZM55 262H57V263H55ZM80 262V263H79ZM87 262H90V263H87ZM110 262H112V263H110ZM113 262H115V263H113ZM128 262V263H127ZM147 262V263H146Z\"/></svg>",
	"mask_w": 264,
	"mask_h": 264
},
{
	"label": "bare ground",
	"instance_id": "obj_2",
	"mask_svg": "<svg viewBox=\"0 0 264 264\" xmlns=\"http://www.w3.org/2000/svg\"><path fill=\"white\" fill-rule=\"evenodd\" d=\"M80 1H81L82 3H84V4L86 3V0H80ZM122 1H123V4L119 3V4L117 5V7H116V13H115V14L110 13V14L107 15V19L105 18V20H107V23H106L105 25H103V27H100L98 23H94V26L91 28V30L94 31L93 33H97V34L99 35V38L101 39L100 42H99V45H100V47H102V54H97L96 51H93L92 54H91V58H93V59H95V60H97V61L105 60V59H107V58L110 56V54H109V52H108V46L110 45V42L113 41V40H112L113 38H112V39L109 38L110 35L108 34L107 31H108L111 27H113L114 29H116L117 32H121V31H122V28H121V26H120V24H121L120 14H121L122 12H128V11H130L131 9H133V8L136 6V3H137L136 0H122ZM149 1H150V0H149ZM177 1H178V0H177ZM207 1H208V0H207ZM207 1H206V5L209 4V3H207ZM209 1H210V0H209ZM211 1H212V0H211ZM214 1H215V0H214ZM214 1H213V2H214ZM259 1H260V0H259ZM63 2H64V0H27L28 6H27V8H26V6H25V8H26V9H25L26 11H25V13H24V16H25V17H24V19H23L22 21H20V22H16V23H15V22H14V23H9V24H7V23H6V24H3V23L1 24V22H0V31L6 33V34L4 35V37H3L2 39H0V41H1V42H0V56H3V57H1L0 62H1V64H2L3 66H7V67H10V68H12V67L16 68V67L20 66V65H21V61H23V59H25V56L22 55V54H17V55H15V56L12 55L14 52H11V51L13 50V49L11 48V47H12L11 45L15 42V40H14L15 37L19 38V39L24 43L23 45H26V47H27V46H31V45H33V47L37 48L38 51L41 50V49H43L45 46H52V44H49V43H43V42H40V41H38V40H34V39L30 38V37H25L24 35H22V31H29V30H30L29 32L34 31V29H36L37 25H38L39 23H42V22L36 20V17H37L41 12H42L41 14H48V13H49V14H50V13H52V14H53V13L57 14V13H59V12H61V11H62V12H66V7H65V4H64ZM87 2H88V1H87ZM165 2H166V1H165ZM173 2H174V1H173ZM175 2H176V1H175ZM179 2H180V1H178V3H179ZM181 2H182V1H181ZM198 2H199V1H198ZM200 2H201V1H200ZM204 2H205V1H204ZM219 2H220V1H219ZM92 3H93V2H92ZM170 3H171V2H170ZM182 3H183V2H182ZM184 3H186V2H184ZM184 3H183V4H184ZM188 3H190V5H191V9H192V8H193V9L196 8V6L192 7V5L194 4V2H191V1H190V2H188ZM192 3H193V4H192ZM216 3H218V2H216ZM220 3H221V2H220ZM220 3H219V4H220ZM261 3H262V2H261ZM0 4H1V3H0ZM16 4H18V3H16ZM78 4H79V3H78ZM107 4H108V2H106V1H105V2H102V5H101L102 8H106ZM171 4H172V3H171ZM171 4H170V7H171L170 9H172ZM214 4H215V2H214ZM222 4H223V3H222ZM138 5H139V4H138ZM162 5H163V4H162ZM162 5H161L160 8H162ZM167 5H168V4H167ZM181 5H182V4H181ZM190 5H188V6H190ZM194 5H195V4H194ZM203 5H205V4H203ZM203 5H202V6H203ZM212 5H213V3H212ZM215 5H216V4H215ZM11 6H12V5H11ZM11 6H9V7H11ZM13 6H17V5H14V4H13ZM19 6H21V5L19 4ZM23 6H24V5H23ZM152 6H153V5H152ZM156 6H158V5H156ZM222 6H223V5H222ZM9 7H8V8L6 7L7 9L5 8L6 11H7L6 14L9 13V12H11L12 9L14 10V9L17 8V7H16V8H11V11H9V10H8V9H10ZM87 7L89 8L90 6L87 4ZM91 7H92V6H91ZM137 7H138V6H137ZM145 7H146V5H145ZM149 7H150V9H151V6H149ZM153 7H154V6H153ZM158 7H159V6H158ZM164 7H165V6H164ZM175 7H176V6H175ZM206 7H207V8H206ZM206 7L203 6L204 9L206 8L207 10H209L208 7L211 8V7H216V6L213 5V6L210 7V4H209V6H206ZM219 7L221 8V5H220ZM225 7H226V6H225ZM18 8H19V7H18ZM18 8H17V9H18ZM21 8H22V12H23V11H24V10H23L24 7L21 6ZM92 8H93V7H92ZM146 8H148V7H146ZM165 8H166V7H165ZM165 8H163V10H166V9L168 10V7H167L166 9H165ZM217 8H218V6H217ZM0 9H1V8H0ZM138 9H139V8H138ZM150 9H149V10H150ZM175 9H177V8H175ZM211 9H213V8H211ZM223 9H224V8H223ZM18 10H19V9H18ZM18 10H17V11H18ZM92 10H94V8H93ZM140 10H141V9H140ZM146 10H147V9H146ZM151 10H152V9H151ZM151 10H150V12H151ZM153 10H154V9H153ZM163 10L160 9L159 11L156 10V12H152V14H154V15H153V16L150 15V16H152L151 18H153V17L158 18V17H159L158 19H160V17L163 16V15H162V11H163ZM179 10L181 11V9H179ZM179 10H178V11H179ZM207 10H206V11H207ZM228 10H229V9H228ZM86 11H87V10H86ZM143 11H144V10H143ZM168 11H169V10H168ZM178 11H176V13H178ZM192 11H193V10H192ZM194 11H195V9H194ZM199 11H200V9H199ZM206 11H205V12H206ZM211 11H212V10H210V12H211ZM220 11L223 12L224 10L220 9ZM220 11H219V9H218L217 12H219V14H220V13H221ZM20 12H21V9H20ZM22 12H21V13H22ZM82 12H83V11H82ZM84 12H85V11H84ZM91 12H93V11H91ZM106 12H107V11H106ZM148 12H149V11H148ZM166 12H167V11H166ZM166 12H165V13H166ZM173 12H174V11H173ZM181 12H183V11H181ZM184 12H185V10H184ZM184 12H183V14H184ZM196 12H197V14L199 15L201 11H200L199 13H198V11H196ZM213 12L215 13L216 10L214 9ZM0 13H2V12H0ZM4 13H5V11H4ZM93 13H94V12H93ZM95 13H96V12H95ZM167 13H168V12H167ZM167 13H166V14H167ZM171 13H172V11H171ZM171 13H170V14L168 13V14L171 15ZM176 13L174 12V13L172 14V15H173V16H172L173 18H171V19H174V16H175ZM188 13H189V12H187V14H188ZM190 13H191V12H190ZM193 13H194V12H193ZM214 13H213V14H214ZM223 13H224V12H223ZM227 13H228V12H227ZM6 14H5V15H6ZM19 14H20V13H19ZM41 14H40V15H41ZM79 14H80V13H79ZM82 14H83V13H82ZM82 14H81V15H82ZM87 14H88V13H87ZM137 14H138V13H136V15H137ZM146 14H147V13H146ZM146 14H145V15H146ZM149 14H150V13H149ZM163 14H164V12H163ZM166 14H164V15H166ZM168 14H167V15H168ZM180 14H181V13H180ZM180 14H179V15H180ZM211 14H212V12H211ZM219 14H218V15H219ZM2 15H3V13H2ZM2 15H1V17H2ZM5 15H3V16L5 17ZM9 15H10V14H9ZM9 15H7V16L9 17ZM13 15H14V13H13ZM76 15H77V14H76ZM169 15H168V16H165V17H169ZM184 15H185V14H184ZM195 15H196V14H195ZM216 15H217V14H216ZM220 15H222V13H221ZM253 15H254V14H253ZM78 16H79V15H78ZM78 16H77V17H78ZM105 16H106V15H105ZM133 16H134V15H133ZM143 16H144V15H143ZM180 16H181V15H180ZM180 16L178 17V19L180 18ZM191 16H192V15H191ZM193 16H194V15H193ZM193 16H192V18H193ZM205 16H206V15H205ZM222 16H223V15H222ZM222 16H221V17H222ZM228 16H229V14H228ZM11 17H12V15L10 16V18H11ZM17 17H19L18 14H17ZM17 17H15V19H18ZM77 17H76V18H77ZM79 17H80V16H79ZM91 17H92V16H91ZM138 17H139V16H138ZM141 17H142V16H140V18H141ZM170 17H171V16H170ZM170 17H169V18H170ZM181 17H183V15H182ZM184 17H185V16H184ZM184 17H183V18H184ZM196 17H197V16H196ZM199 17L202 18L201 15L198 16V18H199ZM39 18H40V17H39ZM81 18H82V17H81ZM98 18H99V17H98ZM136 18H137V16H136ZM176 18H177V16H176ZM192 18H191V19H192ZM194 18H195V16H194ZM198 18H196V19L198 20ZM204 18H205V17H204ZM207 18H208V17H207ZM216 18L218 19V17H216ZM219 18H220V17H219ZM229 18H230V17H229ZM2 19H4V18L2 17V18L0 19V21H1ZM7 19H8V18H7ZM11 19L14 20L13 17H12ZM82 19H83V18H82ZM85 19H86V18H85ZM88 19H89V18H88ZM95 19H96V18H95ZM130 19H131V18H130ZM137 19H138V18H137ZM143 19H144V18H143ZM166 19H167V18H166ZM166 19H165V23L167 22ZM186 19H187V18H186ZM199 19H200V18H199ZM205 19H206V18H205ZM220 19H221V18H220ZM220 19H218V20H220ZM232 19H233V18H232ZM5 20H6V19H5ZM78 20H79V18H78ZM78 20H77V21H78ZM144 20H145V19H144ZM147 20H148V19H147ZM174 20H175V19H174ZM174 20H172V21L170 20V21H171V22H174ZM180 20H181V19H180ZM197 20H196V21H197ZM201 20L203 21V19H200V21H201ZM221 20H222V19H221ZM221 20H220V21H221ZM223 20H224V19H223ZM223 20H222V21H223ZM227 20H228V19H227ZM60 21H61V20H60ZM62 21H63V20H62ZM62 21H61V22H62ZM64 21H65L64 23H66L67 20H64ZM68 21H69V20H68ZM81 21H83V20H81ZM129 21H131V20H129ZM139 21H143V20H138V22H139ZM145 21H146V20H145ZM158 21H160V20H158ZM161 21H162V20H161ZM170 21H169V22H170ZM175 21H176V20H175ZM187 21H188V20H187ZM192 21H193V20H192ZM198 21H199V20H198ZM200 21H199V22H200ZM205 21H206V20H205ZM205 21L203 22V23H204L203 26H208L207 28H209V26H210V28H211V27H212L211 25H213V24H214V26H216V25H217V26H218V25L220 26V25H221V24H215V23H217L215 20H214L215 23H213V24H211V25H207V22H210V21H212V20L208 21V19H207V22H205ZM220 21H219V22H220ZM225 21H226V20H225ZM231 21H232V20H231ZM61 22H60V23H61ZM75 22H76V21H75ZM147 22H148V21H147ZM149 22H151V21H149ZM149 22H148V23H149ZM153 22H154V21H153ZM179 22H180V21H179ZM183 22H184V21H183ZM190 22H191V20H190ZM190 22L188 21V23H190ZM199 22H198V23H199ZM212 22H213V21H212ZM62 23H63V22H62ZM64 23H63V25H64ZM68 23H69V22H67V25H68ZM70 23H72V21H70ZM77 23H80V22H77ZM144 23H145V22H144ZM154 23H155V22H154ZM191 23H192V22H191ZM205 23H206V24H205ZM220 23H222V25H223V22H220ZM229 23H230V22H229ZM57 24H58V23H57ZM118 24H119V25H118ZM139 24H140V23H138V25H139ZM155 24L159 25V23H155ZM155 24H153V25H155ZM201 24H202V23H201ZM208 24H210V23H208ZM231 24H232V23H231ZM59 25H60V24H59ZM78 25H79V24H78ZM78 25H77V26H78ZM133 25H135V24L133 23ZM148 25H150V24H148ZM153 25H151L152 28H153ZM157 25H156V26H157ZM186 25H187V27H188V24H186ZM194 25H195V24H194ZM222 25H221V27H222ZM232 25H233V24H232ZM234 25H235V24H234ZM129 26L131 27L132 25H129ZM135 26H137V25H135ZM139 26H141V25H139ZM156 26H155V27H156ZM160 26L163 27L162 25H160ZM219 26H218V27H219ZM141 27H142V26H141ZM141 27H140V29H141ZM143 27H144V25H143ZM145 27H146V26H145ZM161 27H160V28H161ZM174 27H175V26H174ZM174 27H173V29H174ZM177 27H179V26H177ZM187 27H186V28H187ZM190 27L192 28V25H191ZM221 27H220V28H221ZM224 27H228V25H227V26H224ZM234 27H235V26H234ZM132 28H133V27H132ZM152 28H149V29L147 28V30L150 31V30H152ZM212 28L214 29V27H212ZM228 28H229V27H228ZM230 28H231V27H230ZM135 29H136V28H135ZM157 29L159 30L158 26H157ZM163 29H164L163 32H161V30H160L161 33H160V32H159V33H160V34H163V33H164V35H165V31H166V33H169V31H171L172 28H171V26L169 27L168 25H167V26L164 25V28H163ZM176 29H179L180 31L183 30V29L180 28V27H179V28H175V30H176ZM187 29H189V28H187ZM215 29H216V28H215ZM217 29H218V28H217ZM221 29H224V28L222 27ZM226 29H227V28H226ZM234 29H235V28H234ZM69 30H70V28H69ZM142 30H145V29H141L140 31H142ZM153 30H154V29H153ZM153 30H152V31H153ZM158 30H157V32H158ZM185 30H186V29H185ZM211 30H212V29H211ZM229 30H231V29H229ZM102 31H103V33H101ZM137 31H138V30H137ZM177 31H178V30H177ZM188 31H189V30H188ZM213 31H214V30H213ZM215 31H216V30H215ZM224 31H225V29L223 30V32H224ZM226 31H228V30H226ZM234 31H235V30H234ZM147 32H148V31H147ZM147 32L145 31V33H147ZM190 32H191V31H190ZM217 32H218V30H217ZM217 32H215V33H217ZM219 32H220V31H219ZM231 32H232V31H231ZM235 32H236V31H235ZM235 32H234V33H235ZM83 33H84V32H83ZM100 33H101V34H100ZM150 33H151V32H149V34H150ZM153 33H154V32H153ZM171 33H174V32H171ZM175 33H176V32H175ZM234 33H233V34H234ZM237 33H238V31H237ZM41 34H42V33H41ZM45 34H46V33H45ZM137 34H138V33H137ZM149 34H148V35H149ZM151 34H152V33H151ZM155 34H156V31H155ZM155 34H154V35H155ZM157 34H158V33H157ZM188 34H190V33H188ZM194 34H195V33H194ZM46 35H47V34H46ZM130 35H131V34H130ZM140 35H141V34H140ZM158 35H159V34H158ZM164 35H163V36H164ZM179 35H180V34H179ZM190 35H192V34H190ZM234 35H235V34H234ZM37 36H38V35H37ZM39 36H41V35H39ZM81 36H83V35H81ZM125 36H128V35L126 34ZM131 36H133V39H134L135 35L132 34ZM160 36H161V35L156 36V37H159V39H161ZM195 36H196V35H195ZM198 36H199V35H198ZM0 37H1V35H0ZM34 37H35V36H34ZM140 37L142 38L143 36H140ZM161 37H162V36H161ZM165 37H166V36H164V38H165ZM188 37H189V36H188ZM190 37H193V36H190ZM196 37H197V36H196ZM127 38H128V37H127ZM136 38H137V35H136ZM141 38H139V40H140ZM145 38H148V37H145ZM152 38H153V37H152ZM164 38H163V39H164ZM167 38H168V37H167ZM175 38H177V37L174 36V39H175ZM45 39H46V38H45ZM137 39H138V38H137ZM165 39H166V38H165ZM180 39H181V38H180ZM180 39L178 38V40H180ZM182 39H184V38H182ZM200 39H201V38H200ZM235 39H236V38H235ZM110 40H111V41H110ZM151 40H152V39H151ZM161 40H162V39H161ZM167 40H170V39L168 38ZM178 40H177V41H178ZM207 40H208V39H207ZM130 41H131V38H130ZM133 41H135V40H133ZM175 41H176V39H175ZM186 41H187V40H186ZM191 41H192V42L194 41V43H198V42H195L196 40H194V39L191 40ZM137 42H138V40H137ZM147 42L149 43V40H148ZM147 42H145V43H147ZM167 42H168V41H167ZM205 42H207V41L205 40ZM213 42H214V41H213ZM133 43H134V42H133ZM141 43H142V42H141ZM155 43H156V42H155ZM159 43H160V42H159ZM159 43H158V44H159ZM161 43H162V42H161ZM161 43H160V44H161ZM220 43H222V42H220ZM15 44H17V43H15ZM88 44L92 45V47H95V46H96V42L93 40V38H91V39L88 40ZM143 44H144V43H142V45H143ZM149 44H150V43H149ZM149 44H148V45H149ZM160 44H159V45H160ZM164 44H165V43L162 44V47H165V48H166L167 44H165V46H164ZM172 44H173V43H172ZM172 44H171V46H170V45H168V46H170V48H169V49H170V52L172 51V53H173L175 56H176V54H177L178 56H184V57H187V58H188V57L192 56V53H193V54L195 53L196 56L198 57V58H195V61H196V59H202V58H200V57H202V56L200 55V53H202V52L199 53V51H198V52H197L198 55H197L196 51L191 53V51H194V49H193L194 47H193V45H192V47L190 48V47L188 46L190 43H188L187 46H182V47H178V46H174V45L172 46ZM174 44H175V43H174ZM211 44H212V42L209 43V45H211ZM17 45H18V44H17ZM19 45H20V44H19ZM139 45H140V44H139ZM177 45H178V43H177ZM179 45H180V44H179ZM190 45H191V44H190ZM217 45H218V44H217ZM13 46H14V45H13ZM58 46H59V47H63V46H61V45H58ZM154 46H155V47L157 46V48L160 47L159 49H161V50L163 49V48H161V45H160V46H158L157 44L154 45V44H153V41H152L151 44H150L149 46H147V47H148V48H151V49H154ZM168 46H167V47H168ZM195 46H196V45H195ZM203 46H205V43H204ZM215 46H216V45H215ZM15 47H17V46H15ZM15 47H14V48H15ZM21 47H22V46H21ZM119 47H120V46H119ZM196 47H197V46H196ZM47 48H48V47H47ZM135 48H136V47H135ZM165 48H164V49H165ZM200 48H201V47H200ZM15 49H16V48H15ZM21 49H22V48H21ZM131 49H132V48H131ZM138 49H140V48H138ZM144 49H145V48H144ZM166 49H167V48H166ZM166 49H165V50H166ZM169 49H168V51H169ZM27 50H28V49H27ZM51 50H54V49H51ZM55 50H56V49H55ZM133 50H134V49H133ZM165 50H164V51H165ZM206 50H207V48H206ZM244 50H245V48H244ZM44 51H45V48H44ZM49 51H50V50H49ZM49 51H48L47 53L45 52L46 55H48V53L50 54ZM59 51H60V50H59ZM128 51H129V50H128ZM136 51H137V50H136ZM148 51H149V50H148ZM203 51H205V50H203ZM213 51H215L216 53L218 52V50H217V51H216V50H213ZM124 52H127V49H125ZM124 52H123V53H124ZM205 52H206V51H205ZM205 52H204V53H205ZM207 52H209V50H207ZM210 52H212V51H210ZM210 52H209V53H210ZM246 52H247V51H246ZM119 53H121V52L118 51V54H119ZM128 53H129V52H128ZM128 53H127V54H128ZM134 53H137V52L134 51ZM139 53H140V52H138L137 54H139ZM153 53L156 54V55H158V56H157V58H155V60H153V61L150 60V61H151V65H158L159 67L161 66L160 69L162 68V69L165 71V72H163V73H161V74H160V73H153V74H155L156 79H157L158 81H162V80L164 81L165 79H166V81H164V82H159L160 85L155 84V83H157V82H156L153 78H151L152 76L150 77V74L146 75V74H143V73H141V75H140V73H139L140 76H138V80H139V82H141V84H142V83H144L145 85L147 84V87H148V85H154V86L156 85L157 87L161 86V87H160V90H161V91H159V92H160V95H161V96H160V99H158L159 96L155 98V95L157 96V94H159L157 91H156L157 94H156V93H151L152 91L154 92V90H152L151 92L147 91V92H149V93H147V95L144 94L146 91L144 92V91L142 90V92H144L143 94L140 93V94H142V96H143L142 99H140V100H139V99L136 100V97H134V99H135L136 101H139V103H138V104H139V107H141V106H142V103H143V107H144V106H145V107H148L149 105L152 104V106H153V105H156L158 108L156 107L155 111L153 110V111H154L153 114H151V113H147L146 110H145V113H144V111H143V112H140V111H136L135 109L133 110V108L135 107L134 104L137 103V102H135V100L133 101V100L131 99L130 96H135V95H137V94L135 93V91H134V92H131V89H130V92H131V93H135V95H133V94L129 95V94H128L129 91L127 90V92H128L127 94H128L129 96H128V98H126V99H124V98H125V95L127 96V94L124 95V98H120V97H118L119 94H120V92H119V94H118V92H117L118 89H121V87H122L123 85H125V87H126V86H127L126 83L123 84V83L121 82V83H122V84H121L122 86H121V87L119 86L118 89H116L117 91H114V90H109L110 87H107L108 89H106L105 83L102 84V83L100 82V83L102 84V86L104 85V89L109 90V91H103V90L101 89L100 91H102V92H99V96H100L101 98H102V97H106V98H104V99H106L105 102L107 103V106H108V104H109L110 107H109V106H108V107H109L110 109L113 108L114 110L117 109V111L120 110V112H121V111H122V112H125V110L123 111V110L120 109V108H122V109H126V110H129V109H130L132 112H133V111H136V112H134V113H130L129 115H126L127 112L124 113L125 116H123V117H125V119H124L123 121H122V119H121V122L117 123L119 120H118V121H115V120L118 119V116H120L119 118H121V114H120V115L117 114V116H116L117 119H116L115 117L112 118L111 115H110V114H111V113H110L111 111L109 112L108 110H106L108 113H110V114H109L110 117H111V118L109 117L110 120L115 118V120H112V121H115V124L112 125L113 127H121V128L124 127V128H126V129L129 128L130 130L128 129L129 131L124 132V133H120V132L113 131V132H110V133H108V134H107V132H105V131H106V130H105L104 132L106 133V135H105L104 132H103V134L101 133V134H102V135H101V134L99 133V132L101 131V129H102V128H101L100 131L97 130V131H98V132H97V136L100 137L98 134H100V135L102 136V137L99 139V141H100V140H101V141L103 140V141L105 142L106 140H109V139L113 140V139H115V138H119V139H120V138H121V139L123 138V140H126V141H128V142H131V141L134 142V141H135V143H133V146H134V145H136L137 143L140 142V141H138L139 139H143V142H144V140L152 141L154 136H152L151 134H153V133H155V132L158 133V131H160V130H159L160 128H163V127H164L163 129H172V128H174V127H172V126H175V127H181L180 125H183V124L187 123V121H185V118H183V120H180L179 117H177V116L174 114V113H176V112H179V111H177L178 108H177L176 106L173 105V107L177 108V109H174V108H173V109H172L173 111L171 110V108L168 109V108H166V107H165V108L163 107L164 109H161L162 106H165V103H167V105L170 106L171 103H172V104H176V103H174V101L178 102L177 99H180V98L183 97V96H181V95H180V96L177 95V96H179V98H178L176 95H174V96H176V98H177V99L175 100L173 94H171L169 90H171V92H173V93L176 92L175 90H177V89H178V91L180 90L181 92H184V93L186 92V94H187V97H186V98H189V97H190V98H189L190 101L188 100L189 102H188V101H187L188 103L186 102V103H187V104H186L187 109L189 110V108H190V109L194 110V108H195L196 111H197V110H198V112L200 111V114H201L202 111H203V112H205V111H214V110H215V111H218V110H220L221 108H223L224 106H226V105L224 104L225 101L223 102V99L221 100V97H222L221 95H222V94H221V93H219L220 95L218 94V95H219V98H220V100H219V99L217 98V95H216V97H215V94H216V93H215V89L212 90V89L210 88V86L207 85L206 82H207V78H208L209 76L206 78V76L204 75V76H205L204 79L206 78V82H205L204 79L202 80V81H203L202 83H204V82L206 83L204 86H208L207 88L204 87L202 83H201L202 86L199 85L200 83L198 84L199 86L194 85V84H196L197 82H199V81H198L199 78H198L197 76H195V77L198 78V79H197V78L195 79V81L197 80L196 83L193 84V80H194V79H193V78H190V79H193V80H192V81H191V80H190V81L188 80V81H189V82H192V83H188V84H186V82H184V83L186 84V85H184L182 82H180L182 85H184V86H182V85H180V83H178V82H179V80H181L183 77H182L181 79L179 78V80L175 79L176 76H177L176 73L180 72V75H179V74H178V75L181 77V74L184 75V73H181V72H182L183 70H185L186 67H185L184 69L182 68L183 70H181V66H182V65H181V66H178L179 69H180V71H178L179 69H177V68H178V67H177V68H176L177 72H176V71H174V70H175V67H173V66L171 65L172 63L174 64V62H173L174 60L171 61L170 59H167V54H166V52H163V50H162V51H158V50H155V51H154V50H153ZM204 53H202V55H203ZM209 53H208V55H210ZM218 53H219V52H218ZM218 53H217V54H218ZM38 54H40V53H38ZM43 54H44V53H42V55H43ZM65 54H66V53H65ZM116 54H117V53H116ZM118 54H117V55H118ZM130 54H131V55H130ZM130 54H129V56H132V53H131V52H130ZM140 54H141V53H140ZM142 54H143V53H142ZM142 54H141V55H142ZM154 54H153V55H154ZM205 54H206V53H205ZM212 54H213V53H212ZM214 54H215V53H214ZM11 55H12V56H11ZM40 55H41V54H40ZM42 55H41V56H42ZM53 55H54V53H53ZM57 55H58V54H57ZM70 55H71V54H70ZM119 55H120V54H119ZM122 55H123V54H122ZM124 55L126 56L125 53H124ZM124 55H123V56H124ZM141 55H139V56H141ZM215 55H216V54H215ZM37 56H38V55H37ZM37 56H36L37 59H36L35 57H34V58H35L37 61H39L40 56H38V57H37ZM44 56H45V55H44ZM44 56H42V57H44ZM54 56H55V55H54ZM58 56H60V55H58ZM68 56H69V54H68ZM86 56H88V55H86ZM127 56H128V55H127ZM136 56H137V55H136ZM139 56H137V57H139ZM193 56H195V55H193ZM193 56H192L191 58H193V61H194V57H193ZM210 56H211V55H210ZM221 56H222V55H221ZM46 57H48V56H46ZM61 57H63V56H61ZM64 57H65V56H64ZM69 57H70V56H69ZM72 57H73V56H72ZM76 57H77V56H76ZM137 57H136V58H137ZM145 57H146V56H145ZM150 57H152V56H150ZM153 57H154V56H153ZM164 57H165V58H164ZM205 57H206V56H205ZM218 57H219V55H217V58H218ZM222 57H223V56H222ZM52 58L54 59V57L51 56V60L46 61L47 63H43V61H44L46 58L43 59V60L40 59V61H39V64H40V65H39V64L37 65V67L39 66L38 71H36V72H34V73H32V72H33V71H32V72L29 73V76H30L31 74L33 75V74L36 73V74H35V78H29V77L25 78L26 80H29L28 82H30V81H32V80H36V81L34 82V83H36V85H33V86H34L33 88L36 89V91L33 92V94H34V93L36 94V95L34 94V98H35V96H38V98H39V103H40V105H42V106H41V110L43 109V108H42L43 105L46 104V103L44 102L46 99H44V98H47V99H48V96L45 97V95H46L45 93L48 92L47 94H49L50 96H51L52 94L54 95V93L56 92V90L54 89V87L57 86L56 89H57V95H58V93H59V92H58V91H59V90H58V87H59L60 85H62V89H63V88L65 89V87H64V83L67 82V81L63 82V79H59V78H62L61 76H66L65 78H67V77H68L67 75L69 74V73H68V74L66 73V70L70 68V67H69L70 65L65 64V65L68 66V68H67V66L63 65L65 62H67V61L69 62V59H68V60L65 59V61H64V63H63L62 60L59 61L61 58H60L59 60H56V59L53 60ZM66 58H67V57H66ZM89 58H90V57H89ZM120 58H121V57H120ZM133 58H134V54H133ZM133 58H132V59H133ZM140 58H141V57H140ZM142 58H143V57H142ZM146 58H147V57H146ZM176 58H177V57H176ZM191 58H190V59H191ZM207 58H209V57H207ZM214 58L216 59V57H214ZM220 58H221V57H220ZM228 58H229V57H228ZM32 59H33V58H32ZM32 59H31V60H32ZM49 59H50V57H49ZM63 59H64V58H63ZM73 59H74L75 61L71 59L70 61H72V63H70V64H72L73 67H74V66H75L74 64H76V61H77L76 59H78V58H73ZM121 59H122V58H121ZM143 59H144V58H143ZM153 59H154V58H153ZM177 59H178V58H177ZM204 59H205V58H204ZM204 59H203V60H204ZM210 59H211V57H210ZM210 59H209V61H210ZM215 59H213V60H215ZM229 59H230V58H229ZM36 60H35V61H36ZM89 60H91V59H89ZM128 60H129V59H128ZM133 60H134V59H133ZM139 60H140V59H139ZM145 60H146V59H145ZM145 60H143V62H144ZM181 60H182V59H181ZM203 60H202V61H203ZM211 60H212V59H211ZM219 60H220V59H219ZM41 61H42V62H41ZM79 61H80L79 63H81L80 66L83 64V66H85L88 70L94 68V67L91 68V67H92V64H91L89 61H88V62L91 64V66L89 65L90 67L88 66L89 68L86 66L87 64L85 65V61H84V63H82L81 60H79ZM82 61H83V60H82ZM120 61H123V59L120 60ZM130 61H131V59H130ZM134 61H136V62L139 64V61H137L136 59H135ZM140 61H141V60H140ZM195 61H194V62H195ZM197 61H198V60H197ZM205 61H206V60H205ZM205 61H204V63H205ZM215 61H217V60H215ZM215 61H214V62H215ZM221 61H222V59H221ZM230 61H231V60H230ZM236 61H237V60H236ZM238 61H239V60H238ZM27 62H30V61H27ZM61 62H62V63H61ZM73 62H75V63L73 64ZM124 62H125V61H124ZM148 62H149V61H148ZM177 62H178V61H177ZM187 62H189V61H187ZM198 62H201V61H198ZM207 62H208V59H207V61H206V65H207ZM240 62H241V61H240ZM245 62H246V61H245ZM251 62H252V61H251ZM25 63H26V60H25ZM30 63H31V62H30ZM35 63H37V62H35ZM79 63H78V61H77V65H78V66H79ZM89 63H88V64H89ZM121 63H122V62H121ZM121 63H120V64H121ZM125 63H126V62H125ZM127 63H128V62H127ZM149 63H150V62H149ZM204 63L201 62V65H198V66H201V67H202V65H203ZM210 63H211V67H212L213 64H212L211 61H210ZM210 63H209V65H210ZM216 63L218 64L219 62L217 61ZM223 63H226V62L224 61ZM241 63H242V62H241ZM246 63H247V62H246ZM248 63H249V61H248ZM6 64H7V65H6ZM28 64H29V63H28ZM60 64H62L63 66H65V67H63V68H65V69L67 68V69H66V70L64 69V70H65L64 73L61 71V76L59 77V76H55L56 71H55V73H54V72L52 73V72H50V70H52V71H54L55 69L57 70L58 67H60V69H61V66H62V65L59 66ZM68 64H69V63H68ZM129 64H132V63H131V62L128 63V66H129ZM142 64H144V63H142ZM142 64H139V67H140V68H141V65H142ZM145 64H146V63H145ZM175 64H177V63H175ZM181 64H182V63H181ZM197 64H198V63H197ZM220 64H221V63H220ZM228 64H231V63H228ZM242 64H243V63H242ZM249 64H250V63H249ZM251 64H252V63H251ZM251 64H250V66H251ZM24 65H25V64H24ZM24 65L22 64L21 66L24 67ZM31 65H32V64H31ZM72 65H71V66H72ZM204 65H205V64H204ZM204 65H203V69H204L205 67H208V66H209V65H207V66H206V65L204 66ZM222 65H223V64H222ZM239 65H240V64H239ZM244 65H245V64H244ZM51 66H52V67L54 66V67H53L52 69H49V68H51ZM55 66H56V68H55ZM57 66H58V67H57ZM80 66H79V67H80ZM83 66H82V67H83ZM93 66H94V64H93ZM111 66H113V65H111ZM128 66L126 65L125 67L127 68ZM131 66H132V65H131ZM137 66H138V65H137ZM148 66H150V64H148ZM170 66H172V67L174 68V69H173V68L171 69V70H172L171 72H170V68H171ZM175 66H176V65H175ZM193 66H194V68H195L196 65H193ZM198 66H197V67H198ZM224 66H225V65H224ZM240 66H241V65H240ZM245 66H246V65H245ZM247 66H248V65H247ZM250 66H248V67H249V68H248L249 70H250ZM254 66H256V65H254ZM254 66H252V67H254ZM27 67H29V66H26L25 68H27ZM73 67H72V68H73ZM75 67H76V66H75ZM75 67H74V68H75ZM82 67H81V68H82ZM85 67H83V68L85 69ZM132 67H134V66H132ZM146 67H147V66H146ZM150 67H151V66H150ZM243 67H244V66H243ZM243 67H242V68H243ZM31 68H32V67H31ZM31 68H30V69H31ZM54 68H55V69H54ZM63 68H62L61 70H63ZM74 68H73V69H74ZM81 68H80L79 70H81ZM108 68L111 69V68H113V67L108 66ZM128 68H130V67H128ZM128 68H127V69H128ZM155 68H156V69H159L158 67H155ZM187 68H188V71H190L191 68H189L188 66H187ZM213 68H214V66H213ZM223 68H224V70H223L222 68H220V71L223 70V71L225 72V71H226V70H225V67H223ZM236 68H238V67L236 66ZM256 68H257V67H256ZM256 68H255V69H256ZM259 68H260V67H259ZM30 69H27V70H30ZM48 69H49V72H50L51 74L47 72ZM53 69H54V70H53ZM73 69H72V70H73ZM76 69H78V68L76 67ZM84 69L82 70L83 72L86 70V69H85V70H84ZM103 69H104V68H103ZM116 69H117V68H116ZM138 69H139V68H138ZM142 69H144V68L142 67ZM156 69H155V70H156ZM160 69H159V71H160ZM195 69H196V68H195ZM198 69H200V68H198ZM214 69H215V68H214ZM221 69H222V70H221ZM238 69H239V68H238ZM243 69H244V68H243ZM98 70H99V68H98V69L96 68V72H97ZM100 70L102 71V68H101ZM111 70H112V69H111ZM145 70L148 71V68H145ZM150 70L153 71V67H151ZM150 70H149V71H150ZM167 70H168V71H167ZM186 70H187V69H186ZM191 70H192V69H191ZM196 70H197V69H196ZM207 70H208V69H207ZM228 70H229V69H228ZM244 70H245V69H244ZM256 70H257V69H256ZM17 71H19V70H17ZM20 71H21V70H20ZM59 71H60V70H58L57 73H58ZM129 71L131 72V70H129ZM134 71H135V70H134ZM156 71H157V70H156ZM156 71H155V72H156ZM161 71H162V70H161ZM166 71H167V73H168V76H167V74H166ZM173 71L176 72V73H172ZM194 71H195V70H194ZM218 71H219V69H218ZM220 71H219V72H220ZM232 71H233V69H232ZM245 71H246V70H245ZM69 72H70V70H69ZM74 72H76L75 69H74V71H73L72 73H74ZM86 72H87V70H86ZM91 72L93 73L94 71H88L87 74H88V73H91ZM98 72H99V71H98ZM136 72H140V70H139V71L137 70ZM150 72H151V71H150ZM157 72H158V71H157ZM185 72H186V71H185ZM190 72H191V71H190ZM197 72H198V71H197ZM197 72H196V73H197ZM199 72H200V71H199ZM224 72H223V74H224ZM238 72H239V71H238ZM19 73H23V72H19ZM59 73H60V72H59ZM59 73H58V74H59ZM81 73H82V72H81ZM92 73H91V75H92ZM105 73H106V72H105ZM112 73H113V75H111L112 77L106 75V78H107V77H111V78H114V81H117V80H115V79H117V78H115L116 76L114 77V75H117V77L119 78L118 80H120V77H119L120 74H119V73H117V72H115V73L112 72ZM145 73H147V72L145 71ZM171 73H172V74H171ZM192 73L194 74L195 72H193V70H192ZM196 73H195V75H196ZM216 73H217V72H216ZM225 73H226V72H225ZM243 73H244V71H243ZM248 73H249V72H248ZM62 74H63V75H62ZM65 74H67V75H65ZM83 74H84V73H83ZM87 74L85 73L84 76L86 75V76L89 77L90 75H89V74L87 75ZM94 74H95V72H94ZM94 74H93V77H94ZM100 74H101V73H100ZM110 74H111V73H110ZM133 74H134V73H133ZM133 74H132V75H133ZM151 74H152V73H151ZM165 74H166V75H165ZM175 74H176V76H175V78H173ZM199 74H201V73H199ZM199 74H198V75H199ZM226 74H227V73H226ZM226 74H225V75H226ZM23 75H24V73H23ZM27 75H28V73L26 74V76H27ZM32 75H31V76H32ZM59 75H60V74H59ZM70 75L72 76L73 74L70 73ZM70 75H69V77H70ZM74 75H75V74H74ZM78 75L82 77V75L77 74V78H78ZM172 75H173V76H172ZM186 75H188V74H185L184 77H186ZM189 75H190V73H189ZM15 76H16V74H15ZM98 76H99V79H100V76H102V74H101V75H99V74L97 75V73H96V77H97V78L94 77V79H98ZM104 76H105V74L103 75V77H104ZM130 76H131V75H130ZM136 76H137V74H136ZM136 76H134V77L137 79ZM153 76H154V75H153ZM222 76H223V75H222ZM227 76H228V75H227ZM229 76H230V75H229ZM235 76H238V75L235 74ZM240 76H241V74H240ZM243 76H246V75H243ZM56 77H57V78H56ZM72 77H73V76H72ZM75 77H76V76H75ZM75 77H73V78H72L73 80H71V81L68 80V82H67V83H68V86H69V85H70V86L72 85L74 79H76ZM91 77H92V76H91ZM93 77H92V78H93ZM193 77H194V76H193ZM195 77H194V78H195ZM199 77H200V76H199ZM202 77H203V75H202ZM202 77H201V78H202ZM224 77H226V76H224ZM230 77H231V76H230ZM241 77H242V76H241ZM63 78H64V77H63ZM65 78H64V79H65ZM82 78L85 79V77H82ZM92 78H91V79H92ZM111 78H110L111 81L109 80V78H108V80L106 79L108 82L110 81V82H109L110 84H111V82L113 81ZM132 78H133V77H132ZM135 78H134V79H135ZM177 78H178V76H177ZM186 78H187V77H186ZM238 78H239V77H238ZM30 79H32V80H30ZM70 79H71V78H70ZM79 79H80V77H79ZM79 79H78V80H79ZM104 79H105V77H104ZM136 79H135V80H136ZM174 79L176 80V82H175ZM183 79H185V78H183ZM187 79H188V78H187ZM222 79H223V78H222ZM226 79H227V78H226ZM26 80H24V81H26ZM65 80H66V79H65ZM81 80H83V79H81ZM85 80H86V79H85ZM87 80H88V79H87ZM89 80H90V78H89ZM89 80H88V81H89ZM101 80H102V78H101ZM124 80H125V78H124ZM135 80H134V81H135ZM138 80H137V81H138ZM199 80H200V79H199ZM209 80H210V78H208V82H209ZM216 80H217V79H216ZM75 81H77V80H75ZM75 81H74V83H75ZM97 81H98V80H97ZM104 81H105V80H104ZM107 81H106V82H107ZM114 81H113V82H114ZM181 81H182V80H181ZM185 81H186V80H185ZM195 81H194V82H195ZM236 81H237V80H236ZM62 82H63V83H62ZM69 82H70V83H69ZM71 82H72V83H71ZM90 82H91V81H90ZM108 82H107V84L109 85ZM113 82H112V83H113ZM118 82L120 83V81H117L116 83L118 84ZM139 82H138V83H139ZM165 82H166V83L168 82V83L165 84ZM200 82H201V81H200ZM212 82H213V80H212ZM212 82H211V83H212ZM34 83H33V84H34ZM67 83H66V84H67ZM79 83H80V80H79ZM79 83H78V84L75 83L76 85H78V86H77V87H78V88H77V91H78V89H79V85L82 84V82H81L80 84H79ZM86 83H87V82H86ZM86 83L84 84V81H83V84H82V85H83V86H82L83 88H86V87H84V85H86ZM92 83H93V80H92ZM114 83H115V82H114ZM114 83H113V85H114V86H117V85H115L116 83H115V84H114ZM161 83H162V84L164 83V84L161 85ZM209 83H210V82H209ZM209 83H208V84H209ZM211 83H210V84H211ZM11 84L13 85L14 82H13L12 79H9L8 76H0V97H1L2 94H3V92H2V91H3V88H4L6 85H11ZM93 84H94V83H93ZM101 84H100V85H101ZM107 84H106V85H107ZM136 84H137V83H136ZM139 84H140V83H139ZM210 84H209V85H210ZM214 84H215V83H214ZM76 85H74V87H75ZM111 85H112V84H111ZM215 85H216V87H217L218 83L215 84ZM220 85H221V84H220ZM65 86H66V85H65ZM68 86H66L67 89H68ZM139 86H140V85H139ZM195 86H196V87H195ZM211 86L213 87L214 85L211 84ZM25 87H27V86H25ZM30 87H31V85L29 86V89L31 90L32 87H31V88H30ZM74 87H73V89H74ZM80 87H81V85H80ZM82 87L80 88V92L82 91V93H80V96L82 97L83 100H86V101H87V99L90 97V95H89L88 97H86V96L89 94V92H92V91L87 90V92H86L85 89H84V90L82 89ZM88 87H90V86H88ZM88 87H87V88H88ZM144 87H145V86H144ZM223 87H225V86H223ZM223 87H222V88H223ZM18 88H19V86H18ZM27 88H28V87H27ZM27 88H26V90H25V91H27V93H26L24 90H23L24 92L21 90V91L19 92V94H18L19 97H20V93H21V92L23 93V94L21 95V97L24 96V93H25L26 95L28 94V90H29V89H27ZM33 88H32V89H33ZM87 88H86V89H87ZM100 88H101V87H100ZM127 88H128V87H127ZM136 88H141V86H140V87H136ZM142 88H143V87H142ZM208 88H209V91L212 90L211 92H214V93H215V94H214V97H213V96L211 97V95H212L213 93H212L210 96L208 95V93H210V92H208V90H207ZM219 88H221V87H219ZM231 88H232V87H231ZM19 89H20V88H19ZM24 89H25V88H24ZM53 89H54V90H53ZM59 89L61 90V87H60ZM64 89H63V90H64ZM69 89H72V87H71V88L69 87ZM69 89H68V91H69ZM81 89H82V90H81ZM91 89H93V87H91ZM91 89H90V90H91ZM98 89H99V88H98ZM111 89H113V88H111ZM122 89H124V88L122 87ZM122 89H121V90H122ZM146 89H147V88H146ZM173 89H175V90H173ZM229 89H230V88H229ZM17 90H18V89H17ZM139 90H140V89H139ZM172 90H173V91H172ZM220 90H221V89H220ZM220 90H219V91H220ZM230 90H233V89H230ZM32 91H34V90H32ZM32 91H31V92H32ZM61 91H62V90H61ZM61 91H60V93H61ZM68 91L65 89V92H68ZM72 91H73V90H72ZM72 91L70 90V93H69V92H68V93H64V91H62V93L58 95V96H59V99H62V100H63L62 97H66V96H67V98H70L69 94H72V93H71ZM74 91H75V90H74ZM84 91H85L86 93H85ZM88 91H89V92H88ZM98 91H99V90H98ZM136 91H137V90H136ZM178 91H177V94H178ZM180 91H179V92H180ZM216 91H217V90H216ZM219 91H218V92H219ZM234 91H235V90H234ZM17 92H18V91H17ZM44 92H45V93H44ZM93 92H94V91H93ZM121 92H123V91H121ZM124 92H126V90H125ZM124 92H123V94H124ZM181 92H180V94H181ZM223 92H224V91H223ZM225 92H226V91H225ZM227 92H228V90H227ZM237 92H238V91H237ZM29 93H30V92H29ZM42 93H43V94H42ZM74 93H75V92H74ZM74 93H73V94H74ZM77 93H79V92H77ZM77 93H76V96L78 95ZM83 93H85V95L87 94L86 96L84 95L87 99H84L85 97H83ZM161 93H162V94H161ZM184 93H183V94H184ZM15 94H16V92H15ZM91 94H92V93H91ZM94 94H95V93H94ZM123 94L120 95V96L123 97ZM174 94H176V93H174ZM186 94H185V95H186ZM225 94H226V93H225ZM238 94H239V93H238ZM53 95H52V96H53ZM57 95L55 94V96H53V97H49V101H51V103H52V101H54V100H51V99H54V97H55V101L57 102V101H58V99L56 100V98L58 97ZM223 95H224V94H223ZM230 95H231V94H230ZM234 95H236V94H234ZM245 95H246V94H245ZM252 95H253V94H252ZM255 95H257V94H255ZM28 96H29V95H27V98H24V97H23V99L26 100V99L29 98V100H30L31 93H30V96H29V97H28ZM40 96H42V97H40ZM56 96H57V97H56ZM68 96H69V97H68ZM139 96H140V95H139ZM144 96H146V97H144ZM220 96H221V97H220ZM227 96H229V95H227ZM239 96H240V95H239ZM241 96H242V95H241ZM260 96H261V95H260ZM260 96H259V97H260ZM21 97H20V98H21ZM31 97H33V95H32ZM60 97H61V98H60ZM71 97L73 98V99L71 98L72 100H74V98H77V97H75V95H74V97H73V95H71ZM137 97H138V96H137ZM224 97H225V96H224ZM224 97H223V98H224ZM246 97H247V95H246ZM250 97H251V95H250ZM38 98H36L35 101H36ZM67 98L64 99V103H65V101H66ZM78 98H79V99H78ZM78 98H77V99L79 100V102H81L79 96H78ZM91 98L93 99V98H94V95H93V97L91 96ZM95 98H96V94H95ZM184 98H185V97H184ZM184 98H183V100H182L183 103H185V102H184V100H185ZM215 98H217L218 100L215 99ZM235 98H236V97H235ZM235 98H234V99H235ZM254 98H255V96H254ZM256 98H258V97H256ZM256 98H255V99H256ZM31 99H32V98H31ZM42 99L44 100V101H43L44 104H43V102H41ZM71 99H69V101H70ZM82 99H81V100H82ZM92 99L89 98V99H88V102H91ZM153 99H154V100L157 99L158 101L161 100L160 102L163 101L164 103H162L163 105L161 106V103H160V102L158 103V101H157V103H155V102L153 101ZM191 99H192V100H191ZM29 100H27V101L29 102ZM32 100L34 101V99H32ZM32 100H31V102H30L31 104H32ZM40 100H41V101H40ZM62 100H61V101H62ZM78 100H77V101H78ZM126 100H127L128 102H127ZM224 100H225V99H224ZM237 100H238V99H237ZM246 100H247V99H246ZM249 100H250V99H249ZM35 101H34V102H35ZM47 101H48V100H47ZM47 101H46V102H47ZM49 101H48V102H49ZM61 101H59V102H57V103H60ZM77 101H76V102H77ZM86 101H82V102H84L82 105L89 104V105L91 106V104H94V103H91V104H90V103H86ZM101 101H103V100H101ZM182 101H181V102H182ZM228 101H230V99H229ZM232 101H233V100H231V102H232ZM240 101H241V100H240ZM252 101H253V100H252ZM252 101H251V102H252ZM258 101H259V100H258ZM258 101H256V104H257ZM263 101H264V100H263ZM62 102H63V101H62ZM66 102L68 103V101H66ZM71 102H72V101H71ZM71 102L68 103V104H69L68 106H70V103H71ZM76 102H75V100H74V102H72V103L74 104V103H76ZM93 102H94V101H93ZM222 102H223V103H222ZM233 102L236 103V101H233ZM242 102H243V101H242ZM251 102H250V104H251ZM51 103H47V104H48V105H47L48 108H44L43 111H45V109H46V110L49 109V106H50ZM64 103H62V105H63ZM72 103H71V104H72ZM85 103H86V104H85ZM103 103H104V101H103ZM103 103H102V105H103ZM106 103H104V104H106ZM140 103H141V104H140ZM228 103H229V102H228ZM237 103H238V101H237ZM240 103H241V102H240ZM240 103H239V105H241ZM246 103H247V101H246ZM253 103H255V102H253ZM33 104H34V103H33ZM35 104H36V103H35ZM37 104H38V100H37ZM73 104H72V105H73ZM76 104H78V103H76ZM76 104L73 106V108L77 106ZM80 104H81V103H80ZM96 104H97V103H96ZM229 104H230V103H229ZM232 104L234 105V103H232ZM53 105L56 106V104L53 102V103L51 104V107H50V108L53 109V107H54ZM58 105H61V104H58ZM62 105H61V106H62ZM64 105H65L66 108L68 107L66 104H64ZM64 105H63V106H64ZM72 105L69 107V109L72 107ZM82 105H81V106H82ZM89 105H88V106H89ZM94 105H95V104H94ZM94 105H92L93 107L91 106V107H92V110H93V108H94ZM136 105H137V104H136ZM167 105H166V106H167ZM176 105H177V104H176ZM244 105H245V104H244ZM244 105H242L241 107H243ZM248 105H249V104H248ZM252 105H253V104H252ZM36 106H37V105H36ZM38 106H39V105H38ZM61 106H58L59 109H57V110L55 109V111H56V112H57L58 110L60 111V107H61ZM107 106H105V107H107ZM184 106H185V105H182V103H181V107L184 108ZM249 106H250V105H249ZM254 106H255V105H254ZM254 106H251V107L253 108V110H255V109H254ZM26 107H27V106H26ZM45 107H46V106H45ZM56 107H57V106H56ZM78 107H79V106H78ZM78 107H76V108H78ZM103 107H104V105H103ZM103 107L101 106L100 108H103ZM136 107H137V106H136ZM136 107H135V108H136ZM159 107H160V108H159ZM170 107H171V106H170ZM178 107H179V105H178ZM228 107H229V106H228ZM230 107H231V106H230ZM232 107H233V106H232ZM244 107H245V106H244ZM37 108H38V107H37ZM37 108H35L34 110H36ZM39 108H40V107H39ZM39 108H38V110H39V112H41V114H42L43 111H41ZM62 108H63V107H62ZM73 108H71V109H73ZM76 108H74L73 110L75 111ZM149 108H150V106L148 107V109H149ZM154 108H155V107H154ZM183 108H181V110H183ZM185 108H186V107H185ZM226 108H227V107H226ZM237 108H238V106H237ZM256 108H257V107H256ZM52 109L47 110L46 113L48 114V111H49V112L53 111V112L55 113L54 109H53V110H52ZM69 109H67V110H69ZM82 109H85V107L82 108ZM86 109H89V108H86ZM86 109H85V111H86ZM105 109H108V108H105ZM139 109H140V108H139ZM141 109H142V108H141ZM144 109H145V108H144ZM152 109H153V108H152ZM224 109H225V107H224ZM233 109H234V108H233ZM238 109H239V108H238ZM238 109H237V110H238ZM240 109H241V108H240ZM244 109H246V107H245ZM248 109H249V107H248ZM260 109H261V108H260ZM34 110L31 109V108H23L21 111H22L23 115H29V114H30L32 111H34ZM61 110H66V109L63 108V109H61ZM67 110H66V112H67ZM94 110H95L94 112L97 111L96 109H94ZM142 110H143V109H142ZM150 110H151V109H149V111H150ZM179 110H180V107H179ZM185 110H186V109H184L183 111H185ZM192 110H191V111H192ZM221 110H222V109H221ZM231 110H232V109H231ZM235 110H236V109H235ZM262 110H263V109H262ZM69 111H70V110H69ZM74 111L71 110V113H70V112H67V113H66V112H64V111H61V112H64V113H61V114H63V115L66 116V114L69 115V113H70L71 115L68 116V117H70V118H71L72 114H74V116H72V118L74 117L73 119H74L76 122H75L74 120H69L70 118L68 119V117H66V118H67V119H66L65 116H63V115H62V116H61L60 114L58 115V114H57L58 112L55 113V114L53 113L52 116L54 117V116L57 114V115L60 116L61 118H62V117L65 118L66 121H67V120H69V121H71V122L74 121L73 123H71V124L73 125L74 123H77L78 121H80V120H79V119H80L79 116H81L80 113L85 112L84 110H83V111L81 110V107L79 108V111H82V112H80V113L77 112L78 109L76 110V112H74ZM88 111H91V109L88 110ZM112 111H113V110H112ZM131 111H130V112H131ZM171 111H172V112H171ZM183 111H182V112H183ZM194 111H195V110H194ZM239 111H240V110H238V113H241V112H239ZM242 111H243V109H242ZM39 112H38V113H39ZM72 112H73V113H72ZM86 112H87V111H86ZM103 112H104V110L102 111V114H103ZM107 112H105V113H107ZM122 112H121V113H122ZM128 112H129V111H128ZM151 112H152V110H151ZM182 112H181V113H182ZM188 112H190V111H188ZM254 112H255V111H254ZM51 113H52V112H51ZM76 113H78L79 116H78ZM88 113H89V112H88ZM91 113H92V111H91ZM91 113H90V116L92 115ZM96 113H97V112H96ZM96 113H95V114H96ZM112 113H113V112H112ZM115 113H119V111H118V112H114L113 115H114ZM146 113L149 114V115H147ZM179 113H180V112H179ZM183 113H184V112H183ZM183 113H182V114H183ZM191 113H192V112H191ZM195 113H196V112H195ZM238 113H234V114H235V115H238ZM248 113H249V112H248ZM248 113H247V114H248ZM47 114H45V115H47ZM82 114H83V113H82ZM86 114H87V113H85V116H87V115L89 116V114H87V115H86ZM99 114H100V113H99ZM122 114H123V113H122ZM127 114H128V113H127ZM219 114H221V113H219ZM227 114H228V112H227ZM230 114H231V113H230ZM243 114H244V113H242V115H243ZM262 114H263V113H262ZM43 115H44V114H43ZM57 115H56V117L54 118L55 121L57 120V119H56V118H57ZM76 115H77L78 117H77ZM96 115H97V114H96ZM103 115H104V114H103ZM115 115H116V114H115ZM232 115H233V114H232ZM235 115H234V116H235ZM240 115H241V114H240ZM248 115H249V114H248ZM259 115H260V114H259ZM31 116L33 117V115H31ZM34 116H35V115H34ZM47 116H49V114H48ZM52 116H51V117H52ZM90 116L87 117V118L90 119V120L87 119V120H88V121H87L86 118L82 115L81 118H84V120L87 121V123H85V121H84V123H81V122L83 121V120H82L81 122H78L77 124H79L81 128L83 127V125H85V126L88 125V127L93 128V127H96L98 124H101V125L104 124V123H102V120H101L102 118L104 119V117H103L102 115H101V117H100V115H99V116H98V115L95 116V117H96V118L94 117L95 119H94L93 117L90 118ZM107 116H108V115H107ZM126 116H127V117H126ZM243 116H244V115H243ZM45 117H46V116H45ZM123 117H122V118H123ZM21 118H22V117H21ZM26 118H27V117H26ZM29 118H30V117H28V119H29ZM43 118H44V117H43ZM61 118L58 117V119H61ZM75 118H76L77 120H76ZM78 118H79V119H78ZM107 118H108V117H106V119H107ZM181 118H182V117H181ZM192 118H193V117H192ZM261 118H262V117H261ZM4 119H5V120H4ZM22 119H25V118H22ZM30 119H31V118H30ZM35 119H36V118H35ZM35 119H33V120H35ZM38 119H39V118H37V120H38ZM65 119H64V122H63V123H67V122H65ZM193 119H195V117H194ZM193 119H192V120H193ZM31 120H32V119H31ZM31 120H29V121H31ZM33 120H32V121H33ZM40 120H42V119H39L38 121H40ZM62 120H63V119H62ZM210 120H211V119H210ZM213 120H214V119H213ZM232 120H233V119H232ZM237 120H238V119H237ZM25 121H26V119H25ZM29 121L27 120L25 123H28ZM32 121H31V123H32ZM35 121H36V120H35ZM38 121H36V122L39 123V125H40V124H41L40 122H42V121H40V122H38ZM46 121H48V120H46ZM69 121H68V122H69ZM96 121H97V122H96ZM106 121L109 122V120H106ZM183 121H185V122L183 123ZM195 121H196V120H195ZM203 121H204V120H203ZM211 121H212V120H211ZM254 121H255V120H254ZM33 122H34V121H33ZM36 122H35V123H32L33 125H31V126H33V127L36 126V125H37ZM49 122H50V124H51L52 121H49ZM56 122H58V120H57ZM56 122H55V123L53 122L54 124H52L51 126H47V125H49V123L47 124V122L45 123L46 125L43 123L44 125H42V126H43V127L46 126V128H44V129H35V128H33V127H32V128H29V126H30V124H31V123L29 122V123H30L29 126H28V124H27L28 128H27V127H24V128H27V130L24 129V131H26V132L24 133V135H21L22 133H19V131H18L17 129H15V130L18 131V133H15L16 131H14L13 128H12V130H13L14 133H15L14 136L19 134V135H18L19 138H18L17 136H15V137H17V138L19 139V141L22 140V141H24V142L28 141V142L32 143L31 146H32L35 150H36V149H39L38 151H40V149H42V148H46V150H47V146H48V144H52V143L56 144L57 142L59 143V142L62 140V139H60V137L64 136V135L66 134L65 132L68 131V130H67V127H66V128H63V129H66L67 131L63 132L64 130H63V131L61 130L62 128H61L60 126H62V125L59 124V123L61 122V120H60L59 123H57L58 125H60V126H59L60 129H58L59 127H57V128L55 129L54 127H56V126H54V125L56 124ZM193 122H194V121H193ZM198 122H199V121H198ZM205 122H206V121H205ZM208 122H210V121H207V123H206L207 125L209 124ZM213 122H214V121H212V124H211V125L214 124V125H213L214 127L219 126V125L215 126V122H214V123H213ZM221 122H222V121H221ZM255 122L257 123V120H256ZM25 123H24V124H25ZM63 123H61V124H63ZM69 123H70V122H69ZM69 123H67L66 125H68ZM113 123H114V122H113ZM171 123H172V124H171ZM173 123H177V124L179 123L180 125H179V126H177V124H176V125H175V124L173 125ZM181 123H183V124H181ZM191 123H192V122H191ZM200 123H201V122H200ZM216 123L218 124L217 121H216ZM219 123H220V121H219ZM224 123H225V122H224ZM259 123H260V122H259ZM9 124H10V118H9L8 116H5V118H3V119L0 118V134H1V132L3 131V128H2V127H3V126H8ZM18 124H19V123H18ZM35 124H36V125H35ZM57 124H56V125H57ZM77 124H75V125H76V128H77ZM86 124H87V125H86ZM105 124H106V125H104L105 127L107 126V124H108V126H111L110 123H105ZM196 124H197V123H196ZM202 124H205V123L202 122ZM206 124H205V126H206ZM222 124H223V123H222ZM237 124H238V123H237ZM241 124H242V123H241ZM260 124H262V123H260ZM260 124H259V125H260ZM14 125H15V124H14ZM19 125H20V124H19ZM21 125H22V124H21ZM25 125H26V124H25ZM25 125H22V126H25ZM75 125H74V127H75ZM160 125H161V126L163 125V126L161 127ZM220 125H221V124H220ZM228 125H229V124H228ZM231 125H232V124H231ZM256 125L258 126V124H256ZM256 125H255V127H256ZM16 126H17V124H16ZM22 126H21V127H22ZM31 126H30V127H31ZM85 126H84V127H85ZM98 126H99V125H98ZM102 126H103V125H102ZM102 126H101V127H102ZM108 126H107V127H108ZM112 126H111V127H112ZM185 126H186V124H185ZM199 126H204V125H200V124H199L198 127H199ZM209 126H210V125H209ZM226 126H227V125H226ZM226 126H225V129H226ZM229 126H230V125H229ZM253 126H254V125H253ZM9 127H10V126H9ZM14 127H15V126H14ZM36 127H38V125H37ZM39 127L41 128V125H40ZM43 127H42V128H43ZM63 127H64V125H63ZM88 127L85 128V129H86V130H89L90 128H88ZM107 127H106V128H107ZM145 127L148 128L147 131L143 130V128H145ZM171 127H172V128H171ZM183 127H184V126H183ZM191 127H192V126H191ZM207 127H208V126L203 127V130H204V128H207ZM230 127L232 128V126H230ZM242 127H243V126H242ZM17 128H18V126H17ZM22 128H23V127H22ZM70 128H71V126H70ZM106 128H105V129H106ZM137 128H142V130L136 131L135 129H137ZM184 128H185V127H184ZM192 128H193V127H192ZM194 128H196V127H194ZM201 128H202V127H201ZM212 128H213V127H212ZM222 128H224V126H223ZM227 128H229V127H227ZM231 128H230V129H231ZM244 128H245V127H244ZM244 128H243V129H244ZM261 128H262V126H261ZM72 129H74V128L72 127ZM83 129H84V128H83ZM93 129H94V128H93ZM175 129H176V128H175ZM185 129H186V128H185ZM213 129H214V128H213ZM232 129H233V128H232ZM235 129H236V128H235ZM251 129H252V128H251ZM251 129H250V130H247L246 132L249 133V134H251V132H249V131H255V130H251ZM95 130H96V129H94V131H95ZM107 130H108V129H107ZM110 130H111V128H110ZM131 130H133V131H131ZM134 130H135V131H134ZM188 130H190V129H188ZM193 130H194V129H193ZM205 130H207V129H205ZM218 130H219V129H218ZM220 130H222V129H220ZM258 130H260V129H258ZM20 131H21V130H20ZM22 131H23V129H22ZM24 131H23V132H24ZM82 131H83V130H82ZM82 131H79V130L76 131V130H75V132H82ZM89 131H90V130H89ZM194 131H196V130H194ZM209 131H211V130H209ZM214 131H217V130L214 129ZM222 131H223V130H222ZM222 131H221V132H222ZM224 131H225V130H224ZM231 131H233V130H231ZM231 131H230V132H231ZM237 131H238V130H237ZM239 131H240V130H239ZM239 131H238V132H239ZM3 132H4V131H3ZM69 132L71 133V131H69ZM83 132L85 133V130H84ZM90 132H91V131H90ZM108 132H109V130H108ZM160 132H161V131H160ZM160 132H159V133H160ZM200 132H202V131H200ZM206 132H207V131H206ZM219 132H220V131H219ZM256 132H257V131H256ZM12 133H13V132H12ZM12 133H11V135L13 136ZM86 133H87V132H86ZM159 133H158V134H153V135H155V136L157 137V136L159 135ZM162 133H164V132H162ZM186 133H187V132H186ZM196 133H197V132H196ZM202 133H203V132H202ZM214 133H216V132H214ZM223 133H224V132H223ZM234 133H235V132H234ZM240 133H243V132H240ZM254 133H255V132H254ZM254 133H253V135H254ZM68 134H69V133H68ZM77 134H78V133H77ZM82 134H83V133H82ZM187 134H188V133H187ZM203 134H205V132H204ZM218 134H219V133H218ZM225 134H226V133H225ZM236 134H237V133H236ZM249 134L246 135V133H245V136H249ZM256 134H257V133H256ZM263 134H264V131H263ZM72 135H73V134H72ZM103 135H105V136H103ZM160 135H161V133H160ZM160 135H159V138H160L161 140H162V139H163V140L166 139V140H164V141H168L167 139H176V138H175L174 136H172V135H171V136L162 135L163 137L166 136L165 138H161ZM188 135L191 136V134H188ZM193 135H194V134H193ZM195 135H196V134H195ZM207 135H209V133H208ZM207 135H206V137H207ZM211 135H212V133H211ZM215 135H216V134H215ZM215 135H214V136H215ZM228 135H229V134H228ZM232 135H233V134H232ZM240 135H241V134H240ZM251 135H252V134H251ZM76 136H77V135H76ZM198 136H199V134H198ZM203 136H204V135H203ZM222 136H224V135H222ZM233 136H234V135H233ZM233 136H232V137H233ZM235 136H236V135H235ZM15 137H14V138H15ZM67 137H69V135H67ZM79 137H80V136H79ZM82 137H83V135H82L80 138H82ZM95 137H96V136H95ZM98 137H96V138H98ZM103 137H104V138H103ZM156 137H154V138H156ZM216 137H217V136H216ZM228 137H229V136H228ZM239 137H240V136H239ZM239 137H238V138H239ZM242 137H244V135H243ZM257 137H258V135H257ZM261 137H262V136H261ZM20 138H21V140H20ZM62 138H64V137H62ZM72 138H74V137H72ZM75 138H77V137H75ZM88 138H89V137H88ZM124 138H125V139H124ZM130 138H131V140H130ZM200 138H203V137H200ZM209 138H210V137H209ZM64 139H65V138H64ZM66 139H69V141L71 140L70 137H69V138H66ZM77 139H78V138H77ZM84 139H85V138H84ZM92 139H93V138H91L90 140H92ZM121 139H120L119 141H120V142L122 141V142H124V144H125V141H123V140H121ZM127 139H129V140H127ZM132 139H137V141H136V140H132ZM160 139L157 140V138H156L157 141H159ZM195 139H196V137H195ZM226 139H228V138H226ZM241 139H242V138H241ZM244 139H245V138H244ZM244 139H243V140H244ZM246 139H247V137H246ZM246 139H245V140H246ZM250 139H251V138H250ZM2 140H4V139H2ZM13 140H14V139H13ZM72 140H73V139H72ZM90 140H89V145H87V146H90V145H91V146L93 147L94 145H92V144H95V142L92 143V141H90ZM95 140H96V139H95ZM117 140H118V139H117ZM156 140H154V141H156ZM191 140H192V138H191ZM201 140H202V139H201ZM235 140H236V139H235ZM239 140H240V138H239ZM245 140H244L243 143H246L247 140H246V141H245ZM62 141H63V140H62ZM62 141H61V143H62ZM82 141H83V140H82ZM109 141H110V140H109ZM119 141H117V143H118ZM141 141H142V140H141ZM157 141H156V143H157ZM169 141H173V140H169ZM176 141H177V140H176ZM178 141H180V140H178ZM178 141H177V142H178ZM209 141H211V139H210ZM237 141H238V140H237ZM250 141H251V140H250ZM252 141H253V140H252ZM258 141H259V140H258ZM258 141H256V142H258ZM2 142H3V141H2ZM87 142H88V141H87ZM104 142H103V144H104ZM106 142H108V141H106ZM120 142H119V143H120ZM128 142H127V143H128ZM136 142H137V143H136ZM143 142H141V143H143ZM146 142H147V141H146ZM161 142H162V141H161ZM180 142L182 143L183 141L181 140ZM201 142H203V141H201ZM247 142H249V141H247ZM9 143H10V142H9ZM13 143H14V141L12 142V144H13ZM111 143H113V141H112ZM117 143H115V144L117 145ZM127 143H126V144H127ZM141 143H139V144H141ZM154 143H155V142H154ZM156 143H155V144H156ZM158 143H159V142H158ZM158 143H157V144H158ZM162 143H163V142H162ZM173 143H174V142H173ZM181 143H180V144H181ZM184 143H185V142H184ZM187 143H189V142H187ZM187 143H186V144H187ZM228 143H231V142H228ZM259 143H260V142H259ZM263 143H264V142H263ZM14 144H15V143H14ZM16 144H17V145L19 144L18 146L23 147V144H21L22 146L20 145V143H17V142H16ZM27 144H28V143H27ZM59 144H60V143H59ZM78 144H79V143H78ZM85 144H86V143H85ZM98 144H99V142H98ZM100 144H101V143H100ZM107 144H109V142H108ZM107 144H106V145H107ZM120 144H123V143H120ZM129 144H130V143H129ZM129 144H127V145H129ZM131 144H132V143H131ZM143 144H144V143H143ZM177 144H178V143H177ZM186 144H185V145H186ZM192 144H193V143H192ZM208 144H209V143H208ZM216 144H217V143H216ZM250 144H251V142H250ZM17 145H16V146L14 145V146L17 147ZM28 145H29V144H28ZM57 145H58V144H57ZM61 145H62V144H61ZM96 145H97V144H96ZM96 145H95V146H96ZM104 145H105V144H104ZM109 145H110V144H109ZM113 145H114V144H113ZM113 145H112V146H113ZM147 145H148V144H147ZM160 145H161V144H160ZM168 145H171V144H168ZM188 145H189V144H187V146H188ZM246 145H247V144H246ZM254 145H256V144H254ZM258 145H259V144H258ZM50 146H51V145H50ZM82 146H83V145H82ZM91 146H90V147H91ZM110 146H111V145H110ZM112 146H111V147H112ZM144 146H145V145H144ZM165 146H166V145H165ZM171 146H172V145H171ZM173 146H174V145H173ZM173 146H172V147H173ZM180 146H181V145H180ZM190 146H192V145H190ZM218 146H219V145H218ZM222 146H223V145H222ZM237 146H238V145H237ZM84 147L86 148V145H85ZM99 147H101V145H100ZM107 147H109V146H107ZM114 147H115V146H114ZM117 147H118V146H117ZM117 147H115V148L117 149ZM124 147H125V146H124ZM124 147L121 146V147H119V148H123V149H124V152L129 151V152H126V153H125L126 156H127V159L130 158V161H131V162L134 161L133 163H135V162H137V161L139 162V161L141 160V163H142V164H141V163H140V164H141L142 167L140 166V164H138V165H139L142 169H140L139 167H137V168L140 169V170L138 169L139 172H140V171L144 172L145 170H143V169L152 168L153 165L156 166V167L158 166L157 168H159V169H160V167L162 168V166H163V168L166 166L165 168L168 169V168H167L168 165L173 164V166H174V163H170V164H168L169 162H177V161L174 159V158H176V157H174V156H176V155L172 156L171 158L169 157V155H168L169 158L165 155V156H166V157H164L165 159H160V158H162V157H160V158H158V160H159V161H158V160L156 159V158L158 157L157 155L159 154V156H161V155L163 154V152H162L163 150L161 151V150H158V149H157L159 152H162V154H161V153H157V152L152 153V152H151V151H152V148H151V150L149 149V151H150L151 153H148V152H147L148 150H144V151H146V153H145V152H143L142 150L140 151V150H139L140 148H139L138 150H135L136 152H134V153H130L132 149L129 150V148H133L132 145H131V147H130V146H129V147H125V148H124ZM134 147H135V146H134ZM136 147H137V145H136ZM138 147H140V145H138ZM138 147H137V148H138ZM141 147H143V146L141 145ZM146 147H147V146H146ZM163 147H164V146H163ZM168 147H169V146H168ZM176 147H177V145H176ZM184 147H185V146H184ZM184 147H183V148H184ZM194 147H195V146H194ZM24 148L26 149L27 147L24 146ZM75 148H76V147H75ZM80 148H81V145H80ZM105 148H106V147H105ZM105 148H104V149H105ZM109 148H110V147H109ZM109 148H108V150L105 149L106 151H104V150L102 149V154H104V156L110 161V163H111V162H114V163H115V161H117L118 158H119L118 161H120V157L116 158V156H115V155H116L115 153H117L118 151L115 150V151H117V152L113 153L114 151H112V149H114V148L112 147V148H110V149H111L113 155H110L111 152H110V149H109ZM119 148H118V150L121 151V149H119ZM137 148H136V149H137ZM166 148H167V147H166ZM166 148H165V149H166ZM169 148H170V147H169ZM185 148H186V147H185ZM191 148H192V150L195 149V148L193 149V147H191ZM197 148H198V147H196V149H197ZM233 148H234V147H233ZM233 148H232V149H233ZM19 149H21V148H19ZM27 149H28V148H27ZM30 149H31V148H30ZM48 149H49V148H48ZM67 149H68V148H67ZM73 149H74V148H73ZM76 149H77V148H76ZM81 149H82V148H81ZM81 149H80V150H81ZM123 149H122V150H123ZM160 149H161V147H160ZM163 149H164V148H163ZM167 149H168V148H167ZM174 149H175V148H174ZM198 149H199V148H198ZM235 149H236V148H235ZM0 150H1V149H0ZM2 150H3V149H2ZM21 150H23V149H21ZM46 150H45V151H46ZM62 150H63V149H62ZM64 150H65V149H64ZM68 150L70 151V149H68ZM77 150H79V149H77ZM84 150H85V149H83V151H84ZM157 150L155 149V151H157ZM178 150H179V149H178ZM178 150H177V151H178ZM188 150H191V149H190V148L188 149V147H187V151H188ZM245 150H246V149H245ZM247 150H248V149H247ZM9 151H11V152L13 153V151H12L11 149H9ZM23 151H24V150H23ZM26 151H29V150H26ZM26 151H25V152H26ZM66 151H67V150H66ZM71 151H72V148H71ZM75 151H76V150H75ZM133 151H134V148H133ZM153 151H154V149H153ZM164 151H165V150H164ZM166 151H168V150H166ZM169 151H170V150H169ZM172 151H174V150H172ZM210 151H211V150H210ZM216 151H217V150H216ZM54 152L56 153V151H54ZM57 152H60V151H57ZM67 152H68V151H67ZM76 152H77V151H76ZM76 152H74V153H76ZM81 152H82V151H81ZM91 152H92V150H91ZM97 152H98V151H97ZM97 152H96V153H97ZM99 152H100V151H99ZM103 152H104V153H103ZM124 152L122 151V152H120V153L123 154ZM190 152H191V151H190ZM192 152H193V151H192ZM200 152H204V151H200ZM212 152H214V150H212ZM218 152H219V151H218ZM233 152H234V151H233ZM249 152H250V151H249ZM60 153H61V152H60ZM69 153H70V152H69ZM85 153H86V152H85ZM108 153H110V154H108ZM118 153H119V152H118ZM118 153H117V154H118ZM120 153H119V155H121ZM147 153H148V154H147ZM174 153H176V152H174ZM179 153H180V152H179ZM185 153H186V152H185ZM188 153H189V152H188ZM206 153H207V152H206ZM229 153H230V152H229ZM250 153H251V152H250ZM260 153H261V152H260ZM17 154H18V153H17ZM22 154H23V153H22ZM90 154H91V153H90ZM93 154H95V153L93 152ZM106 154H107L108 156H106ZM114 154H115V155H114ZM127 154H128V155H127ZM129 154H130V155H129ZM160 154H161V155H160ZM182 154H183V153H182ZM200 154H202V153H200ZM256 154H259V153H256ZM1 155H2V154H1ZM18 155H19V154H18ZM35 155H36V154H35ZM46 155H47V154H46ZM74 155H76V154H74ZM177 155H178V153H177ZM184 155H185V154H184ZM184 155H183V157H184ZM188 155H189V154H188ZM190 155H191V154H190ZM195 155H196V154H195ZM205 155H206V154H205ZM59 156H60V155H59ZM59 156H57V157H59ZM61 156H63V155H61ZM64 156H65V155H64ZM97 156H98V155H96V157H97ZM126 156H123V157L125 158ZM150 156H151V158L149 159ZM153 156H154V159H155V163H153L154 159H153V161H152ZM155 156H156V158H155ZM170 156H171V155H170ZM185 156H187V155H185ZM198 156L200 157V155H197V157H198ZM202 156H203V155H202ZM206 156H207V155H206ZM208 156H209V155H208ZM230 156H231V155H230ZM3 157H7V156L4 155ZM3 157H2V158H3ZM8 157H13V159H15V158H18V157L20 158V157H22V156L20 155V156H17V157L15 156V157H14L13 155H11V156H8ZM67 157H69V156H67ZM71 157H73V156H71ZM121 157H122V155H121ZM128 157H129V158H128ZM142 157L145 159V161H144V159H143V161H142V159H141ZM146 157H147L148 160L146 159ZM173 157H174V158H173ZM180 157H181V156H180ZM197 157L195 158V156H194V158L196 159V160L194 159L195 161L193 160V158H190V157H189V159H192V160H186V159H185V160L187 161V164H188V161L190 162V164H193V162H196V161H197V163H194V165H195V164H198V163L201 161V163H199L200 165L198 164L199 167H200L201 164H202V161H204V159H203V160H199V159L197 160ZM228 157H229V156H228ZM231 157H232V156H231ZM231 157H230V158H231ZM0 158H1V156H0ZM24 158H25V157H24ZM46 158H48V155H47ZM60 158H61V157H60ZM82 158H83V157H82ZM84 158H85V157H84ZM86 158H87V157H86ZM97 158H99V157H97ZM101 158L103 159L104 157H101ZM166 158H167L168 160H166ZM181 158H182V157H181ZM204 158H205V156H204ZM211 158H213V157H211ZM211 158H209V159H211ZM220 158H221V156H220ZM223 158H224V157H223ZM233 158H235V156H234ZM3 159H4V158H3ZM5 159H6V158H5ZM9 159H10V158H9ZM13 159H12V160H13ZM21 159H23V158H21ZM26 159H28V158H26ZM26 159H25V160H26ZM48 159H49V158H48ZM78 159H79V158H78ZM80 159H81V158H80ZM88 159H89V158H88ZM90 159H91V158H90ZM171 159H174V161H169V160H171ZM177 159H178V158H177ZM187 159H188V157H187ZM200 159H201V158H200ZM205 159H206V158H205ZM207 159H208V158H207ZM207 159H206V162H207ZM209 159H208V161H209ZM224 159H225V158H224ZM236 159H237V158H236ZM16 160H17V159H16ZM25 160H24V161H25ZM28 160H29V159H28ZM45 160L47 161V159H45ZM98 160H101V159H98ZM122 160H124V159H121L120 162H123ZM146 160H147V161H150V160H151V161H152V163H151V161H150L151 165H150V163H148ZM165 160H166V161H165ZM181 160H182V159H181ZM213 160H216V159L214 158ZM218 160L220 161V159H218ZM218 160H217V161H218ZM246 160H247V159H246ZM246 160H245V161H246ZM1 161H3V160H1ZM1 161H0V162H1ZM4 161H5V160H4ZM4 161H3V163H4ZM10 161H11V159H10ZM18 161H20V160H18ZM75 161H76V160H75ZM75 161H74V162H75ZM130 161H129V162H130ZM168 161H169V162H168ZM178 161H180V159H179ZM198 161H199V162H198ZM210 161H211V160H210ZM224 161H225V160H224ZM228 161H229V160H228ZM238 161H239V160H238ZM241 161H242V160H241ZM22 162H23V160H22ZM26 162H27V161H25L24 164H25ZM28 162L31 163L32 161L29 160ZM69 162H71V161H69ZM69 162H68V163H69ZM76 162H77V161H76ZM85 162H86V161H85ZM85 162H84V163H85ZM124 162L127 163L128 160H126V161L124 160ZM131 162H130V165H131ZM143 162H144V164H143ZM145 162L148 163V164H145ZM206 162L204 161V164H206ZM214 162H215V161H214ZM214 162H212V163L214 164ZM229 162H231V161H229ZM229 162H228V163H229ZM246 162L248 163V160H247ZM246 162H245V163H246ZM33 163H34V161H33ZM79 163H80V162H79ZM79 163H77V166H78ZM84 163H83V164H84ZM105 163H106V162H105ZM118 163H119V162H116V164H118ZM177 163H178V162H177ZM177 163H176V164H177ZM212 163H211V164L208 163V164H209V165H212ZM232 163H233V162H232ZM247 163H246V164H247ZM249 163H250V161H249ZM253 163H254V161H251V165H252ZM262 163H263V162H262ZM0 164H1V163H0ZM4 164H5V163H4ZM15 164H16V163H15ZM69 164H70V163H69ZM108 164H109V163H108ZM120 164H121V163H120ZM122 164H123V163H122ZM178 164H179V163H178ZM182 164H183V163H182ZM218 164H219V162H218ZM257 164H258V163H257ZM257 164H255V165H257ZM10 165H12V163H11ZM10 165H9V166H10ZM54 165H55V164H54ZM58 165H59V164H58ZM71 165H72V163H71ZM84 165H85V164H84ZM89 165H90V163H89ZM95 165H96V164H95ZM97 165H98V164H97ZM125 165H126V164H125ZM135 165H136V164H135ZM135 165H134V166H135ZM224 165H225V163H224ZM224 165H223V166H224ZM233 165H235V164H233ZM259 165H260V164H259ZM259 165H258V166H259ZM13 166H15V165H13ZM13 166H11V167H13ZM21 166H22V165H21ZM59 166H61V164H60ZM65 166H67V165H64V167H62V166H61V167H62V168H65ZM69 166H70V165H69ZM69 166H68V168H69ZM74 166H75V165H74ZM90 166H91V165H90ZM92 166H93V165H92ZM132 166H133V165H132ZM134 166L131 167V168H134V169H135L136 167H134ZM179 166H180V165H179ZM207 166H208V165H207ZM207 166H206V168H207ZM212 166H213V165H212ZM226 166H228V165H226ZM226 166H225V167H226ZM235 166H236V165H235ZM249 166H250V165H249ZM2 167H3V166H2ZM19 167H20V166H19ZM54 167H55V166H54ZM54 167H53V169H54ZM79 167H81V166H79ZM101 167H102V166H101ZM101 167L99 168L100 170H101ZM118 167H119V166H118ZM126 167H127V165L125 166V168H126ZM128 167H130L129 164H128ZM156 167H153V168H152V169H153L152 171H154V168H156ZM170 167H172V166H170ZM170 167H169V169H168V170H169V171H168V175H165V174H164V175H165V177H164L165 180H164V179H163V180H164L165 182H163V180L161 181V182H163V185H165V186H167V185H168V186H170V185H175V184H177L178 182H181V181H178L179 178L177 179V177H175V176H178V175H175V174H176V171H175L176 168H173V167H172V169H171ZM174 167H175V166H174ZM197 167H198V166H197ZM199 167H198V168H199ZM219 167H220V166H219ZM219 167H218V168H219ZM221 167H222V166H221ZM225 167H224V168H225ZM236 167H237V166H236ZM247 167H248V166H247ZM24 168H26V167L24 166ZM30 168H31V167H30ZM51 168H52V167H51ZM58 168H59V167H58ZM62 168H61V169L59 168V170H62L61 172H65ZM66 168H67V167H66ZM93 168H94V167H93ZM96 168H98V167H96ZM103 168H104V166H103ZM121 168H122V167H121ZM165 168H164V169H165ZM185 168H186V167H185ZM185 168H184V169H185ZM198 168H196V169H197L196 171H198ZM208 168H209V166H208ZM226 168H227V167H226ZM229 168H231V167L229 166ZM249 168H250V167H249ZM251 168H252V167H251ZM255 168H257V167H255ZM260 168H261V166H260ZM6 169H7V168H6ZM34 169H35V167H34ZM36 169H37V168H36ZM75 169H76V166H75ZM77 169H78V168H77ZM77 169H76V171H75L74 169H72V171H71V169H70V171L73 173V170H74L75 173H76V172H78ZM81 169H82V168H81ZM87 169H88V168H87ZM87 169H85V170H87ZM89 169H90V168H89ZM89 169H88V170H89ZM99 169H98V170H99ZM109 169H110V168H109ZM111 169H112V168H111ZM122 169H123V168H122ZM129 169H130V168H129ZM166 169H165V170H166ZM173 169H175V170H173ZM178 169H179V167H178ZM191 169H192V168H191ZM200 169H201V170H199V171L201 172V171H203V170L205 169V167H204V169L200 167ZM209 169H210V168H209ZM219 169H220V168H219ZM253 169H254V168H253ZM19 170H20V169H19ZM55 170H56V169H55ZM65 170H67V169H65ZM100 170H99V171H100ZM106 170H108V169L105 168V171H106ZM138 170H137V171H138ZM150 170H151V169H150ZM150 170H149V171L147 170V171L150 173V172H151ZM161 170H163V169H161ZM182 170H183V169H182ZM187 170H188V169H187ZM212 170L214 171V168H213V167H212ZM220 170H221V169H220ZM222 170H223V169H222ZM229 170H230V169H229ZM234 170H235V169H234ZM250 170H251V169H250ZM254 170H255V169H254ZM254 170H253V171H254ZM11 171H12V170H11ZM80 171H81V170H80ZM80 171H79V172H80ZM82 171H84V170H82ZM92 171H94V170H92ZM103 171H104V170H103ZM112 171H113V170H112ZM115 171H116V170H115ZM135 171H136V170H135ZM178 171H179V170H178ZM225 171H226V169H225ZM230 171H231V170H230ZM244 171H245V170H244ZM244 171H242V172L244 173ZM260 171H261V170H260ZM66 172H68V170H67ZM85 172H86V174L89 175V177H90V175H91L90 170H89V172H88V171H85ZM85 172H84V173H85ZM113 172H114V171H113ZM154 172H155V171H154ZM165 172H166V171H165ZM165 172H164V173H165ZM169 172H172V173L174 172L175 174H174V173H173V174H172V173L169 174ZM200 172H199V173H200ZM227 172H228V168H227ZM227 172H226V173H227ZM75 173H74V174H75ZM84 173H83V174H84ZM100 173H101V172H100ZM136 173H138V172H136ZM144 173H145V172H144ZM158 173H159V172H158ZM190 173H191V172H190ZM206 173H207V172H206ZM212 173H213V172H212ZM218 173H219V172H218ZM221 173H222V172H221ZM229 173H230V172H229ZM233 173H234V172H233ZM252 173H253V172H252ZM259 173H260V172H259ZM262 173H263V172H262ZM262 173H261V174H262ZM44 174H45V173H44ZM44 174H43V175H44ZM77 174H78V173H77ZM86 174H84V175H86ZM97 174H99V173H97ZM103 174H104V173H103ZM146 174H148V173L146 172ZM152 174H153V172H152ZM166 174H167V173H166ZM200 174L202 175V172H201ZM203 174H204V173H203ZM223 174H224V173H222V175H223ZM245 174H246V173H245ZM245 174H244V175H245ZM45 175H46V174H45ZM47 175H48V174H47ZM79 175H80V174H79ZM111 175L113 176V174H111ZM138 175H139V174H138ZM153 175H155V173H154ZM153 175H152V176H153ZM156 175H157V173H156ZM159 175H160V174H159ZM174 175H175V176H174ZM187 175H188V174H187ZM189 175H190V174H189ZM192 175H193V173H192ZM201 175H199V176H201ZM218 175H219V174H218ZM239 175H240V174H239ZM239 175H238V176L235 175V177H236V176L239 177ZM246 175H247V174H246ZM259 175H260V174H259ZM263 175H264V174H263ZM92 176H93V175H92ZM101 176H102V174H101ZM106 176H108V175H106ZM143 176H144V175H143ZM157 176H158V175H157ZM197 176H198V174H197ZM230 176H231V175H230ZM240 176H241V175H240ZM249 176H250V175H249ZM78 177H79V176H78ZM83 177H85V176H83ZM94 177H95V174H94ZM96 177H98V176L96 175ZM104 177H105V176H104ZM159 177H160V176H159ZM161 177H163V174H162ZM188 177H189V176H188ZM220 177H222V176H220ZM228 177H229V176H228ZM235 177H234V178H235ZM245 177H246V176H245ZM261 177H262V176H261ZM21 178H22V177H21ZM39 178H40V176H39ZM65 178H66V177H65ZM150 178H152V177H150ZM150 178H149V179H150ZM183 178H184V177H183ZM208 178H209V177H208ZM216 178H217V177H216ZM216 178H215V179H216ZM224 178H225V176H224ZM255 178H256V177H255ZM9 179H10V178H9ZM58 179H59V178H58ZM107 179H108V178H107ZM110 179H111V178H110ZM144 179H145V178H144ZM147 179H148V176H147ZM156 179H157V178H156ZM181 179H182V176H181ZM187 179H188V178H187ZM201 179H202V178H201ZM203 179H204V178H203ZM222 179H223V178H222ZM1 180H2V179H1ZM3 180H4V178H3ZM5 180H6V179H5ZM15 180H16V179H15ZM17 180H19V179H17ZM17 180H16V181H17ZM52 180H53V178L51 177L50 181H52ZM55 180H56V179H55ZM55 180H54V181H55ZM60 180H61V179H60ZM62 180H63V179H62ZM102 180H104V179H102ZM111 180H112V179H111ZM115 180H116V178H115ZM115 180H114V181H115ZM119 180H120V178H119ZM119 180H118V181H119ZM160 180H161V178H160ZM176 180H177V181H176ZM194 180H195V178H194ZM196 180H197V179H196ZM204 180L206 181L207 179H204ZM208 180H209V179H208ZM230 180H231V179H230ZM232 180H233V179H232ZM244 180H245V178H244ZM247 180H248V179H247ZM247 180H245V181H247ZM255 180H256V179H255ZM261 180H262V179H261ZM7 181H8V179H7ZM10 181H11V180H10ZM13 181H14V180H12L11 182H13ZM16 181H14V182H16ZM46 181H49V180H46ZM54 181H53V182H54ZM68 181H69V180H68ZM71 181H72V180H71ZM79 181L81 182V180H79ZM79 181H76V179H75V181H73L72 183H71V182H68V183H70V184H64V185H62V186H63L62 189H64V190H65L66 192H68V193L71 192V193L73 194L72 196H75V197H72V199L69 198V200H67V202L69 201V202H72L73 204H74V203H80V202L77 201L79 196L83 197V198H84L85 200H87V201H91L92 197L88 194V192L86 191V189H84V187L81 186V184L79 183ZM105 181H106V180H105ZM112 181H113V180H112ZM114 181H113V182H114ZM116 181H117V180H116ZM116 181H115V182H116ZM123 181H124V180H123ZM148 181H149V180H148ZM154 181H155V180H154ZM192 181H193V179H192ZM210 181H211V180H210ZM217 181H218V180H217ZM221 181H223V180H221ZM228 181H229V180H228ZM248 181H249V180H248ZM3 182H4V181H3ZM11 182H8L9 184L4 182V186L8 187V185L10 186V185L14 184V182H13L12 184H10ZM26 182H28V180H27ZM113 182H112V184H113ZM119 182H120V181H119ZM121 182H122V181H121ZM121 182H120V183H121ZM124 182H125L126 184H128V183H127L128 181H124ZM151 182H152V181H150V183H151ZM156 182H157V180H156ZM161 182H160V183H161ZM219 182H220V181H219ZM219 182H218V183H219ZM223 182H224V181H223ZM234 182H235V181H234ZM16 183L19 184V182H16ZM105 183H106V182H105ZM105 183H104V181H100V182H99L98 180H97L96 183L94 182V184H97V186H101V187H103V189H107L106 186H108L109 183H108V181H107V185H106ZM120 183H119V184H120ZM125 183H123V184H121V185H124ZM130 183H131V182H130ZM160 183L158 182V184H160ZM164 183H165V184H164ZM188 183H189V182H188ZM193 183H194V182H193ZM244 183H245V182H244ZM246 183H247V182H246ZM257 183H258V182H257ZM262 183H263V182H262ZM5 184H6V185H5ZM7 184H8V185H7ZM20 184H21L22 187H23L24 182H22V183H20ZM43 184H44V183H43ZM43 184H42V185H43ZM86 184H87V183H86ZM103 184L106 185L105 188H104V185H103ZM112 184H109V185L112 186ZM114 184H116V183H114ZM131 184H132V183H131ZM136 184H137V182H136ZM139 184H140V183H139ZM155 184H156V183H155ZM158 184H157V185H158ZM182 184H183V182H182ZM195 184H196V183H195ZM207 184H208V183H207ZM209 184H210V182H209ZM211 184H213V183L211 182ZM211 184H210V186H211ZM220 184H221V183H220ZM223 184H225V183H223ZM236 184H237V183H236ZM2 185H3V184H2ZM14 185H15V184H14ZM14 185H13L12 187H10V188H12V189L8 188V190H7L6 187H4V189H2V190L4 191V190L6 189L7 191H9V189H10V193H14V191H12V190H16V192H19V190L21 191V187H20V189H19L18 191H17L18 188L16 189V187L13 189ZM27 185L30 187L29 184H27ZM53 185H55V184L53 183ZM102 185H103V186H102ZM117 185H118V183H117ZM160 185H161V184H160ZM160 185H159L158 187H160ZM163 185H161V186H163ZM178 185H180V184L178 183ZM192 185H194V184H192ZM249 185H250V184H249ZM253 185H254V184H253ZM258 185H259V184H258ZM0 186H1V185H0ZM28 186H27V187H28ZM31 186H32V185H31ZM33 186L35 187V185H33ZM33 186H32V187H33ZM39 186H40V185H39ZM51 186H52V185H51ZM56 186H57V184H56ZM113 186H114V185H113ZM113 186H112V187H113ZM137 186H138V184H137ZM143 186H144V184H143ZM180 186H181V185H180ZM185 186H186V184H185ZM212 186H213V185H212ZM218 186H219V185H218ZM224 186H225V185H224ZM224 186H223V187H224ZM227 186H230V185L227 184ZM234 186H235V185H234ZM240 186H241V185H240ZM24 187H25V188H24ZM24 187H23V188L26 189V186H24ZM29 187H28V188H29ZM52 187H53V186H52ZM86 187H87V186H86ZM93 187H94V186H93ZM112 187H111V188H112ZM131 187H132V186H131ZM131 187H130V188H131ZM134 187H135V185H134ZM134 187H133V188H134ZM182 187H183V186H182ZM198 187H199V186H198ZM215 187H216V186H215ZM215 187H214V188H215ZM0 188H1V187H0ZM2 188H3V186H2ZM28 188H27V191H29ZM36 188H37V187H36ZM60 188H61V187H60ZM95 188H98V187H95ZM99 188H100V187H99ZM109 188H110V187L108 186V189H109ZM115 188H116V187H115ZM122 188H123V187H122ZM127 188H128V187H126V189H127ZM130 188H129V189H130ZM133 188H132V189H133ZM139 188H140V187H139ZM161 188H162V187H161ZM165 188H166V187H165ZM171 188H172V186H171ZM184 188H186V187H184ZM189 188H190V187H189ZM194 188H195V187H194ZM194 188H193V189H194ZM204 188H205V187H204ZM209 188H210V187H209ZM214 188H213V189H214ZM226 188H227V187H226ZM228 188H229V187H228ZM230 188H231V186H230ZM235 188L237 189L238 187H235ZM241 188H242V187H241ZM243 188H244V187H243ZM248 188H249V187H248ZM38 189H40V188H38ZM38 189H37V192L39 191ZM108 189H107V190H108ZM116 189H117V188H116ZM116 189H114V191H115ZM124 189H125V188H124ZM146 189H147V188H146ZM169 189H170V188H169ZM201 189H202V187H201ZM216 189H217V188H216ZM224 189H225V188H224ZM246 189H247V188H246ZM6 190H5V191H6ZM34 190H36V189L34 188ZM40 190L43 191L44 189L41 188ZM55 190H56V189H55ZM57 190H58V189H57ZM107 190H106V191H107ZM112 190H113V189H112ZM127 190H128V189H127ZM137 190H139V189H137ZM171 190H173V189H171ZM177 190H178V189H177ZM187 190H188V189H187ZM229 190H230V189H229ZM244 190H245V189H244ZM244 190H243V191H244ZM7 191H6V192H7ZM30 191H32L31 188H30ZM61 191H62V192H60V191H59V192H60V193H63V190H61ZM110 191H111V190H110ZM116 191H117V190H116ZM128 191H129V190H128ZM130 191H133V190H130ZM134 191H136V190L134 189ZM139 191H140V190H139ZM142 191H143V190H142ZM145 191H146V190H145ZM174 191H175V189H174ZM174 191H173V192H174ZM189 191H190V189H189ZM205 191H206V190H205ZM207 191H208V190H207ZM214 191H215V190H214ZM24 192H25V191H24ZM24 192L22 191V193H20V194H21V195H24V194H23ZM34 192H36V191H34ZM40 192H41V191H40ZM45 192H46V193H47V192L49 193V192H52V190H51V191H45ZM53 192H54V191H53ZM104 192H105V191H104ZM136 192H137V191H136ZM185 192H187V191H185ZM223 192H224V191H223ZM0 193H1V192H0ZM2 193H3V192H2ZM7 193H9V192H7ZM10 193H9V195H10ZM27 193H28V192H27ZM27 193H25V194H27ZM31 193H32V192H31ZM41 193H43V192H41ZM48 193H47V194H48ZM110 193H112V192H110ZM118 193H119V192H118ZM121 193H122V192H121ZM121 193H120V195H124V194L126 195V193H128V192H126V193L124 192V194H121ZM129 193H130V192H129ZM131 193H132V192H131ZM145 193H146V192H145ZM148 193H150V192H148ZM190 193H191V191H190ZM195 193H196V192H195ZM197 193H199V191H198ZM203 193H204V192H203ZM205 193H208V192H205ZM212 193H213V192H212ZM214 193H215V192H214ZM214 193H213V194H214ZM254 193H255V192H254ZM29 194H30V192H29ZM38 194H39V193H37V194L34 193L35 197L37 198L36 201L39 202V200H38L39 198H38V197H39L40 195H38ZM49 194H50V193H49ZM51 194H52V193H51ZM63 194H64V193H63ZM132 194H133V193H132ZM136 194H137V193H136ZM143 194H144V193H143ZM193 194H194V193H193ZM193 194H191V195H193ZM245 194H246V193H245ZM4 195H5V193H4ZM31 195H32V194H31ZM31 195H30V196H31ZM34 195H33V196H34ZM36 195H37V196H36ZM42 195H43V194H41V198L43 197ZM55 195H56V194H55ZM189 195H190V194H189ZM196 195H197V194H196ZM206 195H207V194H206ZM210 195H211V194H210ZM256 195H257V194H256ZM24 196H27V195H24ZM28 196H29V195H28ZM44 196H45V195H44ZM52 196H54V195H52ZM117 196H118V194H117ZM128 196H130V194H128ZM149 196H151V195H149ZM155 196H156V195H155ZM193 196H194V195H193ZM199 196H200V195H198V198H199ZM247 196H248V195H247ZM250 196H251V195H250ZM55 197L57 198V196H55ZM64 197H65V196H64ZM70 197H71V196H70ZM115 197H116V196H115ZM145 197H146V196H145ZM157 197H158V196H157ZM196 197H197V196H196ZM256 197H257V196H256ZM0 198H1V197H0ZM26 198H27L26 200H28V201L30 200V199H29L30 197H29V198L26 197ZM31 198H32V197H31ZM43 198H44V197H43ZM43 198H42V199H43ZM58 198H59V195H58ZM101 198H102V197H101ZM201 198H202V197H201ZM201 198H199V200H200ZM242 198H243V197H242ZM1 199H3V200H0V201H1V206H2V203H5V201H4V198H3V197H2ZM7 199H8V198H7ZM7 199H6V200H7ZM10 199H11V200H10ZM10 199H9L8 201H10V202L13 201V200H12L13 197H11ZM21 199H22V198H21ZM21 199H20V200H21ZM32 199H33V198H32ZM45 199H46V198H45ZM48 199H49V198H47V200H48ZM50 199H51V197H50ZM50 199L48 200V202L50 201ZM60 199H61V197H60ZM63 199H65V198H63ZM84 199H82V200H84ZM103 199H104V198H103ZM121 199H122V197H121ZM166 199H167V198H166ZM205 199H206V198H205ZM14 200H15V199H14ZM16 200H17V203H19V202H18V199H16ZM20 200H19V201H20ZM22 200H23V199H22ZM24 200H25V199H24ZM24 200H23V202L20 201L21 204H22V203L24 204V206H23V204H22L21 207H22L23 209H25V208L27 209L28 207H25V206H27L26 204H28V202L25 200V201H26V203H25ZM33 200H34V199H33ZM33 200H32V201H33ZM40 200H41V199H40ZM43 200H44V199H43ZM52 200H53V198H52ZM52 200H51V201H52ZM71 200H72V201H71ZM94 200H95V199H94ZM130 200H131V199H130ZM2 201H3V202H2ZM30 201H31V200H30ZM51 201H50V203L54 204V200H53V202H51ZM65 201H66V199H65ZM106 201H107V200H106ZM106 201H105V202H106ZM172 201H173V200H172ZM174 201H175V200H174ZM10 202H9V203L7 202L6 205H7V204H10V205H11L12 202H11V203H10ZM33 202H34V201H33ZM33 202H32V204H33ZM41 202H42V201H41ZM59 202H60V201H59ZM93 202H94V201H93ZM105 202H104V203H105ZM14 203H16V202H13V204H14ZM20 203L17 204L18 207H19V205H21ZM29 203H30V202H29ZM43 203H44V202H43ZM43 203H42V204H43ZM45 203H46V202H45ZM60 203H61V202H60ZM60 203H59V204H60ZM65 203H66V202H65ZM65 203L63 202V204H65ZM72 203H71V204H72ZM13 204L11 205V207H9V210H10V211H12L11 208H12ZM34 204H37V203L35 202ZM34 204H33V205H34ZM38 204H39V206H40V203H38ZM38 204H37V205H38ZM46 204H47V203H46ZM71 204H70V205H71ZM110 204H111V203H110ZM110 204H109V205H110ZM115 204H116V203H115ZM6 205L3 206V207H6ZM14 205H15V204H14ZM29 205H30V204H28V206H29ZM43 205H45V204H43ZM49 205H50V204H49ZM49 205H48V206H49ZM57 205H58V204H57ZM57 205H56V206H57ZM61 205H62V204H61ZM67 205H68V203H67ZM67 205H66V206H67ZM103 205H104V204H103ZM113 205H114V204H113ZM248 205H249V204H248ZM1 206H0V208H1ZM8 206H9V205H8ZM30 206H31V205H30ZM35 206H36V205H35ZM41 206H42V205H41ZM48 206H47V207H48ZM68 206H69V205H68ZM68 206H67L66 208L69 209ZM71 206L74 207L73 205H71ZM115 206H116V205H115ZM119 206H120V204H119ZM121 206H122V204H121ZM32 207H33V206H32ZM32 207H31V209H32ZM59 207H60V206H58V208H59ZM61 207H62V206H61ZM61 207H60V208H61ZM72 207H71V208H72ZM80 207H81V206H80ZM107 207H108V206H107ZM111 207H112V206H111ZM7 208H8V207L3 208V209H4V210H5V209L7 210ZM14 208H15V206H14ZM16 208H17V207H16ZM16 208H15V209H16ZM22 208H21V209H22ZM29 208H30V207H29ZM35 208H36V207H35ZM39 208H40V207H39ZM44 208H45V207H43V209H44ZM56 208H57V207H56ZM78 208H79V207H77V210H78ZM83 208H84V207H83ZM117 208H119V207L117 206ZM123 208H124V206H123ZM125 208H126V207H125ZM15 209H14L13 211H14L15 214H17V213L15 212ZM23 209H22V210H23ZM31 209H30V210H31ZM40 209H41V208H40ZM62 209H64V208H62ZM68 209H66V210L68 211ZM75 209H76V207H75ZM79 209H81V208H79ZM114 209H115V208H114ZM16 210H17V209H16ZM32 210H33V209H32ZM38 210H39V209H38ZM41 210H42V209H41ZM52 210H55V209H52ZM59 210H60V209H59ZM83 210H85V209H83ZM0 211H1V210H0ZM10 211H8V212H10ZM23 211H25V210H23ZM27 211H28V210H27ZM50 211H51V210H50ZM50 211H49V212H50ZM62 211H63V210H62ZM67 211H66V212H67ZM78 211H79V210H78ZM78 211H77V212H78ZM111 211H113V210H111ZM193 211H194V210H193ZM17 212H18V210H17ZM25 212H26V211H25ZM33 212H34V210H33ZM51 212H52V211H51ZM51 212H50V213H51ZM59 212H60V211H59ZM70 212H71V211H70ZM70 212H68V213H70ZM75 212H76V211H75ZM84 212H85V211H84ZM0 213H1V212H0ZM2 213H3V212H2ZM12 213H13V212H12ZM19 213H20V215L22 214V213L20 212V209H19ZM19 213H18V215H19ZM30 213H31V212H30ZM30 213H29V214H30ZM43 213H44V212H43ZM47 213H48V211H47ZM52 213H53V212H52ZM54 213H55V212H54ZM57 213H58V212H57ZM4 214L7 215L6 212H5ZM8 214H9V213H8ZM25 214H26V213H25ZM31 214L33 215V213H31ZM34 214H35V212H34ZM45 214H46V213H45ZM59 214H60V213H59ZM1 215H2V214H0V217H1ZM10 215H11V214H9L8 216H10ZM18 215H17V216H18ZM20 215H19V216H20ZM22 215H24V214H22ZM22 215H21V216H22ZM27 215H28V214H27ZM32 215H29V216H32ZM36 215H37V214H36ZM38 215H39V213H38ZM38 215H37V216H38ZM40 215H41V214H40ZM46 215H48V214H46ZM57 215H58V214H57ZM119 215H120V214H119ZM25 216H26V215H25ZM33 216H34V215H33ZM41 216H42V215H41ZM54 216H55V215H54ZM59 216H60V215H59ZM2 217H3V216H2ZM30 218H31V217H30ZM32 218H33V217H32ZM71 218H72V217H71ZM45 219H47V218H45ZM48 219H49V218H48ZM11 220H12V219H11ZM76 220H77V219H76ZM83 220H84V219H83ZM83 220H82V221H83ZM70 221L72 222V219H71ZM82 221H81V222H82ZM86 221H87V220H86ZM15 222H16V221H14V223H15ZM46 222H48V220H46ZM46 222H45V221H39V224H40V225H43V224H45ZM51 222H52V221H49V224H50ZM63 222H66V220L63 221ZM77 222H78V220H77ZM77 222H76V223H77ZM12 223H13V222H12ZM14 223H13V224H14ZM52 223H53V222H52ZM54 223H55L56 225H58V226L64 224V223H62V221H61L60 219L54 221ZM67 223L70 224V222H68V221H67ZM0 224H1V223H0ZM10 225H11V224H10ZM14 225H15V224H14ZM21 226H22V225H21ZM69 226H70V225H69ZM105 227H106V226H105ZM111 227H112V226H111ZM1 228H2V227H1ZM9 228H10V227H9ZM14 228H15V226H14ZM27 228H28V227H27ZM79 228H80V227H79ZM2 229H3V228H2ZM4 229H5V227H4ZM6 229H7V228H6ZM24 229H25V227H24ZM69 229H70V227H69ZM116 230H117V229H116ZM38 231H39V230H38ZM98 231H99V229H98ZM31 232H32V231H31ZM31 232H30V233H31ZM82 232H83V231H82ZM92 232H93V231H92ZM94 232H95V231H94ZM71 233H72V235H74L73 232H71ZM71 233H70V234H71ZM84 233H85V231H84ZM86 233H87V231H86ZM89 233H90V232H89ZM103 233H104V232H103ZM16 234H17V233H16ZM41 234L44 235L43 233H41ZM61 234H62V233H61ZM79 234H81V233L79 232ZM82 234H83V233H82ZM90 234H91V233H90ZM95 234H96V233H95ZM99 234H101V233H99ZM1 235H2V234H1ZM17 235H20V234H17ZM21 235H22V234H21ZM24 235H25L24 237H22L23 235L21 236V238H24V240L26 239V237H28L27 239L32 238V237H31V234H29V233H28V234H27V233H24ZM34 235H35V234H34ZM34 235H33V236H34ZM36 235H37V234H36ZM63 235H64V234H63ZM72 235H70V236H72ZM84 235H85V234H84ZM86 235H87V234H86ZM93 235H94V234H93ZM101 235H102V234H101ZM103 235H104V234H103ZM103 235H102V236H103ZM105 235H106V234H105ZM5 236H6V235H5ZM12 236H13V235H12ZM57 236H58V235H57ZM70 236H69V238H71ZM76 236H77V235H76ZM80 236H81V235H80ZM88 236H89V235H88ZM94 236L96 237L97 235H94ZM94 236H93V237H94ZM99 236H100V235H99ZM117 236H118V235H117ZM117 236H116V237H117ZM18 237H20V236H18ZM40 237H43V236H40ZM53 237H54V236H53ZM59 237H60V236H59ZM65 237H66V235H65ZM72 237H73V236H72ZM74 237H75V236H74ZM77 237H78V236H77ZM84 237H85V236H84ZM95 237H94V238H95ZM100 237H101V236H100ZM105 237H106V236H105ZM110 237H112V236H110ZM113 237H115V236H113ZM113 237H112V238H113ZM116 237H115V238H116ZM12 238H13V237H12ZM12 238H10V239H12ZM15 238H16V237H15ZM33 238H34V237H33ZM69 238H68V239H69ZM75 238H76V237H75ZM87 238H88V237H87ZM94 238L92 239V241L96 240V239H94ZM102 238H104V237H101V239H102ZM108 238H109V237H108ZM133 238H134V237H133ZM13 239H14V238H13ZM17 239H19V238H17ZM38 239H40V238H38ZM71 239H72V238H71ZM71 239H70V240H71ZM76 239H77V238H76ZM76 239H75V241H73V243H74V242H75V243L77 242L78 239H77V240H76ZM83 239H84V238H83ZM83 239H82V240H83ZM85 239H86V238H85ZM98 239H99V238H98ZM145 239H146V238H145ZM22 240H23V239H22ZM47 240H48V238H47ZM53 240L55 241V239H53ZM56 240H57V237H56ZM63 240H64V239H63ZM63 240L58 238V241H57L56 243H55V242H54V243H55V245L58 244V243H59V244L62 243L61 245H63ZM66 240H67V238H66ZM70 240H69V241H70ZM73 240H74V238H73ZM89 240H91L90 237H89ZM103 240H104V239H103ZM103 240H102V242H103ZM107 240H108V239H107ZM113 240L115 241V240H117V239H114V238H113ZM119 240H120V239H119ZM119 240H118V241H119ZM147 240H148V239H147ZM1 241H2V239H1ZM7 241H8V237H7ZM13 241H14V240H13ZM16 241H17V240H15V242H16ZM19 241H21V240H19ZM40 241H41V240H40ZM49 241H51V240H49ZM83 241H84V240H83ZM87 241H88V240H87ZM87 241H84V242H87ZM114 241H113V242H114ZM8 242L11 243L12 240H11V241H8ZM17 242H18V241H17ZM22 242H23V241H22ZM22 242H21V243H22ZM41 242H42V241H41ZM43 242H44V241H43ZM45 242H47L46 239H45ZM45 242H44V243H45ZM66 242L68 243V240L65 241L64 244H65ZM84 242H82V243H84ZM94 242H95V241H94ZM94 242H91V244L94 243ZM99 242H101V241H99ZM106 242H107V241H106ZM132 242H134V241H132ZM6 243H7V242H6ZM28 243H29V241H28ZM44 243H43V244H44ZM51 243H52V242H51ZM54 243H53V244H54ZM67 243H66V245H70L69 243H68V244H67ZM80 243H81V242H80ZM87 243H88V242H87ZM89 243H90V242H89ZM89 243H88V244H89ZM96 243H97V242H96ZM110 243H112V241H111ZM114 243H116V242H114ZM120 243H122V242H120ZM24 244H25V242H24ZM77 244H78V242H77ZM77 244H76V245H77ZM94 244H95V243H94ZM94 244H93V246H94ZM98 244H99V243H98ZM38 245H39V244H38ZM38 245H37V246H38ZM40 245H41V243H40ZM44 245L47 246L48 244L45 243ZM72 245H73V244H72ZM86 245H87V244H85L84 246H86ZM100 245H101V244H100ZM112 245H113V244H112ZM114 245H115V244H114ZM119 245H120V244H119ZM121 245H122V244H121ZM127 245H128V244H127ZM129 245H130V244H129ZM37 246H34V248H36ZM42 246H43V245H42ZM46 246H45V247H46ZM53 246H54V245H53ZM53 246H52V248H53ZM64 246H65V245H64ZM64 246H63V247L60 246V245H59L58 247H57V245L54 246V247H56V248H59V247L61 248V247H62V248H61V251H60V249H59V250H58V249H55V248H53V249L58 250V251H59V254H61L60 252H63V251L68 252V250L71 249V248L68 249V247H67V249H68V250H67L66 248H64ZM88 246H89V245H88ZM96 246H98V245H96ZM109 246H111V245H109ZM124 246H125V245H124ZM130 246H131V245H130ZM14 247H16V245H15ZM65 247H66V246H65ZM69 247H70V246H69ZM79 247H81V246H79ZM90 247H92V246H90ZM94 247H95V246H94ZM102 247H103V246H102ZM104 247H105V246H104ZM112 247H113V246H112ZM39 248H40V247H39ZM39 248H38L37 250H39ZM48 248H51V246L49 245ZM63 248H64V250H63ZM74 248L76 249L77 247L75 246ZM83 248H84V247H83ZM131 248H132V247H131ZM4 249H5V248H4ZM9 249H10V248H9ZM41 249H42V248H41ZM41 249H40V250H41ZM72 249H73V247H72ZM72 249H71V250H72ZM79 249H80V248H79ZM84 249H85V248H84ZM86 249H87V248H86ZM88 249H89V247H88ZM105 249H106V247H105ZM14 250H15V249H14ZM17 250H19L18 247H17ZM21 250H22V249H21ZM21 250H20V251H21ZM25 250H26V249H25ZM27 250L29 251V249H27ZM37 250H36L35 252H37ZM43 250H45V248H44ZM43 250H42V251H43ZM46 250H48V249H46ZM55 250H54V251H55ZM71 250H69L70 252H68V253H72V252H74V253H72V255H73V254H76V253H75V250H73V251H71ZM90 250H91V249H90ZM124 250H125V249H124ZM23 251H24V250H23ZM31 251H32V249H31ZM50 251H51V250H50ZM50 251H49V252H50ZM54 251H52V253H54ZM76 251L78 252L79 250H76ZM80 251L83 252L82 248H81ZM84 251H86V250H84ZM88 251H89V250H88ZM17 252H18V251H17ZM24 252H25V251H24ZM45 252H46V251H45ZM45 252H44V253H45ZM65 252H63L62 254H64ZM92 252H93V251H92ZM94 252H95V251H94ZM107 252H108V251H107ZM47 253H48V252H47ZM50 253H51V252H50ZM50 253H49V254H50ZM55 253H56V251H55ZM78 253H79V252H78ZM78 253H77L76 255H78ZM86 253H87V252H86ZM88 253H90V252H88ZM95 253H96V252H95ZM95 253H94V255H95ZM99 253H100V252H99ZM109 253H110V252H109ZM113 253H114V252H113ZM117 253H118V252H117ZM121 253H122V252H121ZM125 253H126V251H125ZM21 254H22V253H21ZM23 254H24V253H23ZM35 254H36V253H35ZM38 254H40V255H41V254L44 255V254L41 253V252L38 253ZM49 254H48V255H49ZM62 254H61V255H62ZM81 254H82V253L80 252L79 255H81ZM96 254H97V253H96ZM115 254H116V253H115ZM122 254H123V253H122ZM122 254H121V255H122ZM128 254H129V253H128ZM13 255H14V254H13ZM33 255H34V254H33ZM54 255H56V254H54ZM54 255H52V256L54 257ZM57 255H58V254H57ZM61 255H60V256H61ZM65 255H67V253H66ZM87 255H89V254H87ZM87 255H85V256H87ZM90 255H92V254H90ZM97 255H98V254H97ZM20 256H21V255H20ZM34 256H35V255H34ZM60 256H59V257H60ZM73 256H74V255H73ZM83 256H84V255H83ZM95 256H96V255H95ZM95 256H94V257H95ZM105 256H106V255H105ZM108 256H109V255H108ZM108 256H107V257H108ZM112 256H113V254H112ZM115 256H116V255H115ZM118 256H119V255H118ZM36 257H37V256H36ZM36 257H35V258H36ZM38 257H39V256H38ZM57 257H58V256H57ZM62 257H64V258H62ZM75 257H76V256H75ZM80 257H81V256H80ZM99 257H100V256H99ZM99 257H98V258H99ZM101 257H102V254H101ZM120 257H121V256H120ZM122 257H123V255H122ZM124 257H125V256H124ZM46 258L48 259V257H46ZM50 258H52V257H50ZM54 258H55V257H54ZM65 258H66V260L68 259V257L62 255L60 259H62V260L64 259V260H65ZM72 258H73V257H72ZM72 258H70V259H72ZM81 258H82V257H81ZM89 258L91 259V257H89ZM89 258L87 257V259H89ZM98 258H94V260L97 259V261H98V260H99ZM104 258H105V257H104ZM115 258H117V257H115ZM115 258H114V259H115ZM126 258H127V257H126ZM128 258H129V257H128ZM128 258H127V260H128ZM55 259H56V258H55ZM55 259H53V260H55ZM77 259H78V258H77ZM100 259H103V258H100ZM106 259H107V258H106ZM134 259H135V258H134ZM5 260H6V259H5ZM44 260H45V259H44ZM64 260H63V261H64ZM66 260H65V263H64V264H66ZM68 260H69V259H68ZM68 260H67V261H68ZM73 260H74V258H73ZM80 260L82 261V259H80ZM85 260H86V258H85ZM91 260H92V259H91ZM120 260H122V259L120 258ZM123 260H124V259H123ZM136 260H137V259H136ZM0 261H1V260H0ZM34 261H35V260H34ZM42 261H43V260H42ZM70 261H71V260H70ZM76 261H77V260H76ZM78 261H79V260H78ZM97 261H96V262H97ZM107 261H108V260H106V262H107ZM111 261H112V260H111ZM132 261H133V260H132ZM31 262H32V261H31ZM53 262H54V261H53ZM53 262H52V263L49 262V263L54 264ZM93 262H94V261H93ZM93 262H92V263H93ZM100 262L104 263V261H100ZM122 262H123V261H122ZM133 262H134V261H133ZM13 263H14V262H13ZM33 263H34V262H33ZM36 263H37V262H36ZM55 263H57V262H55ZM72 263H75V264H76L75 261H74V262L72 261ZM79 263H80V262H79ZM85 263H86V261H85ZM87 263H90V262H87ZM92 263H91V264H92ZM94 263H95V262H94ZM110 263H112V262H110ZM113 263H115V262H113ZM127 263H128V262H127ZM146 263H147V262H146ZM41 264H42V263H41ZM68 264H69V263H68ZM96 264H97V263H96ZM100 264H101V263H100ZM105 264H108V263H105ZM115 264H116V263H115ZM122 264H123V263H122ZM124 264H125V263H124Z\"/></svg>",
	"mask_w": 264,
	"mask_h": 264
},
{
	"label": "crops",
	"instance_id": "obj_3",
	"mask_svg": "<svg viewBox=\"0 0 264 264\" xmlns=\"http://www.w3.org/2000/svg\"><path fill=\"white\" fill-rule=\"evenodd\" d=\"M260 264H263V263H260Z\"/></svg>",
	"mask_w": 264,
	"mask_h": 264
}]
</instances>
